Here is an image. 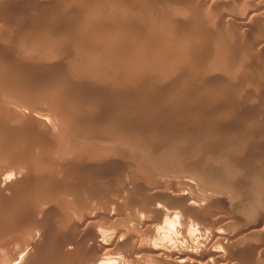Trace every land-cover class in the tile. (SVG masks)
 <instances>
[{"label": "rangeland", "instance_id": "obj_1", "mask_svg": "<svg viewBox=\"0 0 264 264\" xmlns=\"http://www.w3.org/2000/svg\"><path fill=\"white\" fill-rule=\"evenodd\" d=\"M45 1V2H44ZM66 0H63V2H65ZM71 1V2H70ZM102 0H95V2H94V0H67V3L65 2V3H61V1L60 0H48V3H47V0H0V34H3V36H1V39L2 40H0V42H2L3 44H2V48H3V45H4V47H5V45L6 44H8V46H6L5 48H0V52H1V54H3L2 55V57L4 56V55H7V56H4V58L6 59V60H4V58H3V60H0V61H9L7 58H9L10 59V61H12V60H14L13 61V63L11 62V64H12V68H14V69H16V68H18V69H20V67H21V71L20 70H18V69H16V71H14V69H9L10 71H7L8 69H6V70H4L3 72L4 73H6V72H9L8 74H7V76H5V75H3V74H1V78H0V80H3L2 78H3V76H5V77H7L6 79H8V76H13V77H9V79H13L14 78V75H15V77L17 78H14L13 80H17L18 82H16V81H14V82H16V83H19L20 84V82H21V80L22 79H24L25 81H22L23 83H21L22 85L24 84L25 86H23V89H24V87H26V85H27V87H26V89H24L25 91H21V90H23L22 89V86H21V84H20V86H19V84H14V83H12L13 82V80L11 81V82H7V83H10V84H7L6 83V79L4 80L5 82H4V84H5V86H12V84H13V88H14V86L16 87V88H18L19 87V90L24 94V92L25 93H27L28 92V90H27V88L28 87H30V86H33L34 84V90H36L37 88L36 87H38L39 86V88H38V90H41L42 91V89L41 88H45V90H46V88H48L49 89V87L51 86H53L52 88L50 87V90H48L47 89V91H45V90H43V91H45L46 93L48 92V94H49V96H51V99H53L52 101L55 103H53V102H51V101H49V100H51L50 99V97L49 96H47L46 98H45V96H46V94H44L45 96L44 97H40V94L42 95L44 92H42V93H40V92H38V93H40V94H38L39 96L37 97V98H35L34 96H35V94H32V92H34V90L33 89H31V88H29V90L31 89V90H33V91H30V93H31V95L29 96V95H27V97L25 96V95H22L21 97H22V99H24V98H28V100H30L29 98H31V97H33V99H31V101H36L37 99H39V100H41V98H45L44 100L45 101H47V103L48 104H53V105H51V107L53 108V110H52V108L49 106L48 107V104L45 102V101H43V100H41V101H43V102H45L46 104H47V106H46V104L45 103H43V102H41L42 103V105L41 106H39V107H37L38 105H39V103L37 104V106H35V105H33L34 107H32V109L33 110H36L35 109V107L36 108H39L38 110L40 111V109H41V113H43V115L42 114H40V112L39 113H37L36 114V111H38V110H36V111H33L29 106V108H30V110H32L33 112H31V111H29V108H26V110L25 111H27L26 113H27V115L26 114H23V113H25V112H22L24 109H25V107H23V109H19L18 111L19 112H21L23 115H25V116H28V115H30V118H32V113L33 114H35V115H38V114H40L39 116L40 117H36L35 115H33V117H35V118H37V119H40V118H44L43 116L44 115H48V114H45L46 112H48V111H46V109L47 110H49L50 111V113L49 114H51V115H48V116H46L45 118H47V122H46V119H42V120H45V123L47 124L46 126H48L47 128H44V122L43 121H41V124H42V126L40 125V123H39V121H33V120H27V118L26 117H24L23 119L22 118H20L19 117V119H22V120H16V119H13L12 121H10L12 124L9 126V117H11L10 119H12V117L14 116V115H16V114H14V115H12L11 116V114H13V112L14 111H16V109L14 108V104H13V106L11 105V103L13 102V100L14 101H16L17 99H16V96H18V94H16L15 96L13 95V99L11 100V96H12V92H10L9 91V89L11 88V87H9V89H8V87H6V89H7V92H10L9 93V95L11 94V96H8V94L6 95H4V94H2V90L3 89H5V87H3V85H2V83L1 82H3V81H1L0 82V85L2 86V88H1V86H0V89H2L0 92V95H2V96H5V98L7 97V101H8V103H9V101H10V103H9V105H8V103L6 104V102H4V103H2L3 101L2 100H4L3 99V97L1 98L0 97V101H2V102H0V104L3 106V107H5L6 106V108L7 109H9L10 108V106H11V108L13 107V109L14 110H9V111H13L11 114L10 113H8L9 111L6 109V108H3L2 106H0V108H1V110L0 111H2V112H0V117H2V118H0V122H3L2 120L3 119H6V117L5 116H8V114H9V117H8V119H7V121L5 120L3 123H0L1 125H0V129H1V131L2 132H5L4 134H1L0 133V139L1 138H4V140L3 139H1V141H0V143H3V142H5V143H3V144H5V145H3V144H0L1 146H0V150H1V152L0 153H4L3 154V156H0V158L2 157H4V155L5 154H8V152H10L9 151V149H11L12 151L11 152H14V150H18V151H16V152H14V153H11L12 154V156H14L15 155V153H17L18 155H20V152H22V150L24 151H29L30 153H31V155H30V153H27V151H26V155L24 154H22V153H24V152H22L21 153V155L23 156V159H24V162H27L28 161V163H25L26 164V166L22 163V162H19V161H17V160H13V161H15V163L14 164H18V165H20V166H22V167H26V168H20L21 170H23V171H21L18 175H20V176H18L17 175V177H19V179L18 178H16V180L14 181V182H16V183H14V182H12V183H14V184H10V186L12 185L14 188L16 187V189H14L12 186V188L11 187H9V188H6V189H4L5 190V192H3L4 190H3V188L1 189V186H0V197H1V199L0 200H3L4 202H7L6 204H4V202H2V201H0V207H1V209H0V218L1 219H6L7 218V221H9L10 219H11V217L13 218V216H17L19 219H24V218H27V217H29L30 218V216L31 217H34V216H36L37 214H39L41 211H43V210H46V207L48 208L47 210H48V212H50V211H52L51 213H47V214H51L52 215V217H51V215H47V216H49L50 218H48V220H50V221H48V220H46V222L48 221V223L49 224H52V225H55V226H53V227H57V225L56 224H54V223H58V224H60L59 222V220H62L63 221V219L64 218H68V214H69V212L70 213H74L73 211H76V210H78V209H81L82 210V207L81 208H78V206L76 205L77 203L76 202H78L79 201V203L78 204H80L81 202H83L85 205H87V206H85L84 204V209L85 208H88V207H90L91 208V206L92 207H94V205H99L100 203L103 205L102 207H101V204L99 205V208H98V210H100V211H102L101 213H100V215L101 214H104L106 217L108 216V215H106V213L105 212H107L108 210H110V207L109 208H107L106 209V204H108L109 205V200L111 199V198H113V200L114 201H117L116 203L118 204L119 202L118 201H120L121 199H123V200H121L120 201V203H119V207H121V208H124V205H125V203L127 202V201H129V199H130V197H131V195L133 194V193H136V192H132V188L133 187H131V189L129 188V191H131V194H128L127 192H125V191H127V190H124V191H122L121 190V188L122 187H120L119 185V183H123V180H130V179H127V178H131V179H135V180H137V178L139 177L141 180L144 178V180H142V182L143 183H148V184H146V185H153V184H155V183H157V181H158V185H161V186H165V183H167V185H168V187H167V185L165 186V190H169V191H171V190H173V189H176V190H179V191H176V192H179V193H182L183 191V193H185V192H187V193H185V194H187L191 199H194L193 200V202L194 203H199V204H201L200 202H202V204H201V206L202 205H207V207H205L204 208V206H203V208H202V212L200 213V216H199V213L197 212V211H200V209H196L197 211H192V210H195V209H191L190 210V208H188L189 206L188 205H186L185 207L183 206L182 208L180 207L181 205H182V200L181 201H179V202H181V204H180V206L177 208V205H179V203L177 202V204L175 203V201L176 200H174L173 198L171 199L170 198V196L168 197V196H162V197H160V198H164V200H162V205H164V201L167 199V202H165L166 204L167 203H170L171 202V205L170 204H167V205H165V207L168 209H165V212H167L168 214H167V216L169 217V218H171L172 219V221H173V226L170 228L168 225H167V223L164 221V217H163V215H159L158 213H156L155 214V212H154V214L152 213V212H150V213H152L151 215H153V218H152V216L151 215H149V217L151 218L150 220H148L147 218V220H148V222H153V223H151L152 225H154L155 224V226L156 227H159V230H160V232L161 233H166L169 237L167 238L166 237V239H164V240H160V242L161 243H169L170 245V247H173V248H175V249H177V248H179L178 250H180V248L182 247V248H184V249H182L181 248V250L180 251H182V250H184V251H186L187 249L186 248H189L187 251L189 252H192V251H197L198 250V252L200 251V249H203L204 248V246H205V244L204 243H206L208 240H207V238H210V237H208L209 235H211V232H212V230L213 229H221V230H223V231H225V233H229L228 235L231 237V239H230V242H232V245H233V243H234V246H232L231 245V243H230V247L232 246L233 248H236L235 250L234 249H230L231 251H236V250H238L237 252V254H240V253H244L243 255H244V258H243V255L242 254H240V256L239 255H237L236 254V252L234 253V252H231V251H229L230 252V254H229V252L227 253V255L229 254V256L227 257V259H226V261L224 262L225 264H264V208H262L261 206H263L264 207V203L262 202V201H258L259 202V204H258V202L256 201V197H257V200H263L264 201V186H263V183L264 182H261V181H264L263 179H264V155H259V154H264L263 153V151H264V132H262L263 130L262 129H264V128H261V127H257V128H255V132H257V133H253V132H251V133H243V131L241 130V128H239L238 126H240V124L242 125V123H243V121H245L246 119H252V117H255V119H256V121H257V119L258 120H261V116L260 117H257V116H254V115H258V114H262V112L264 111V110H262L263 108H262V106L264 107V98H262L263 96H264V90H262L261 91V89H264L263 87H264V0H235V2H234V0H219V3L217 2H213V3H211L212 2V0H210L211 2H209V0H184V2H185V4L184 3H182V1L183 0H171L172 1V4H171V1L169 0H159V2H158V0L157 1H155V0H140V2H138L137 0H130V1H128V0H125V1H128V2H123L124 0H121L120 2L121 3H123V4H121V3H117V2H119V0H115L113 3H111V1H113V0H110V3H108L109 2V0L107 1V0H104L103 1V3L101 2ZM105 1H107V2H105ZM142 1V2H141ZM144 1V2H143ZM151 2V4L149 3V2ZM156 2L155 4H157L158 3V5H155L154 4V2ZM161 1V2H160ZM195 1V2H194ZM202 2V4H203V1H204V3H205V5L203 4V7H201L200 5V3ZM214 1H218V0H214ZM238 1H240V2H238ZM44 4H43V3ZM78 2V3H77ZM134 2H136V3H134ZM170 2V3H169ZM175 2V3H174ZM179 2H181V3H179ZM200 2V3H199ZM37 3V4H36ZM40 3V4H39ZM46 3H47V5L49 6V7H47V5H46ZM75 3V4H74ZM81 3H82V5L83 6H85V7H83L82 5H81ZM96 3V4H95ZM106 3H108V5H111V6H109V8H112L113 10H110L107 6L108 5H103V4H106ZM117 5H116V4ZM133 3H134V5H133ZM140 3H142V4H140ZM144 3H145V5H144ZM148 5H147V4ZM153 3V4H152ZM160 3V4H159ZM187 3V4H186ZM60 4H62V6H60ZM67 4H69L68 6H67ZM71 4H74V5H72L71 6ZM79 4V5H78ZM91 4V5H90ZM95 6H97V7H94V5ZM139 4H140V6H139ZM176 4V5H175ZM181 4V5H180ZM183 4V5H182ZM189 4V5H188ZM193 4H194V6H193ZM197 4V5H196ZM207 4V5H206ZM210 4V5H209ZM215 4H217V5H215ZM36 5H38V6H36ZM78 5V6H77ZM90 5V6H89ZM93 5V6H92ZM102 5V7H100L99 8V6H101ZM123 5V6H122ZM132 5H133V7H132ZM146 8V11H144V7ZM154 5V6H153ZM168 5V6H167ZM171 7H170V6ZM181 7H180V6ZM185 5H187V6H185ZM214 5V6H213ZM40 6V7H39ZM59 6H60V10H62L61 8H63V10L62 11H60L59 10V12L58 13H60V14H57L56 15V13H57V11L56 10H58V8H59ZM80 6V7H79ZM128 6L129 7H131V8H129L128 9ZM136 6V7H135ZM137 6H138V8H137ZM142 6V7H141ZM146 6H150V7H152V8H149L148 9V7H146ZM156 6V7H155ZM162 6V7H161ZM175 6V7H174ZM177 6H179L181 9H183V13H186V11H189V12H187L186 14L188 15H186V14H182V12H179V11H182L179 7H177ZM184 6V7H183ZM199 6V7H198ZM210 6H213V7H210ZM217 6V7H216ZM27 9H26V8ZM34 7V8H33ZM39 7V8H38ZM43 7V8H42ZM47 7V8H46ZM67 7H68V9H67ZM73 9H72V8ZM87 7V8H86ZM94 7V9H92ZM117 7V8H116ZM120 7V8H119ZM126 7V9L127 10H125L124 8ZM189 7H191V8H189ZM198 9H202V10H198ZM208 7V8H207ZM2 8V9H1ZM38 8V9H37ZM41 8V9H40ZM45 8V9H44ZM49 8V9H48ZM76 8V9H75ZM79 8V9H78ZM81 8V9H80ZM84 8V9H83ZM98 8V9H97ZM133 8V9H132ZM144 8V9H143ZM153 8H156V10L154 11V10H152ZM158 8V9H157ZM176 8H177V10H176ZM188 8H189V10H188ZM213 8V9H212ZM219 8V9H218ZM29 9V10H28ZM43 9V10H42ZM65 9L66 10H69V11H65ZM97 9V10H96ZM106 9L108 10V11H106ZM116 11H115V10ZM132 11H134V13L132 12V13H130V11L131 10ZM139 9V10H138ZM140 9H142V10H140ZM175 9V10H174ZM180 9V10H179ZM217 9V10H216ZM8 10V11H7ZM35 12H33V11ZM38 10H40V11H42V12H39L38 11V13H37V11ZM47 10V12H45ZM50 10H52V11H50ZM72 10V11H71ZM85 12H84V11ZM87 10V11H86ZM95 10V11H94ZM121 10H125V13H126V15L124 16V12H122ZM130 10V11H129ZM139 11V13H135V11L136 12H138ZM149 10V11H148ZM152 10V11H151ZM172 10V11H171ZM208 10H211V11H208ZM4 11V13H2ZM56 11V12H55ZM65 11V12H64ZM72 12V13H74L73 11H75L76 13H74V14H72V15H75L76 14V16L74 17V16H72L71 15V13H69V12ZM88 11H89V13H88ZM91 11V12H90ZM121 11V12H120ZM129 11V12H128ZM154 11V12H153ZM157 11V12H156ZM164 11H165V13H164ZM169 11V12H168ZM175 11V12H174ZM176 11H178V12H176ZM191 11V12H190ZM205 11L207 12V13H205ZM28 12H33V13H31V14H34V16L33 15H31L30 13H28ZM44 12V13H43ZM53 12V13H52ZM63 12L65 13V14H63ZM94 12V13H93ZM97 12H98V14H97ZM141 12V13H140ZM168 12V13H167ZM209 12H211V16H210V13ZM215 12H217V13H215ZM218 12H220V13H218ZM238 12H239V14H238ZM37 13V14H36ZM45 13H46V15H47V17H46V15H45ZM50 13V14H49ZM55 13V14H54ZM121 13H123V16H122V14ZM143 13V14H142ZM149 13H151L150 15H149ZM153 13V14H152ZM171 13H173L172 15H170ZM175 13H178V14H180V15H184V16H186V17H184V18H181L178 14H175ZM237 15H236V14ZM38 14H41V16H39ZM43 14V15H42ZM61 14H63V16L61 15ZM67 14H70V18L68 17V15ZM77 14H79V15H77ZM102 14H104L105 16H106V18L104 17V15L102 16ZM132 14V15H131ZM136 14V15H135ZM145 14V15H144ZM154 14H157V15H159V16H161V14H162V18L161 17H159V16H155ZM195 14V16L197 17V18H189V17H195V16H193ZM200 15V17L199 16H197V15ZM204 14V15H203ZM208 14V15H207ZM214 14V15H213ZM218 15V16H216V15ZM234 14V15H233ZM241 14V16L239 17V15ZM244 14V15H243ZM30 15V16H29ZM65 15V16H64ZM108 15V16H107ZM114 15V17L117 15L119 18H121V19H124V20H121V19H116V18H118V17H116V18H114L113 17V19H116V20H119V21H121V22H119L118 21V23L117 22H115V24H113V22L115 21V20H113L112 18H110L111 16H113ZM147 15H149L150 16V18H148V17H145V19H144V16H147ZM153 17H152V16ZM163 15H166V16H164L163 17ZM178 15V17L176 18V16ZM213 15V16H212ZM223 15V16H222ZM233 15V17H231ZM25 16H27V17H25ZM29 16V17H28ZM51 16V17H50ZM56 16V17H55ZM62 16V17H61ZM88 17V19L86 18V17ZM98 17L99 18V16H101V17H103L102 19L100 18V20L98 19V18H96V17ZM121 16V17H120ZM129 16V17H128ZM130 16H132V17H130ZM136 17V16H139V17H136L135 19H134V17ZM201 16H203V17H201ZM216 16V17H215ZM239 17V18H241L242 16H244V22H243V24L245 25V26H242L243 27V31L242 30H240L239 29V31L240 32H238V30L236 31H234V33H233V29H234V25L232 26V24L234 23V21H232V19L234 18L235 19V17ZM246 16V17H245ZM33 17H35V18H33ZM36 17H37V19H36ZM38 17H42V18H38ZM43 17H44V19H43ZM46 17V18H45ZM52 17H54V18H52ZM58 17L60 18L59 20H58ZM78 17H82V19L81 18H78ZM84 17V18H83ZM109 17V18H108ZM140 17H142V18H140ZM156 17V18H155ZM158 17H159V20H161V21H159L158 20ZM169 17V18H168ZM218 17V18H217ZM231 17V18H230ZM6 18V19H5ZM26 18V19H25ZM32 18V19H31ZM50 18H52V19H50ZM67 18H69V19H67ZM71 18H73L75 21H77V19H80V20H78V22L80 21V22H82V23H77L76 22V24L77 25H75V23H74V20H71ZM76 18V19H75ZM127 18H129V21L127 22V21H125V19L126 20H128ZM147 18V19H146ZM170 18L172 19L173 18V20L174 21H172V20H170ZM179 18H181L180 20L182 21H180L179 20ZM188 18V19H187ZM199 18V19H198ZM210 18V19H209ZM213 18V19H212ZM222 18V19H221ZM226 18H228V19H226ZM249 20H248V19ZM5 19V20H4ZM7 19H8V21H7ZM50 19V20H49ZM91 19V20H90ZM93 19V20H92ZM97 19V20H96ZM105 19V20H104ZM107 19V20H106ZM112 19V20H111ZM134 19V20H133ZM138 19H142V21L141 22H139L140 20H138ZM144 19V20H143ZM152 19V22L151 21H149L148 22V20H151ZM154 19V20H153ZM164 19V20H163ZM186 19H187V21H186ZM204 19V20H203ZM218 19L220 20V21H218ZM229 19H231V20H229ZM233 19V20H234ZM15 20H17V22L19 23H17V22H15ZM23 20V21H22ZM26 20V21H25ZM29 20H33L32 22L31 21H29ZM41 20H43L44 22H46V23H44L43 21L41 22ZM54 20L56 21V23L54 22ZM87 20H88V22H87ZM103 20L107 23H103ZM131 20V21H130ZM132 20H133V22H132ZM136 20H138V21H136ZM157 22H156V21ZM168 22H167V21ZM178 22H177V21ZM194 20H196V22L194 21ZM200 20V22H198ZM212 20H214V21H212ZM216 20V21H215ZM223 20V21H222ZM247 20V21H246ZM3 21V22H2ZM19 21H21V22H19ZM29 21V22H28ZM53 21V22H52ZM57 21L59 22L58 24H57ZM69 21H70V23H69ZM86 21V22H85ZM93 21V22H92ZM96 23H95V22ZM97 21H98V23H97ZM100 21V22H99ZM112 21V22H111ZM143 21H145V24H141V23H144ZM155 21V22H154ZM164 21V22H163ZM184 21H185V26H184V24H182V23H184ZM205 23H204V22ZM207 21H209L208 22V24H207ZM210 21H211V24H210ZM7 22V23H6ZM14 22V24L13 25H11L12 23ZM24 22V23H23ZM26 22V23H25ZM31 22V23H30ZM66 22H67V24H66ZM89 22H91V23H93V24H90ZM129 22H132V23H130L129 24ZM137 22L139 23V24H137ZM147 22H148V24H147ZM151 22V23H150ZM153 22H154V24H153ZM170 22V23H169ZM189 22H191V23H189ZM219 22V23H218ZM221 22V23H220ZM232 22V23H231ZM4 23V24H3ZM21 23V24H20ZM33 23V24H32ZM48 23H50L49 25L51 26L52 24L54 25H56V27L55 26H53L52 25V27L49 29L48 27H50L49 25L47 26V24ZM68 23H69V25H68ZM86 23H88L87 25H86ZM102 23H103V25H105V26H102ZM113 24L112 26H110L111 24ZM120 23H121V25H120ZM175 23V24H174ZM178 23H180V24H178ZM227 23V24H226ZM247 23V24H246ZM25 24V25H24ZM28 24H32L30 27L31 28H29V26H28ZM34 24H35V26H34ZM40 24V25H39ZM46 24V25H45ZM83 24V25H82ZM84 24H85V26H84ZM89 24L90 25H94V26H97V25H99V26H102V29L99 27V26H97L96 27V30H95V27H93V28H91V26H89ZM95 24H97V25H95ZM109 24V25H108ZM116 24H118V26H116ZM123 24V25H122ZM134 24H135V26H134ZM146 24L148 25V26H150V27H146ZM156 24H159V25H157L156 26ZM163 24H165V25H162ZM166 24H167V26H166ZM171 24L173 25V26H171ZM187 24H189L190 25V28H189V25H187ZM197 24V25H196ZM203 24H205V25H208V26H205L204 25V27H208V28H204V27H201V25L203 26ZM210 24V25H209ZM213 24V26H211ZM214 24H216V25H214ZM220 24V25H219ZM223 24V25H222ZM6 25V26H5ZM17 25V26H16ZM19 25V26H18ZM37 25V26H36ZM43 25V26H42ZM46 27H45V26ZM58 25V26H57ZM63 25H65V26H63ZM80 25V26H79ZM106 25H108V28H110V29H108V28H104V27H106ZM116 27H115V26ZM130 25L132 26V27H130ZM136 25H138V27L136 26ZM154 25V26H153ZM174 25H176V26H178L177 27V29H176V26H174ZM181 25H183L184 27H183V30L182 29H180V28H182L181 27ZM193 25V26H192ZM222 25V26H221ZM225 25V26H224ZM13 26H14V28H13ZM18 28H16V27ZM25 26H27V28L25 27ZM43 28H42V27ZM70 26V27H69ZM72 26V27H71ZM74 26V27H73ZM82 26V27H81ZM87 27V28H84V27ZM120 26V27H119ZM123 27V30H120V29H122V27ZM142 26L143 27H146V29L144 30L143 28H142ZM153 28H152V27ZM161 26V27H160ZM170 27V29H169V27ZM216 26H218V27H220V28H215ZM231 26V28H229ZM2 27H3V29L4 30H6V31H4L3 29H2ZM7 29H6V28ZM33 27V28H32ZM39 28V30L38 29H36V28ZM67 27V28H66ZM69 27V28H68ZM77 27V28H76ZM79 27V28H78ZM80 27H81V29H80ZM112 27H113V29L114 28H117L116 30H113L112 29ZM133 27H136L135 29H137L138 31H142V34H140L137 30L136 31H134L135 29L133 28ZM139 27L141 28L140 30H139ZM160 29H159V28ZM163 27V28H162ZM164 27H166V29H169L168 31L165 29V30H163L164 29ZM194 27V28H193ZM201 27V28H200ZM9 28V29H8ZM35 28V29H34ZM42 28V29H41ZM47 28V29H46ZM53 28V29H52ZM56 28V29H55ZM64 29V31H62V32H60L58 29ZM75 28V29H74ZM90 28V29H89ZM97 28H100L101 29V31L102 32H104L105 30H107V31H105L106 33H99V32H101V31H99L100 29H97ZM120 28V29H119ZM125 28H129V30H128V32H129V35H128V32L127 31H125ZM132 28V29H131ZM152 28V29H151ZM173 28V29H172ZM174 28H175V30L176 31H174ZM185 28H187V29H185ZM193 28V29H192ZM200 28V29H199ZM205 30H204V29ZM224 28V29H223ZM11 29H13V30H11ZM29 29L32 31V29L34 30L33 32H31V31H29ZM49 29V30H48ZM52 29V30H51ZM55 29V30H54ZM80 29V30H79ZM85 29H88V31L87 30H85ZM105 29V30H104ZM119 29V30H118ZM134 29V30H133ZM150 29V30H149ZM192 29V30H191ZM207 29V30H206ZM211 31H210V30ZM215 29V31H217L216 32V34H214L215 33V31H213ZM221 29V30H220ZM10 30V31H9ZM22 30H25L24 32H25V34H20L21 32H22ZM36 30V31H35ZM40 30H42V31H40ZM46 30H48L49 32H47ZM69 30H74L73 32L74 33H71ZM76 30V31H75ZM83 30H85V32H83ZM91 30H93V31H91ZM98 30V31H97ZM112 31V33L113 32H115L114 34H112L111 33V31ZM133 30V31H132ZM146 30H148L147 32H144V31H146ZM153 30V31H152ZM177 30H181L180 32L182 33V34H177V33H180L179 31H177ZM197 30L198 31H200V33L198 34L197 33ZM224 30H226L225 32H224ZM232 30V31H231ZM14 31H17V32H14ZM20 31V32H19ZM38 31H40V32H43V33H40V32H38ZM65 31H68V32H65ZM83 32L82 34L83 35H81V32ZM91 31V32H90ZM110 31V32H109ZM120 32V34H118L119 32ZM140 31V32H141ZM157 31H160V32H157ZM163 31L165 32V33H163ZM173 32L172 34H169L170 32ZM191 31L192 32V34L191 33H189V32ZM194 31H196V32H194ZM205 31H207V32H205ZM221 31V32H220ZM9 32V33H8ZM10 32H12V33H10ZM24 32H22V33H24ZM28 32V33H27ZM38 32V33H37ZM57 32H59V34L57 33ZM87 32V33H86ZM89 32V33H88ZM96 34H95V33ZM124 32V33H123ZM149 32H151L152 34L151 35H154V37H150L151 35H149L150 33ZM177 32V33H176ZM204 32H205V34H204ZM211 32H213V33H211ZM220 32V33H219ZM236 32V33H235ZM19 33V34H18ZM29 33H31V34H29ZM40 33V34H39ZM49 34V36H48V34ZM52 33V34H51ZM55 33H57V36L58 37H60V38H55L56 37V34ZM60 33H62V34H64V33H66V37L64 38V36H62L63 38H64V40H61V39H63V38H61V35H60ZM80 33V34H79ZM85 33V34H84ZM109 33H111V36H109L110 34ZM137 33H139V34H137ZM148 34L147 36H149V37H146V35L144 36L143 34ZM159 34V36H157L158 34ZM184 33H189V34H191V35H187V36H189V37H186V34H184ZM196 33V34H195ZM220 34V36H219V34ZM221 33H223V34H221ZM238 33V34H237ZM7 34V35H6ZM35 34V35H34ZM41 34H43L44 36H46V37H44V36H42ZM51 34V35H50ZM67 34H69L70 36H68ZM77 34V35H76ZM98 34V35H97ZM104 34H108L107 35V37H106V35H104ZM116 34V35H115ZM122 34V35H121ZM156 34V35H155ZM163 34V35H162ZM165 34V35H164ZM168 34V35H167ZM174 34H176L175 36H176V38H174L173 36H174ZM193 34H195V35H193ZM200 34H202V35H200ZM209 34V35H208ZM214 36H213V35ZM218 34V35H217ZM227 34V35H226ZM5 35V36H4ZM24 35H25V37H24ZM28 35H33L34 36V40L32 39L33 37H31V36H28ZM37 35V36H36ZM41 36V39L44 41V43L47 45V43H50L49 41H51V44H48L47 46L46 45H43L44 47H42V45L40 46V45H38V42H40L41 41V39H40V36ZM53 35H55V36H53ZM60 35V36H59ZM97 35V36H96ZM100 35H102V36H100ZM113 35H115V39H114V36ZM123 35H125V36H123ZM127 35V36H126ZM137 37H139V35H140V37H139V39L137 38L136 39V36ZM169 36L168 38H170V40L168 39V38H166L167 36ZM173 35V36H172ZM204 35V36H203ZM211 35V36H210ZM223 35V36H222ZM13 36V37H15L14 39L16 40V38H20V39H26L27 41H29V39H30V41H29V43L31 42V40H33L32 41V43H30V44H28L27 43V41H25V43H24V41L23 40H20L21 42V44H23V45H21V44H19V42H12L11 41V37ZM22 36V37H21ZM75 36V37H74ZM78 36L80 37V39L78 38ZM90 36H94V38L97 40V39H101V40H99V41H102L101 43L97 40V41H95V39H93V37H90ZM106 37V38H98V37ZM110 38H109V37ZM117 36H118V38H117ZM122 36L124 37V38H122ZM144 36V37H143ZM171 36V37H170ZM184 36L186 37V40L187 41H184V42H182L183 40H185V38H184ZM190 36H192V37H190ZM202 36V37H201ZM208 36H209V38H208ZM219 36V37H218ZM6 37V38H5ZM54 37V38H53ZM74 37V38H73ZM83 37V38H82ZM120 37V38H119ZM130 39H129V38ZM156 37V38H155ZM161 37H163V38H166V39H163V38H161ZM172 37H173V39H180V40H173L172 39ZM215 37V38H214ZM226 38L227 40H223L222 41V39L223 38ZM44 38L45 39H47L48 40V42H46L47 40H44ZM71 38H73V39H71ZM78 38V39H77ZM122 38V39H121ZM128 38V39H127ZM143 38V39H142ZM146 38H147V41H146ZM159 38L161 39V40H159ZM181 38H183V40H181ZM191 38H193V39H191ZM196 38V39H195ZM224 38V39H225ZM60 39V40H59ZM67 39H69V40H67ZM106 39V40H105ZM114 40L115 41V43H114V41H111V40ZM117 39V40H116ZM150 39H151V42L153 41L152 39H154L155 41H153L152 43L153 44H151V43H149V41H150ZM158 39V40H157ZM171 39H172V41H171ZM198 39H199V43H197V41H198ZM209 39H211L209 42H208V40ZM212 39H217V40H212ZM37 40V41H36ZM40 40V41H39ZM54 40H59V41H61L60 42V44H62V46L60 45V47H64L66 44H68V45H66V47H64L65 48V51H64V53L62 52V53H59L60 51H63L62 50V48H61V50H59V45L58 46H56L57 44H56V42L57 41H54ZM67 41V43L66 44H63L64 42H66ZM82 41L83 43H84V41L86 42V43H84V44H82L81 42H78V43H81V44H77V41ZM105 40V41H104ZM118 40H120V43H119V41ZM122 40V41H121ZM125 40V42H123ZM127 40H129V41H127ZM130 40H132V41H130ZM145 40V41H144ZM162 40L164 41L163 43H164V46H161V45H163V43H161L162 42ZM165 40H166V42H165ZM169 40V41H168ZM189 40V41H188ZM207 40V41H206ZM222 42H221V41ZM6 41V42H5ZM19 41V40H18ZM35 41H36V44L38 45H36V44H33V42L35 43ZM59 41H58V43H59ZM88 41V42H87ZM91 41V42H90ZM106 41H108V42H106ZM118 43H117V42ZM134 41H136L135 43H136V47L135 46H133L135 43H134ZM142 42V44H140L141 42ZM157 41V42H156ZM179 41H181V44H178V43H180ZM192 41H193V43H192ZM195 41V42H194ZM200 41H201V43H200ZM214 41V42H213ZM215 41H217V42H215ZM221 43H220V42ZM227 41V42H226ZM8 42V43H7ZM11 42V43H10ZM53 42H55V45H54V43ZM63 42V43H62ZM73 42H75V44L73 43ZM90 42V43H89ZM104 42V43H103ZM114 43V45H110L109 43ZM127 42H129V43H133L132 44V46L129 44V43H127ZM139 42V43H138ZM145 42V43H144ZM148 42V43H147ZM174 42L176 43V44H178L177 46L174 44ZM189 42H191V44L193 45V46H191V44L189 43ZM206 42V43H205ZM211 42H213V43H211ZM252 42V43H251ZM6 43V44H5ZM19 44V46H17L16 44ZM42 43V42H41ZM41 43H39V44H41ZM44 43H42V44H44ZM72 43V44H71ZM93 43H94V45H93ZM95 43H96V45H95ZM97 43H99V44H101V45H98ZM125 43V44H124ZM127 43V44H126ZM143 43L145 44V45H143ZM156 43H157V45H156ZM161 43V44H160ZM165 43H167V48H166V44ZM175 45V47L173 46V44ZM189 44V45H186V44ZM202 43H204V45L202 44ZM215 43H217V45L215 44ZM223 43V45H225L226 43H227V45L225 46V48H226V50L224 49V46H222V45H220V44H222ZM251 43V44H250ZM12 44V45H11ZM26 44V45H25ZM33 44V50H32V53L30 52H28L27 50V53L28 54H26V51H25V48L26 49H31V47H30V45H32ZM85 44H88L90 47H92V48H90L89 46H85ZM102 44H105V45H102ZM107 44V45H106ZM108 44H109V47L111 48L112 46H114V48H113V50H116V51H112V52H110V50H112V49H110L109 47L107 48V51L105 50L106 48H105V46H108ZM115 44H119V45H115ZM124 44V45H123ZM129 44V45H128ZM138 44H140V45H143V46H141V47H139V45ZM150 44H151V46H150ZM170 44V45H169ZM206 44L211 48H207V46H206ZM212 44V45H211ZM215 46H214V45ZM218 44H219V46H222V47H219L218 46ZM250 44V45H249ZM255 44V45H254ZM257 44V45H256ZM1 45V44H0ZM27 45H29V46H27ZM51 45H53L52 46V48H55V47H58V48H56V49H58L57 51H59V52H56V51H52V52H54V54L52 53H50V46ZM70 45V46H69ZM78 45H80V47H78ZM93 45V46H92ZM126 45H128V46H126ZM180 45V46H179ZM201 45V46H200ZM252 45H253V47H252ZM15 46V47H14ZM25 46H27V47H29V48H27V47H25ZM36 48H35V47ZM49 46V47H48ZM67 46H69L70 47V50H69V47H67ZM72 46V47H71ZM95 46V47H94ZM96 46H98V49H100V50H98L97 49V47ZM99 46H101V47H103V48H99ZM119 47V46H121V48L119 47V49H115L116 47ZM123 46H126V47H124L123 48ZM146 46H150L151 47V50L153 51H151V53H149L150 51V49H149V47H148V49H146L145 47ZM154 46H156V48H152V47H154ZM159 46V47H158ZM170 46V48H169V50H171L172 49V51H174V52H171V53H169L168 51H165V49H168V47ZM173 46V47H172ZM199 46V47H198ZM204 46V47H203ZM212 46V47H211ZM248 46H251V47H248ZM1 47V46H0ZM10 47V48H9ZM20 47V48H19ZM45 47H47V48H45ZM128 47V48H127ZM134 47V48H133ZM139 47V49L138 50H134V52H139V50L142 52V53H144L146 56H142V55H144V54H142L141 52L140 53H134L133 52V49H136V48H138ZM161 47V48H160ZM189 47V49L188 50H186L185 48H188ZM191 47V48H190ZM203 47V48H202ZM206 47V48H205ZM219 47V48H223L225 51H222L221 49V51H220V53H218L219 52V49H217V48ZM230 47V48H229ZM8 49V51H7V49ZM13 49V51H12V49ZM18 48V49H17ZM22 48H24V49H22ZM42 48V49H41ZM73 48V49H72ZM77 48V49H76ZM79 48H81V49H79ZM88 49V51H90V53L88 52V51H86V49ZM127 48V49H126ZM132 50H131V49ZM141 48H144V49H141ZM179 48V49H178ZM194 48V49H193ZM197 48V49H196ZM233 48V49H232ZM250 48H253L252 49V51L254 52H252V51H250L249 49ZM2 49V50H1ZM37 49V50H36ZM38 49H39V52H41L40 54H45L46 52H47V50L45 51V49H49V54H48V52L46 53V55L48 56H50V58H49V56L47 57L46 55H41V57H39L40 55L38 54L37 55V53H39V52H37L38 51ZM41 49V50H40ZM89 49H91V50H89ZM97 51H95V50ZM101 49H103V50H101ZM122 49V50H121ZM123 49H125V50H123ZM153 49H155V51L153 50ZM161 49V50H160ZM162 49H163V52H165V53H163V52H161L162 51ZM177 50L178 49V51H179V53H183L182 55H180V57H179V55H178V51H175V50ZM191 49V50H190ZM193 49V50H192ZM203 49H205V50H203ZM228 49H229V51H228ZM234 49H236V50H234ZM3 50L5 51L4 53H3ZM34 50H36V55L35 54H33L34 52ZM43 50H44V52L45 53H43ZM55 50V49H54ZM80 50V51H79ZM83 50L85 51V52H83ZM126 50H127V52H126ZM147 50H148V52H147ZM195 50H198V51H195ZM202 50V51H201ZM207 50H209V51H207ZM214 50V51H213ZM218 50V52L217 53H215V51H217ZM233 50V52H231V51ZM248 50L250 51V52H252V53H250V55H249V53H248ZM16 51V52H15ZM81 51H82V53H81ZM92 51V52H91ZM93 51H95V52H93ZM101 51V52H100ZM107 52V53H103V52ZM109 51V52H108ZM121 51L123 52V53H121ZM128 51L130 52V53H134V54H136L135 56H137V58L135 57V56H132V57H134L133 59L132 58H129L128 56H130L131 57V55H129L128 54ZM144 51V52H143ZM156 51H158L159 53H160V57H161V55H165V56H162L161 58H163V59H161V58H159L158 56V52H156ZM189 53V54H187V52ZM192 51V52H191ZM12 52H14L15 54H13ZM101 54H100V53ZM113 52H116V53H118V52H120V53H118V54H116V56H115V53H113ZM147 52V53H146ZM200 52V53H199ZM215 53V55H214V53ZM221 52L223 53V56H221V57H219L220 55H222L221 54ZM231 52V53H230ZM12 53V54H11ZM18 53L19 54H21V55H18ZM89 53V54H88ZM92 53H94V55L95 56H98V54H99V57H100V59L102 60V63H101V61H99V60H97V59H99V58H96V59H93L94 57H93V54ZM108 54L109 55V53H112L111 55H109V57L111 56V58H109L108 57V55H105L106 57H103L104 55L103 54ZM132 53V54H133ZM153 53V55H155V54H157V55H155V56H153V55H149V54H152ZM176 53V54H175ZM187 55H186V54ZM196 54V55H194V54ZM208 53V54H207ZM210 53V54H209ZM235 55H234V54ZM30 54V55H29ZM32 54V55H31ZM58 54V55H57ZM59 54L63 57H59ZM65 54H66V56H65ZM68 54V55H67ZM72 54V56H70ZM79 54H81V55H79ZM128 55L127 56V61H125V58H126V56L125 55ZM142 54V55H141ZM175 54V55H174ZM197 54H199V57H196V58H194L195 56H198ZM213 54V55H212ZM229 54V55H228ZM231 54V55H230ZM255 54V55H254ZM13 57H12V56ZM29 55V56H28ZM34 55V56H33ZM53 55H55V56H53ZM88 55V56H87ZM91 55V56H90ZM103 55V56H102ZM147 55H149V56H147ZM178 55V56H177ZM189 55H191V57L189 56ZM201 55H203V56H201ZM233 55V56H232ZM254 55V56H253ZM19 58H18V57ZM52 56V57H51ZM67 56H69V57H67ZM86 56V57H85ZM89 56H90V60L91 61H89ZM102 56V57H101ZM115 56V57H114ZM119 56V57H118ZM125 57L124 59H123V57ZM138 56H141L142 58H144V59H146V57L148 58V61L145 63V64H143L144 63V61H142ZM169 56V57H168ZM175 56V57H174ZM176 56H177V58H178V61L177 60H175V59H173V57L174 58H176ZM189 56V57H188ZM193 56V57H192ZM211 56H213V57H211ZM20 57H21V59L23 58V57H25V58H23L22 59V61H21V59H20ZM36 57V58H35ZM39 57V58H38ZM47 57V58H46ZM54 57V58H53ZM55 57L57 58V60H55ZM71 57V58H70ZM73 57H74V59H73ZM92 57V58H91ZM112 57L113 58H115V60L113 61V60H111L112 59ZM119 59H118V58ZM151 57H153V58H151ZM164 57H165V60L167 59V58H171V59H169V60H172V61H170V62H174V66L169 62V61H164ZM181 57H183L184 59H186V60H184L183 58H181ZM206 59H205V58ZM210 59V61H212V60H214L215 59V57H216V59H218V60H216L217 61V63H219L218 61H220V62H223V65H225L224 67H223V65H221V64H216V61H212V63H209L210 61H209V59ZM223 57V58H222ZM231 57V58H230ZM233 57V58H232ZM0 58H1V56H0ZM16 60H15V59ZM35 58V59H34ZM45 58V60L46 61H48V62H46L47 64H48V66L46 67L45 65H47L46 63L44 64V61L45 60H43ZM59 58V59H58ZM68 59V60H70V62H67L68 60H66V59ZM81 58V59H80ZM108 58L110 59V60H108ZM155 58H156V60H155ZM159 58V59H158ZM188 58V59H187ZM189 58H190V60L191 59H193V60H191V61H195V62H197V64L195 63V62H191L190 60H189ZM199 58V59H198ZM221 58L223 59V60H221ZM227 58V59H226ZM230 58V59H229ZM246 58V59H245ZM2 59V58H1ZM12 59V60H11ZM26 59H28L27 61H28V63L29 64H27L26 62ZM39 60V62H36V60ZM42 59V60H41ZM51 59H52V61H51ZM65 59V60H64ZM94 61H96V62H94ZM116 59H118V60H116ZM130 59H132V60H134V61H136L137 59H140V61H136V62H134L133 61V63L132 62H129L130 61ZM154 59L155 60V62L154 61H152V60ZM202 59H203V63H202ZM212 59V60H211ZM232 59V60H231ZM239 59H240V61H243V60H245L246 62H248L249 64H247V63H245V61H243L244 63H242V62H239ZM57 61V62H54V61ZM82 60V61H81ZM107 60H108V62L109 61H111V63L109 62V64L107 63ZM125 61V62H121L120 63V61ZM129 60V61H128ZM147 60V59H146ZM158 60H162L163 62H166V64L165 63H163L162 61L159 63V62H157ZM180 60H182V61H180ZM189 60V61H188ZM198 60H201V61H198ZM207 60V61H206ZM9 61V62H10ZM17 62V61H19V62H17L18 64V66L19 67H13V65L15 66L16 64L14 63V62ZM34 61L35 63H38V64H34V63H32V62ZM72 61V62H71ZM77 61V62H76ZM104 61H106L105 63H103ZM114 63H113V62ZM151 63H150V62ZM180 61V62H179ZM224 61H226V62H224ZM21 62H23L24 63V65L26 64V67L24 68V65H23V63L22 64H20ZM62 62H65V63H62ZM85 62H88L89 63V65L92 67V68H90V67H87V66H89L88 65V63H86L87 64V66L85 67ZM120 63V64H124V66H126V67H122L123 65H121V66H115L116 67V69L114 70V72H115V74H114V76H112L113 74L111 73V72H113V69H114V65L113 64H115V63ZM137 62L139 63V65H137L138 67H135V65H133L132 66V64H137ZM152 62H154V63H152ZM178 62L180 63L179 64V66L177 65L178 64ZM187 62V63H186ZM191 62V63H190ZM213 62L215 63V64H213ZM40 63H42V66H41V64ZM54 63L57 65V69H56V65H54ZM72 64L73 66H71L73 69H71V67H68L69 65H66V64ZM75 63V64H74ZM84 63V64H83ZM98 64V65H96V64ZM117 63H116V65H117ZM126 63H128L127 65H125ZM140 63H141V65H140ZM163 63V64H162ZM181 63H182V65H181ZM190 65H189V64ZM193 63H194V65H193ZM227 63V64H226ZM237 63V64H236ZM238 63H239V65H238ZM10 64V63H9ZM11 64H10V66L9 67H11ZM31 64V65H30ZM33 64V65H32ZM44 64V65H43ZM77 64V65H76ZM81 64L83 65L82 67H81ZM96 66H95V65ZM99 64H101L100 66H99ZM102 64H106V66H108V68H106V69H108V73H104V75L103 74H101V73H103L102 71H104L105 72V70H103L106 66L105 65H103V66H105V67H101L102 66ZM119 64V65H120ZM130 64V65H129ZM158 64H161V65H159L158 66ZM167 64H170L169 66L170 67H168V66H164V65H167ZM199 64H200V68L201 69H199L198 70V66H199ZM201 64H203V65H201ZM206 64V66H204ZM211 64V65H210ZM234 64V65H233ZM244 64V66H240V65H243ZM245 64H247L248 66V69H246L247 67H246V65ZM21 65V66H20ZM23 65V66H22ZM28 65H30V66H28ZM49 65H51V66H49ZM62 65V67H60V69H59V66H61ZM111 65H113V66H111ZM142 65H144V66H142ZM146 65H148V67L146 66ZM155 65H157L158 66V68H157V66H155ZM181 65V66H180ZM198 65V66H197ZM222 67H221V66ZM237 65V66H236ZM34 66V67H33ZM39 66H40V68H42L41 70H40V68H39ZM63 66H65V67H63ZM75 66V67H74ZM76 66H79L80 68H78V67H76ZM112 68V70L110 69V67ZM130 66V67H129ZM149 66H151V68L149 67ZM155 66V67H154ZM177 67V70L178 71H180V73H178L177 72V74L175 73L177 70H176V67ZM186 66H188V67H186ZM194 66V67H193ZM208 66H209V68H208ZM211 66V67H210ZM219 66V67H218ZM28 67H29V69H28ZM51 67V68H50ZM67 67H68V69H67ZM85 67V68H84ZM98 67H101V68H98ZM120 67V68H119ZM128 67H129V69H128ZM147 70L148 68H149V73H147L148 71H146L144 68ZM147 67V68H146ZM162 67H164L163 69H162ZM170 69L171 67H172V69L171 70H169L168 68ZM181 67V69L183 68L184 70L185 69H187V70H181V69H179ZM226 67V68H225ZM232 67V68H231ZM241 67V68H240ZM242 67H244L243 68V70H242ZM34 68V69H33ZM50 68V69H49ZM52 68H54V69H52ZM62 68H63V70H62ZM80 69V70H76V69ZM88 68H90V69H88ZM93 68H95V69H93ZM96 68H98V69H96ZM124 68V70H126V69H128V70H126L125 72L122 70ZM130 68H132V69H130ZM137 68V71H135V69ZM139 68H141V69H144V71L147 73L146 75L144 74L145 72H139V70H141V69H139ZM156 68V69H155ZM189 68H195V69H190L189 70ZM196 68H197V70H198V72H197V70H196ZM204 68H206V69H204ZM211 68V69H210ZM214 68V69H213ZM219 68H222V69H219ZM228 68H229V70L231 71H229L228 70ZM235 68V69H234ZM82 69H87L86 71H88L87 73L86 72H83V74H84V77H85V79H84V77H83V74H82V72H78V71H81ZM99 69H102L101 70V72H98V70ZM134 69V70H133ZM152 69H155L154 71L152 70ZM157 69H159V70H157ZM160 69H161V71H160ZM166 69H168V70H166ZM202 69H204V71L202 70ZM210 69V70H209ZM224 69H225V71H224ZM233 69V70H232ZM11 70L12 71H14V75H12V72H11ZM20 71V73L21 74H17L16 75V73L18 72V71ZM29 70V71H28ZM40 70V71H39ZM50 71V73H48V72H46V71ZM52 70H53V72H54V74H52L53 72H52ZM55 70V71H54ZM65 70H69L68 72L69 73H71V74H68V72L66 73V71ZM71 70H73V71H71ZM91 70H93V71H91ZM95 70H97L96 72H98V74L97 73H95ZM119 70L121 71V73L122 74H124L123 76H122V74L120 75V72H119ZM153 72H152V71ZM165 71V72H162V71ZM205 70H208L207 72H211V73H208V76H209V79L207 78L208 76H207V72L205 71ZM222 70V71H221ZM6 71V72H5ZM28 72V73H25V74H23V77H22V73L23 72ZM57 71H59V72H57ZM92 73H91V72ZM100 71V70H99ZM118 73H117V72ZM133 71V73L135 74L134 76L133 75H131V73L130 74H128L127 75V72L129 73V72H132ZM155 71H158L159 73H155ZM170 71H173L172 73H175V77H174V75H172L171 74V72ZM192 71V72H191ZM195 71V72H194ZM237 71V72H236ZM10 72H11V74H10ZM41 72H45V73H42V74H44L43 76L40 74ZM52 72V73H51ZM61 72H63V73H61ZM66 73V75H65V73ZM74 72V73H73ZM124 72V73H123ZM136 72H138V73H140V76L141 77H137L136 75H138V73H136ZM169 72V73H168ZM188 72L190 73L191 72V74H188ZM214 72V73H213ZM217 74H216V73ZM236 72V73H235ZM19 73V72H18ZM34 73H35V75H34ZM37 73V74H36ZM57 73H59V74H57ZM79 73H81V74H79ZM85 73H86V75H85ZM112 74V75H110V74ZM142 73H143V75H142ZM153 73V74H152ZM155 73V74H154ZM164 73H166V75H164ZM183 73V74H182ZM195 73V74H194ZM199 73V74H198ZM204 73V74H203ZM215 74V75H213V74ZM237 73H239V74H241V75H239V76H237L238 74ZM40 75V76H42V77H39V76H36V75ZM48 74H50V76L52 77H50ZM61 74V75H60ZM63 74V75H62ZM73 74H75V76H78V77H74V75ZM90 74V75H89ZM96 74V75H95ZM107 74H109L108 76H107ZM149 74V75H148ZM158 74V75H157ZM162 74L164 75V76H162ZM181 74L183 75V76H181ZM222 74H225V75H222ZM235 75V77H234V75ZM20 75H21V79L20 80H18L19 78H20ZM24 75L26 76V77H24ZM54 75V76H53ZM56 75V76H55ZM62 76L61 78H60V76ZM67 75H68V77H67ZM71 75V76H70ZM81 75V76H80ZM88 75V76H87ZM100 75H101V77H100ZM120 76V77H122V80L120 79V77H118V76ZM126 75H127V78H126ZM151 75V76H150ZM152 75H156L157 77H154V76H152ZM168 75H171L170 76V79H169V76ZM180 75V76H179ZM189 75H191V76H193L192 78H191V76H189ZM195 75H197V76H195ZM202 75V76H201ZM203 75H206V77H204ZM213 75V76H212ZM231 75H233L232 77H231ZM243 75H244V77H243ZM33 78H32V77ZM45 76L47 77V76H49V80L47 79V78H45ZM64 76V77H63ZM73 76V77H72ZM112 76V78H115L116 79V81H115V79H112V78H110ZM136 76V78L137 79H135L134 77ZM143 76V77H142ZM147 76L152 80H150V79H148L147 78ZM160 76V77H159ZM166 76V77H165ZM172 76H173V78H172ZM177 76V77H176ZM179 76V77H178ZM212 76V77H211ZM217 76V78H215ZM223 76V79L221 78ZM225 76V77H224ZM28 77V78H27ZM30 77V78H29ZM58 77V78H57ZM67 77V78H66ZM80 77V78H79ZM95 77V78H94ZM98 77H100V78H98ZM116 77H118V78H116ZM146 77V81L147 80H149L148 82H146V84L147 83H149V84H145L144 85V83H145V78ZM162 77H164V78H162ZM167 77H168V79H167ZM195 77V78H194ZM197 77H199V78H197ZM218 77L220 78V80L218 79ZM230 77V78H229ZM234 77V78H233ZM239 77L240 79H242L241 81H240V79L237 78ZM42 78H44V79H42ZM54 78H56V79H54ZM65 79V81L63 80V79ZM68 78H70V79H68ZM72 78V79H71ZM93 78H94V81H93ZM98 78V79H97ZM104 78V79H103ZM110 78V79H109ZM124 78H126V79H124ZM138 78H140V79H138ZM177 78V79H176ZM197 78V79H196ZM213 78V79H212ZM215 78V79H214ZM235 80V78H236V80H235V83H234V80ZM27 79V80H26ZM29 79H34L33 81L34 82H32V83H34V84H32L31 82H29L30 80ZM76 79V80H75ZM79 79V80H78ZM81 79H83V80H81ZM88 79V80H87ZM103 79V80H102ZM118 79H119V81H118ZM129 79H131V80H129ZM192 79V80H191ZM193 79H196V80H194L193 81ZM201 79V81L202 80H205L206 82H202V84H204V85H202L199 81H197V80H200ZM218 79V81H217V84H215L216 82V80ZM227 79H229V81H227ZM231 79V80H230ZM245 79V80H244ZM47 80V81H46ZM52 80H54L55 82H57V83H55L54 81H52ZM58 80V81H57ZM67 80H69L68 82H66ZM90 80V81H89ZM97 80V81H96ZM101 80V81H100ZM105 80V81H104ZM108 80L111 82V83H108ZM121 80V81H120ZM137 80H139L138 82H137ZM170 80V81H169ZM189 80V81H188ZM215 80V81H214ZM222 80V81H221ZM226 80V81H225ZM8 81H10V80H8ZM20 81V82H19ZM37 81V82H36ZM51 81V82H50ZM60 81V82H59ZM64 81V82H63ZM87 81V83H85ZM113 81V82H112ZM115 81V82H114ZM127 81V82H126ZM142 81V82H141ZM153 81H155V82H153ZM160 81H162L161 83H160ZM180 81H181V83H180ZM193 81V82H192ZM196 81V82H195ZM232 81V82H231ZM43 82H45V84L43 83ZM48 82H50V83H48ZM71 82V83H70ZM92 82H94V83H92ZM102 82H104V83H102ZM107 82V83H106ZM122 82H123V85L124 86H122ZM126 82V83H125ZM178 82V83H177ZM186 82L188 83V84H186ZM189 82H190V85H193V88H192V86H189ZM224 82H226V84L224 83ZM232 84H231V83ZM28 83H30L29 85L30 86H28ZM37 83V84H36ZM40 83H42V84H40ZM66 83L67 84H70V85H72L73 84V87H71L70 85H66ZM88 83H90L91 84V86L93 85L94 87L92 88V87H89L90 85H88V86H86ZM97 83H99V84H97ZM102 83V84H101ZM106 83V84H105ZM114 83H115V85H114ZM120 83V84H119ZM125 83V84H124ZM152 83H154L153 85H157V86H160V87H157L159 90H157V88L154 86H152ZM155 83H157V84H155ZM165 83H166V85H165ZM168 83H171V85H168ZM175 83H177V84H175ZM198 83V84H197ZM221 83V84H220ZM237 83H239V84H237ZM248 85H247V84ZM43 84H44V86H43ZM50 84V85H49ZM54 84H57V85H54ZM59 84H61V85H59ZM126 84H127V86H126ZM131 84V86H128V85H130ZM173 84H175V85H173ZM182 84V85H181ZM199 84H201V85H199ZM206 84V85H205ZM212 86H211V85ZM215 86H217L216 88L217 89H214V85ZM218 84H219V86H218ZM225 84V85H224ZM234 84H236V85H234ZM241 84V85H240ZM242 84H243V86H242ZM247 86H246V85ZM258 84V85H257ZM262 84V85H261ZM17 85V86H16ZM76 85H78V87L76 86ZM95 85H96V87H95ZM100 85V86H99ZM102 85H104V86H102ZM107 85V88H105V86ZM189 86V87H191V89L188 87V88H186V86ZM209 85V86H208ZM228 85V86H227ZM230 85V86H229ZM259 85H261V86H259ZM41 86H43V87H41ZM49 86V87H48ZM56 86V87H55ZM58 86H61L60 88L58 87ZM83 86V87H82ZM110 86V87H109ZM119 86H121L122 88H120ZM136 88H135V87ZM141 86V87H140ZM150 86V87H149ZM181 86V87H180ZM204 88H203V87ZM214 86V87H213ZM240 86H242V87H240ZM21 87V88H20ZM41 87V88H40ZM66 87H67V89H66ZM75 87V89L77 90H74L73 88ZM88 89H87V88ZM105 89H104V88ZM109 87V88H108ZM125 89H124V88ZM128 87H130V89H128ZM132 87V88H131ZM137 87H138V89H137ZM152 87V88H151ZM161 87H167L166 89L165 88H162L161 89ZM171 87V88H170ZM194 87H200V89L199 88H195L194 89ZM201 87L203 88V89H201ZM209 87H211V88H213V89H211V88H209ZM219 87H224L223 89L224 90H226L225 91V94H227V96H223V95H225L224 94V91H223V89L222 88H219ZM230 87V90L228 89ZM237 87V88H236ZM240 87V88H239ZM245 87V88H244ZM248 87V88H247ZM250 87V88H249ZM13 88H11L10 90L11 91H13L14 92V90H13ZM16 88H14L15 90H16V92L17 91H19V90H17ZM62 88V89H61ZM83 88H84V90H83ZM95 88L97 89V88H100V89H98V91H96L95 90ZM103 88V89H102ZM117 88V89H116ZM127 88V89H126ZM134 88V89H133ZM174 88H175V90L176 91H174ZM183 88V89H182ZM208 88V89H207ZM243 90H242V89ZM5 89V90H6ZM52 89V90H51ZM56 89H57V91L58 92H56ZM60 89L61 90H63V91H61L60 92ZM73 89V90H72ZM80 89V90H79ZM89 91H87V90ZM92 89V90H91ZM106 89H108V90H106ZM114 89H116V91L114 90ZM124 89V91H121V90H123ZM133 89V90H132ZM137 89V91H135ZM147 89H149V90H147ZM157 90V92L155 91V90ZM168 89V90H167ZM169 89H170V92H169ZM187 89V90H186ZM196 89H198V90H196ZM219 89H221L220 90V92H218L219 91ZM237 89V90H236ZM254 89H257V91H255ZM258 89H260L259 91H258ZM66 90V91H65ZM70 90V91H69ZM79 90V91H78ZM81 90H82V97H81ZM90 90H91V92H90ZM94 90H95V92L97 93H95L94 92ZM110 90H113L112 91V93H115V95L114 94H112L111 92H110ZM150 90H151V92H150ZM161 90V91H160ZM164 90H166V91H164ZM184 90V91H183ZM191 90V91H190ZM204 90H205V92H204ZM206 90H209V92L208 91H206ZM242 90V91H241ZM256 92H254V91ZM17 92V93H21V92ZM37 91V90H36ZM51 91V92H50ZM53 91V92H52ZM54 91H55V93L57 94V93H59L60 94V96L59 97H57L56 96V94L54 93ZM108 91V92H107ZM128 93H126V92ZM130 91V92H129ZM132 91V92H131ZM134 91V92H133ZM155 92V93H153V92ZM160 91V95L162 94V95H166V96H164V98H162L163 96L161 95V97H159L160 95L159 94H157L158 92ZM163 91V92H162ZM181 91V93H183V94H180L179 92ZM199 93H198V92ZM201 91H203V92H201ZM214 91V92H213ZM221 91H223V93L221 92ZM241 91V92H240ZM261 91V92H260ZM16 92H14L13 94H15ZM63 92H65L66 94H61V93H63ZM68 92V93H67ZM76 94H75V93ZM90 93L89 95H87L86 93ZM92 92H93V94L95 93L96 95H93L92 94ZM99 92H101V94L99 93ZM103 92H105V93H103ZM118 92V93H117ZM189 92V93H188ZM210 92H213V93H210ZM227 92V93H226ZM260 92V93H259ZM263 92V93H262ZM3 93H6L5 91L3 92ZM21 93V94H22ZM35 93V92H34ZM51 93V94H50ZM106 93H107V95H106ZM117 93V94H116ZM121 93H123L122 95L123 96H120L119 94H121ZM137 93V94H136ZM163 93H165V94H163ZM168 93L170 94L169 96H168ZM172 93V94H171ZM174 93V94H173ZM203 93V94H202ZM53 94V95H52ZM69 94H73L72 95V97H70V95ZM98 94H100V95H103V96H100V95H98ZM109 94V95H108ZM130 94V95H129ZM132 94H133V96H132ZM136 94V95H135ZM144 94H146V95H144ZM147 94H149V95H147ZM155 94H157V96L155 95ZM178 96H177V95ZM221 94V95H220ZM250 94V95H249ZM260 94H262V95H260ZM20 95V94H19ZM62 95H67V96H62ZM85 95V96H84ZM95 96V97H89V96ZM98 95V96H97ZM111 95H112V98H111ZM114 95V96H113ZM183 95H185V96H183ZM190 95V96H189ZM193 95V96H192ZM195 95V96H194ZM198 95H200V96H198ZM25 96V97H24ZM43 96V95H42ZM64 97V99L62 100L61 98L62 97ZM70 98H69V97ZM76 96V97H75ZM87 96H88V98H87ZM104 96L106 97L105 99H103L104 98ZM139 96V97H138ZM148 96H150V97H148ZM168 96V97H167ZM172 96H175L174 98H175V100L178 98L179 100H181L182 102H180L178 99H177V101H175L174 100V98H173V100H171L170 98H172ZM180 96V97H179ZM190 98H189V97ZM196 96H198V97H196ZM209 97V100H208V97ZM20 96H18V98H19ZM56 97V98H55ZM65 97H67V98H65ZM73 97H75V98H73ZM85 97H86V99H85ZM108 97H110V100H108ZM130 97V101L131 102H129V100H128V98ZM132 97H133V99H132ZM142 97H144V99H142ZM155 99H154V98ZM182 97V98H181ZM184 97V98H183ZM192 97H195V98H192ZM207 97V99H205ZM229 97V98H228ZM9 98V99H8ZM69 98V99H68ZM95 98V99H94ZM101 98H102V100H101ZM116 100H115V99ZM140 98V99H139ZM146 98H148L147 100H146ZM157 98V99H156ZM187 98H188V101H186L187 100ZM191 98H192V101H191ZM223 98V99H222ZM16 99V100H15ZM21 99V98H20ZM20 99H18V101H17V103H24V105L26 104V103H28V104H30V102L29 101H27L26 102V99H24L23 101H19ZM21 99V100H22ZM60 99V101H58ZM67 99V100H66ZM76 99V100H75ZM89 99H90V104L88 105V101H89ZM94 99V100H93ZM99 99V101H95V100H98ZM138 100L139 99V101H136V100ZM154 99V100H153ZM161 99H162V101H161ZM170 99V100H169ZM186 99V100H185ZM228 100V101H226V100ZM55 100V101H54ZM65 100V101H64ZM70 100H72V101H70ZM85 101L84 103H83V101ZM108 100V101H107ZM147 101L148 103H149V105H148V103H146V102H144L143 103V101ZM158 100V101H157ZM165 100V102H163ZM166 100H167V102H166ZM169 100V101H168ZM211 100H212V102L213 101H215V102H213L212 103V106H214L213 107V109L211 110V108H212V106L210 107V103H211ZM223 100V101H222ZM38 101V100H37ZM63 101V102H62ZM76 101H78V102H80V103H76ZM93 103H95V104H93ZM110 101V102H109ZM116 102L117 104L115 105V103H112V102ZM119 101H121L120 103H119ZM125 101V102H124ZM137 103H140V104H137ZM149 101H152L151 103L149 102ZM154 101V102H153ZM174 101V102H173ZM210 101V102H209ZM238 101H239V105L240 106H242V107H239V105H237L238 104ZM62 102V104H60ZM87 102V103H86ZM106 102V103H105ZM109 102V103H108ZM124 104H123V103ZM129 102V103H128ZM134 102V103H133ZM173 102V103H172ZM176 102V103H175ZM185 102H187V103H185ZM205 102H207V103H205ZM226 102H228V103H226ZM235 102H237L236 104H234ZM68 105H67V104ZM75 105V104H78V106L77 105H75V106H72L73 104ZM81 103H82V106H84V104H85V106L87 105V106H89V108L87 107L86 109L84 108V107H82L81 106ZM98 103H100V104H102V106H104V107H107L108 109H105L104 107H102L100 104H98ZM105 103V104H104ZM108 103V104H107ZM110 103L111 104H113V105H110ZM130 103H132V104H130ZM136 103V104H135ZM156 103H158V104H160V105H158V104H156ZM181 103V104H180ZM202 103H203V105H202ZM215 103V104H214ZM230 103V104H229ZM5 104V105H4ZM28 104H26V105H28ZM31 104H34L33 102H31ZM45 104V107L43 108V105ZM56 104H58V105H62L61 106V110H60V106L59 107H57L56 106ZM123 104V105H122ZM126 104H127V106H126ZM133 104H135V107H133L134 105ZM144 104H146V105H148V106H143ZM156 104V105H155ZM168 104V105H167ZM172 104H174L175 106L174 107H176V108H172ZM180 104V105H179ZM185 104V105H184ZM210 104V105H209ZM224 104V105H223ZM227 104L229 105V106H227ZM243 104V105H242ZM250 104L252 105V106H250ZM63 105H66V107L65 106H63ZM92 105H94V106H92ZM98 105V109L96 108V106ZM117 105H119V107L117 106ZM131 105V106H130ZM169 107V108H172L171 109V112L170 113H167V111H170V110H167V106ZM170 105V106H169ZM187 105V106H186ZM189 105V106H188ZM218 105H220V106H218ZM222 105V106H221ZM234 105V106H233ZM260 105H261V107H260ZM8 106H9V108H8ZM79 106H81V107H79ZM94 107V109L93 108H91V107ZM109 106V107H108ZM129 106V107H128ZM141 107V106H143V107H141V108H136V107ZM177 106L179 107V108H177ZM201 106V107H200ZM238 106V107H237ZM40 107H42L44 110H42V108H40ZM47 107V108H46ZM73 107V108H72ZM104 108L106 111H109V112H105V110H103L102 108ZM117 107V108H116ZM120 107H122L121 109H124V111L125 112H127V114H126V116H125V112L123 111V110H121L120 109ZM126 107V108H125ZM130 107H132L131 109H129ZM249 107H251V108H249ZM4 110H3V109ZM56 108H59V110L62 112V110H63V112L66 114V113H68L67 115H66V117L63 115V112L61 113V115H58V114H60V113H56V111L58 112V109L56 110ZM62 108H64V109H62ZM79 110H78V109ZM99 108H101V109H99ZM109 108H111L112 110H109ZM116 108V109H115ZM127 108H128V110H127ZM224 108V109H223ZM236 108V109H235ZM262 108V109H261ZM28 109V110H27ZM71 109V110H70ZM74 109H77L78 111H76V110H74ZM93 111H92V110ZM116 110V112H115V110ZM118 109V110H117ZM141 110V113L142 112H145V113H143V114H141L140 113V110ZM159 109V111H156V110H158ZM162 109V110H161ZM188 109V110H187ZM204 109H206V110H204ZM226 109V110H225ZM235 109V110H234ZM239 109V110H238ZM22 110V111H21ZM56 110V111H55ZM67 110H69L68 112H67ZM72 110H74V112L72 111ZM96 110V111H95ZM98 110H103V111H98ZM133 110H135V112H137L138 114H135V113H132V112H134ZM138 110V111H137ZM148 110H150V112H147ZM155 110V111H154ZM167 110V111H166ZM175 110V111H174ZM178 112H177V111ZM181 110V111H180ZM209 110V111H208ZM225 110V111H224ZM230 112H229V111ZM238 110V111H237ZM7 112L6 114L4 113V112ZM44 111H46V112H44ZM54 111V112H53ZM59 111V112H60ZM84 111V112H83ZM85 111H86V113H85ZM87 111H89V112H87ZM94 111H95V113H94ZM114 111V112H113ZM154 112V114H153V112ZM166 111V112H165ZM174 111V112H173ZM185 111V112H184ZM211 111V112H210ZM213 111V112H212ZM233 111H234V113H233ZM249 111H251L250 113H248ZM254 111V112H253ZM257 111V112H256ZM17 112V111H16ZM17 113V116H14V117H16L17 119H18V116H20V115H22V114H20V113ZM28 112H31V113H28ZM78 112H79V115H78ZM103 112H105L107 115H109V116H107V119H106V114L105 113H103ZM122 112H124V113H122ZM128 112H129V114L132 116V117H130V116H128ZM162 112H164V113H162ZM184 114H186V115H184ZM187 112L189 113V114H187ZM210 112V113H209ZM238 112H240L239 114H238ZM253 112V114L251 115V113ZM258 112H260V113H258ZM54 113V115H58V118H54L53 119V117H57V116H53L52 114ZM76 113H77V115H76ZM114 113H117L116 114V116H120V115H123L124 114V116H120V117H115L114 115ZM119 113H121V114H119ZM151 113V114H150ZM180 113H182V114H180ZM191 113V114H190ZM197 113V114H196ZM201 113V114H200ZM228 113V114H227ZM230 113V114H229ZM235 113H237V114H235ZM245 113H246V115H245ZM18 114H20V115H18ZM71 114V115H70ZM74 114V115H73ZM111 114H113V116L111 115ZM145 114H147V115H145ZM152 114H153V116H152ZM158 114V115H157ZM160 114V115H159ZM166 116H165V115ZM167 114H169L168 116H167ZM178 114H179V116H178ZM200 114V115H199ZM214 114V115H213ZM225 114V115H224ZM229 115V116H227V115ZM232 114V115H231ZM235 114V116L233 117V115ZM63 115V116H62ZM89 115V116H88ZM99 117H101V118H99ZM112 117H111V116ZM134 115V116H133ZM135 115H138V118H137V116H135ZM140 115V116H139ZM145 115V116H144ZM148 115H151V116H148ZM161 115H163V116H161ZM172 115V116H171ZM174 115H177L176 117H174ZM182 115V116H181ZM242 117H241V116ZM243 115H245V116H243ZM53 116V117H52ZM59 116H61V118L59 117ZM75 116V119H73L72 117H74ZM91 116V117H90ZM105 116V117H104ZM128 116V117H127ZM186 116V117H185ZM197 116V117H196ZM199 116L201 117L200 119H199ZM225 116V117H224ZM250 117V118H246V117ZM252 116V117H251ZM13 117V118H14ZM66 118V120H65V118ZM81 117V119L79 120V118ZM87 117H89L88 119H87ZM114 117V118H113ZM141 117V118H140ZM145 117V118H144ZM148 117V118H147ZM152 119H151V118ZM159 117V118H158ZM177 117L179 118L178 120H177ZM188 117V118H187ZM190 117V118H189ZM206 117H209L208 119H211V118H213V119H211V120H208ZM237 117H239L240 118V120L237 118ZM78 118V119H77ZM98 118L99 119H102L103 121H105L104 122V124H106V123H108V125L107 126H110V124L112 125V123H110V119L109 118H112V119H114V121H111V122H113V123H115V125H113V127H114V129H111L110 127H112V126H110L108 129H111V130H113L114 132H116V133H113V131H111V132H109V130H107L106 129V131H108V132H105L104 130V128H102V127H99V126H97L98 124H101V125H103L105 128H106V125H104L103 124V121H96V120H98ZM117 118H119V119H117ZM127 118H129L128 120L130 121H128L127 120ZM136 118V119H135ZM140 118V119H139ZM150 118V119H149ZM155 118V119H154ZM163 118V121H161L160 119H162ZM168 118V119H167ZM174 118H176V119H174ZM185 118H186V120H185ZM217 118V119H216ZM219 118V119H218ZM226 118H229V120L228 119H226ZM238 119V121H234V119ZM245 118V119H244ZM34 119V118H33ZM67 119H68V121H67ZM69 119H72L71 121L72 122H70V120ZM77 119V120H76ZM96 119V120H95ZM109 119V120H108ZM115 119H117V120H121V121H119L120 122V124L118 125V124H116L117 122V120H115ZM126 119V120H125ZM133 119V120H132ZM157 119V120H156ZM202 119H205V120H203V121H205V122H201L202 121ZM207 119V120H206ZM222 119H224V120H222ZM241 119H244L241 123H239V121H241ZM23 120H24V122H23ZM35 120V119H34ZM52 120H53V122H52ZM54 120L55 121H57V122H54ZM59 120V121H58ZM65 120V121H64ZM74 120H76L75 122H74ZM87 120L90 122H87ZM92 120V121H91ZM94 120L98 123H96V122H94ZM124 121V123L125 124H127V126L125 125V124H123L122 125V123H123V121ZM145 120H148V121H146L145 122ZM152 120V121H151ZM164 120H166V121H164ZM172 120V121H171ZM174 120H176V121H174ZM184 120V121H183ZM188 120H189V122H188ZM192 120V121H191ZM212 120H214V121H212ZM226 120V121H225ZM252 120H254V119H252ZM22 121V122H21ZM29 121H33L32 122V124L34 123V126L33 125H29L31 122H29ZM48 121L51 123H49V125H48ZM61 121V122H60ZM65 122V123H63V122ZM67 121V122H66ZM79 121V122H78ZM128 121V122H127ZM132 121V122H131ZM136 121H138V122H136ZM155 121H157L156 123H153V122H155ZM161 121V122H160ZM169 121H171V123H172V125L171 124H168V123H170ZM181 121H183V122H181ZM210 121V122H209ZM213 123H212V122ZM225 121V122H224ZM230 122V123H228V122ZM234 123H233V122ZM7 122V123H6ZM28 122V123H27ZM44 124H43V123ZM60 122V123H59ZM81 122V123H80ZM86 122V123H85ZM92 122L94 123V124H92ZM136 122V123H135ZM140 122H142V123H140ZM151 122L153 123V124H151ZM194 122V123H193ZM197 122V123H196ZM258 122H260V121H258ZM4 123H5V126H6V128L8 127V129H6V128H4L5 129V131L3 130V127H5V126H3L4 125ZM21 125H20V124ZM37 123V124H36ZM54 125H53V124ZM59 123V124H58ZM62 123V124H61ZM68 123L71 125V127H69L68 126ZM74 124V126H72L73 124ZM77 123V124H76ZM80 125H79V124ZM136 124V125H129V124ZM138 123H140V124H138ZM146 123V124H145ZM150 123V124H149ZM157 123H158V126H157ZM165 124V126H163L164 124ZM168 125H167V124ZM175 123H178V124H175ZM180 123H181V126H177V125H180ZM182 123H184V124H182ZM18 124V125H17ZM36 124V125H35ZM91 124V125H90ZM144 126H143V125ZM156 124V126L157 127H155L154 125ZM159 124H161V126L159 125ZM187 124V125H186ZM196 124V125H195ZM223 124V125H222ZM232 124H234V125H236V126H232ZM16 125L18 126L17 128H16ZM28 125V126H27ZM38 125V126H37ZM116 125H118V126H116ZM129 125V126H128ZM153 125V126H152ZM166 125H167V127H166ZM182 125H186V127L185 126H182ZM195 125V127H193L192 128V126H194ZM218 127V125L220 126V127H218V129H217V127H216V131H214L215 130V127ZM222 125V126H221ZM225 125V126H224ZM32 126V128L34 129H27L28 127H31ZM62 128V130L60 129V127ZM77 126H79L80 127V129H79V127L77 128L78 130H77V132L78 133H76V128L75 127H77ZM86 126H87V128H86ZM92 126H94L93 128H92ZM115 126H116V128H117V130L115 129ZM121 126H125V127H123V128H121ZM137 126V127H136ZM138 126H140V127H138ZM148 128H147V127ZM152 126V127H151ZM200 126V127H199ZM204 126V127H203ZM206 126V127H205ZM207 126H210V128L209 127H207ZM229 126V127H228ZM22 127L23 128H25L26 130H28L27 131V133L26 132H24L25 130L24 129H22ZM63 127H65V129L63 128ZM72 127H74V128H72ZM89 127V128H88ZM112 127V128H113ZM118 127H120L121 129H119ZM131 127H133L132 129H131ZM146 127V128H145ZM161 127V128H160ZM163 127V128H162ZM168 127H170V129L168 128ZM173 129H172V128ZM176 127V128H175ZM179 127H181V128H179ZM225 129H224V128ZM226 127H227V129H229V131H227V129H226ZM230 127H232V128H236L235 129V131H238L237 133L234 131V129L232 130V128H230ZM10 128H12L11 130H10ZM20 128V129H19ZM41 128H43V129H45L46 131L44 132V130L43 131H41L40 129ZM95 128V129H94ZM98 128V129H97ZM101 128V129H100ZM135 128H136V130H135ZM141 128H143V129H141ZM158 128H160V129H158ZM191 128L193 129V130H191ZM200 128H204V129H201L200 130ZM212 128H213V131H211L212 130ZM258 128H260V130L258 129ZM14 129H15V131H14ZM52 129H54V130H52ZM64 129V130H63ZM66 129H67V131H66ZM69 129H71L69 132H72V133H74L75 132V134H72V133H67L68 132V130ZM84 129V130H83ZM89 129V130H88ZM91 129V130H90ZM103 129V130H102ZM128 129V130H127ZM146 129H147V132H145L146 131ZM158 129V130H157ZM161 129H163L162 131H161ZM176 129V130H175ZM178 129V130H177ZM210 129V130H209ZM8 130V131H7ZM13 130V131H12ZM19 130V131H18ZM24 133V134H22L21 133V131ZM53 131V132H51V131ZM98 130H100V131H98ZM124 130V131H123ZM133 132H132V131ZM135 130V131H134ZM140 130H142L141 132H140ZM190 130V131H189ZM196 130H198V131H196ZM203 130V131H202ZM207 130V133H205L204 131H206ZM208 130L209 131H211V134H208L209 132H208ZM222 130H224L225 132H223ZM232 130V133L230 132ZM258 130H259V132H258ZM0 131V132H1ZM7 131V132H6ZM10 131H12L11 133L12 134H14L13 136H12V134L10 133ZM32 131V132H31ZM34 131H36V133H38L39 135L37 136L36 135V133H34ZM38 131V132H37ZM54 131H55V135L53 134L54 133ZM66 131V132H65ZM81 131H83V133L84 134H81L82 132ZM102 131H103V133H102ZM117 131H120V132H118V135H117ZM123 131V132H122ZM128 131H130V132H128ZM137 131H139V133L137 132ZM149 131H152V132H155V131H157V132H155L156 134H154V133H152V132H149ZM177 131V132H176ZM199 131H200V133H199ZM233 131L236 133L234 136L232 135L233 134ZM242 131V132H241ZM17 132V133H16ZM40 132V133H39ZM90 132V133H89ZM99 132H101L100 134H103V138H107L106 140H108V139H110V137H107V136H105L104 137V135L106 134V135H108V134H111V135H108V136H113L112 135V133L115 135L116 134V138H113V137H111L112 138V141L114 140V142H112V144H109L111 147H113L112 145H117V149H115V148H112V149H114V150H117V151H119L122 147L124 148V147H126L128 150H130L131 151V149H132V151L134 150V152H132L131 154H129L130 153V151H126V149L125 150H122L121 152L119 151V152H114L115 154L117 153V157H113L114 158V160H116V161H114V163L112 164L113 166V168L112 169H114L115 167H118L116 170H117V172L119 171L120 172V174H116V172L114 173V174H112L113 172H114V170H113V172L111 171H109V170H112V169H105L106 171H105V174L107 173L108 175H110V176H108L107 174L105 175V176H107V177H103L104 176V174H103V176H100V177H96V178H94V176H93V178H91L92 176H90L88 179H90V180H88L87 178H85V176L86 177H88L89 175L87 174V173H84L85 174V176H83V177H81L82 175H80V178H82V182L84 183H86V182H88V181H90L91 183H93V180L95 179L96 180V182L98 183V185H97V183L95 182V183H93V184H90V183H87V184H83L82 182H81V184H82V187H76V188H72L73 190V192H76V189L77 188H79L78 190H80L81 188V192H77L76 193V195L78 196V197H80L79 198V200L78 201H75V198H77V196H75L74 194L75 193H73V192H71V190L69 191V189L70 188H68V187H66V186H69L68 184H69V182H73L72 184H74V183H76L78 180H76V179H78V176H75L74 177V179L73 178H71V177H69V176H67L68 177V179H67V177L65 178V174H64V171L65 170H67L66 168H68V167H70V166H72L73 165V163H72V165H70V163H66V162H70L72 159H75V160H77L76 158H74L75 156H68L69 157V160L67 159L68 157H66L65 158V156H64V158L62 159V157L63 156H61L62 154H60V153H62V151H59L60 153H58V157H59V159H61V160H63V162L65 163V164H69V166L67 167L64 163L62 164V162H61V160H59V159H57V158H55V156H57V154H56V152H58V151H56L55 150V148H59L60 150H61V145H67V146H69V147H71V146H73V147H76V145L78 146V147H80L81 148V146L82 147H84V146H87L88 144H90V148H94L93 150H95L96 148H97V151L99 150V145L102 143V145L104 144V142H105V144L104 145H107L108 146V143H107V141H103V140H105V139H103L102 138V136L99 134V136H98V133ZM122 132V133H121ZM124 132H126V133H124ZM142 132L143 133H145V134H142ZM161 132V134L159 135V133ZM165 132L167 133V134H165ZM192 132V133H191ZM195 132V133H194ZM198 132V133H197ZM213 132V133H212ZM214 132H217L216 134L214 133ZM219 132H221V133H219ZM226 132H227V134H226ZM10 133V134H9ZM19 133V134H18ZM85 133H87L88 135V137L86 136V134ZM93 135H92V134ZM94 133H96V134H94ZM108 133V134H107ZM131 133H133V135L134 136H132L131 135ZM149 133V134H148ZM152 133V134H151ZM170 133V134H169ZM172 133H173V135H172ZM186 133V134H185ZM222 133H225V134H222ZM238 133H239V135H238ZM241 133V134H240ZM15 134H18L17 136H15ZM43 134V135H42ZM53 136V137H50L49 138V136H51V135ZM57 134H59L60 136H58ZM63 134H65V137H63V138H61V136L63 135ZM120 134V135H119ZM125 135V134H127V137H122L121 135ZM140 136H139V135ZM148 134V135H147ZM158 134V135H157ZM164 136H163V135ZM179 134V135H178ZM188 134V135H187ZM207 134V136L209 137V136H211V138L209 137H207V136H205ZM218 134H220V135H222L223 137H224V139H222ZM229 134L230 135H232V136H230L229 137ZM246 135V137H245V135ZM251 135V134H253V136L251 135L250 137H252V138H249V137H247L248 135ZM5 135H7L9 138H11V139H9L7 136H5ZM26 135H27V137H26ZM28 135H29V138H28ZM47 135H48V137H47ZM69 135H71V137L72 138H74V139H72L71 140V137L69 136ZM75 137H74V136ZM80 137H79V136ZM82 135H84V139L82 138ZM90 135V136H89ZM129 135V136H128ZM132 137H131V136ZM138 136V138L136 139V137ZM143 135V136H142ZM145 135V136H144ZM150 135H154L155 136V138H153V137H151V138H149V136ZM168 135V136H167ZM173 136V140L175 139V141H173L172 139H168L167 140V138H171L172 136ZM183 135V136H182ZM212 135H216V136H212ZM225 135H228L227 137L225 136ZM241 135V136H240ZM242 135H244V138L242 137ZM2 136H5V137H2ZM23 136H25V139H23L24 137ZM33 136L34 137H37L36 138V140H34L33 139ZM85 136H86V138H88V140H86L85 139ZM92 136V138L90 139V137ZM93 136H94V138H93ZM118 136V137H117ZM142 136V137H141ZM201 136V137H200ZM219 136V137H218ZM237 136V137H236ZM17 137H20V138H18L17 139ZM55 137H58V139L59 138H61V139H57V138H55ZM131 138L132 140L130 141V139L129 138ZM141 137V138H140ZM144 137L146 138V137H148V139L146 138V141H145V139H144ZM181 137V138H180ZM195 137V138H194ZM205 137H207V138H205ZM231 138L232 137V139L234 140V141H232V139H229V138ZM234 137H236V138H238V140H240V141H242V140H246L247 138H248V141H249V143H248V141L246 140L245 142L244 141H242L241 143H239L240 145H237L238 143V140H235L236 138H234ZM240 137H242V138H240ZM39 138H40V140H39ZM44 138V139H43ZM47 138H49L48 140H47ZM96 138H98V140L100 139V144H95V143H98L97 141V139ZM118 138V140H116ZM119 138H122V139H119ZM128 138V139H127ZM158 138V139H157ZM162 138H163V140H162ZM166 140H165V139ZM198 138H200L201 140H199ZM203 138V139H202ZM213 138V139H212ZM218 139V141H216L215 139ZM221 138V139H220ZM225 138H227L226 140H225ZM246 138V139H245ZM8 139V140H7ZM14 139V140H13ZM19 139H21V140H19ZM28 139H30V140H28ZM78 139V140H77ZM82 139H83V141H82ZM103 139V140H102ZM126 139V140H125ZM134 139V140H133ZM140 139V140H139ZM142 139V140H141ZM151 139V140H150ZM155 139H157V140H155ZM181 139V140H180ZM198 139V140H197ZM210 139H212V141H210V142H213V141H216V142H214V143H210L209 141H207V140H210ZM249 139H251V140H249ZM7 140V141H6ZM11 140H13V141H11ZM18 142H17V141ZM35 141L34 143L32 142V145H31V142L30 141ZM38 140V141H37ZM54 140V141H53ZM55 140H56V142H58L57 144L59 145H54V147H51V146H53V144H56V142H55ZM60 140L61 141H64L65 143H63V142H61L60 143ZM69 140H71V141H69ZM84 140H85V142L87 141V142H89V143H84ZM90 140V141H89ZM92 140V141H91ZM96 140V141H95ZM101 140H102V142H101ZM123 140V141H122ZM137 140H139V142L140 141H142L141 143H143V144H139V143H137L138 141ZM144 140V141H143ZM149 140V141H148ZM155 141V143H154V141ZM160 140V141H159ZM188 140V141H187ZM191 140H195V141H191ZM207 142H206V141ZM224 140V141H223ZM24 141H26V144L27 145H24L23 146V143H24ZM41 141V142H40ZM46 142V143H43V142ZM49 141V143H47ZM67 141V142H66ZM73 141H74V143H73ZM75 141H77V143L75 142ZM79 141V142H78ZM119 141V142H118ZM125 141H130L131 143H129L128 142V144H126L127 142H125ZM162 141H164V142H162ZM165 141H166V143H165ZM170 141H172V142H170ZM183 142V143H181V142ZM185 141H186V143H185ZM199 141H201V142H199ZM221 141H223V142H221ZM226 141V142H225ZM229 141V142H228ZM17 142V143H16ZM28 142H30V143H28ZM41 144H43V146L42 145H40V143ZM51 142H53V144H51V146L49 145ZM90 142H92V143H90ZM118 142V143H117ZM125 142V143H124ZM133 142V143H132ZM144 142H145V144H144ZM159 142V143H158ZM171 143V144H173L172 146H171V144H169V143ZM178 144H177V143ZM205 142V143H204ZM217 142H220V143H218V144H221L220 146H223V148L222 147H220L219 145L217 146L216 145V143ZM225 142V143H224ZM232 142H234V143H232ZM9 143V144H8ZM13 143V144H12ZM19 143V144H18ZM39 143V144H38ZM107 143V144H106ZM117 143V144H116ZM121 143V144H120ZM122 143H123V145H122ZM162 143H164V144H162ZM181 143V144H180ZM196 143V145H194ZM199 144V146L201 147L202 145V147L200 148L199 146H198V144ZM206 143H207V145H210V144H214V147H216V148H214L213 146L211 147V146H209V147H211V148H208V146L206 145ZM226 143H228V144H226ZM230 143H232V144H230ZM242 143H245V145H243ZM254 144V145H251V144ZM15 144V145H14ZM40 146V148H42V149H39L37 146L38 145ZM47 144V145H46ZM85 144H87V145H85ZM129 144H133L132 146L130 145L129 146ZM139 144V145H138ZM152 144V145H151ZM167 144H169L170 146H168ZM178 146H177V145ZM185 144V145H184ZM188 144V145H187ZM193 144V145H192ZM201 144V145H200ZM230 144V145H229ZM241 144H242V146H241ZM249 146H248V145ZM4 147H3V146ZM6 145H8V146H11L12 145V147L14 148V150H13V148L12 147H8V146H6ZM17 145H18V147H20L21 146V148H19V149H16L15 147H17ZM20 145V146H19ZM30 145V146H29ZM46 145V146H45ZM80 145V146H79ZM84 145V146H83ZM93 145H97V147L96 146H93ZM103 145V146H104ZM119 145L121 146V147H119ZM144 145V146H143ZM145 145H148V146H145ZM149 145H151V147L149 146ZM154 145V146H153ZM190 145L192 146L190 149L189 148H187V149H189V150H192V151H190V153L189 152H183L182 150L183 149H185L184 151H188V150H186V148H183V147H186V146H189L190 147ZM238 146V149H237V146ZM33 148H35V150L34 149H32V147ZM102 146V147H103ZM140 147V150H143V148H144V151H146V152H149L148 151V149L151 151V153H146V152H142L141 151V153H144V154H147V155H142L141 153H139L140 152V150H137V148L138 147ZM143 146V147H142ZM166 146V147H165ZM194 146L195 147H197L198 146V148L199 149H204L205 147L204 146H206L207 148L206 149H204L203 151H202V153H200L201 151H199V149L198 150H195V148H194ZM226 146V147H225ZM230 146H231V148L232 149H234V151L232 150V149H230ZM233 146H235V148H233ZM241 146V147H240ZM252 146V147H251ZM2 147H3V149H2ZM6 147V148H5ZM8 147V148H7ZM46 147H48V148H46ZM64 146H62V149H64L63 148ZM77 147V148H78ZM96 147V148H95ZM134 147H136V149H133ZM148 147V148H147ZM150 147V148H149ZM152 147H154V148H152ZM170 147V148H169ZM174 147H177V149L176 148H174ZM178 147H180L181 149L179 150L178 149ZM219 147H220V149H219ZM229 147V148H228ZM251 147V148H250ZM24 148V149H23ZM54 148V149H53ZM84 148H86V147H84ZM90 148L88 149V148H86V150L88 149V151L90 150ZM103 148H106V150H108V149H111V148H109V147H103ZM108 148V149H107ZM120 148V149H119ZM161 148V149H160ZM165 148H168V150H170L171 149V151L169 152V151H167V153L165 154V152H166V150L167 149H165ZM173 148V149H172ZM241 148H243V149H241ZM249 148V149H248ZM4 149H6V151H3ZM38 149V150H37ZM49 149V150H48ZM79 149V148H78ZM100 149H101V146H100ZM193 149H194V152H193ZM208 149H210V150H208ZM217 151V149L218 150H220L221 151V153H220V151L218 152H215V153H218L217 155H216V157H217V159L216 160H212L213 159V157L215 156V153H214V151ZM226 151H228V152H226ZM228 149H230V150H228ZM241 149V150H240ZM244 149H245V151H247V152H249V153H246V152H244ZM263 150V151H261V150ZM31 150V151H30ZM47 150H48V153H50V154H47ZM53 150V151H52ZM54 150H55V156H53L52 155V153L54 154ZM105 150V151H106ZM135 150H136V152L137 151H139V152H135ZM152 150H153V152H152ZM156 150V151H155ZM157 150H159V151H157ZM174 150V151H173ZM175 150H177L176 151V153H175ZM206 150L208 151V152H206ZM223 150V151H222ZM255 150V151H254ZM256 150H257V152H256ZM83 151V150H82ZM110 151H112L113 152V150H110ZM127 152L125 155L127 156H123V155H120V153H123V152ZM161 151V152H160ZM163 151V152H162ZM182 151V152H181ZM244 152V153H239V152ZM251 151H252V153H254V155L253 156H250L251 155ZM7 152V153H6ZM33 152H35V153H33ZM40 152V153H39ZM46 152V153H45ZM155 152V153H154ZM171 152H172V154H171ZM193 152V153H192ZM204 152H206L205 154H204ZM212 153V154H210V153ZM234 152V153H233ZM239 153V155L237 154V153ZM260 152V153H259ZM135 153V154H134ZM160 153H164V154H161L160 155ZM177 153H179V154H177ZM197 155H196V154ZM200 153V154H199ZM230 153V154H229ZM233 153V154H232ZM27 154H28V156H32L31 158H29L28 156H27ZM152 154V155H151ZM155 154V155H154ZM160 155V158H159V156L158 155ZM168 154H170V155H168ZM175 154V155H174ZM182 154H186V156L185 155H183L182 156ZM208 154H210V155H212V157H210V155H208ZM219 154H223V157H221L220 158V156L221 155H219ZM225 154H226V156H225ZM235 154H236V156H235ZM257 154L259 155V157H262L263 156V158H259L258 156H257ZM18 155H16L17 157H18ZM34 155V156H33ZM35 155H38V157H39V160H40V158H42V159H44V160H47V162H45L44 160H40V163L42 164V165H40L39 163H37L39 160H38V158H36V160H38L37 162L34 160L35 159ZM46 155H49V156H46ZM121 157H123V158H121L120 160H123V161H118V163L119 164H115V163H117V160H118V157L119 156ZM129 155V156H128ZM132 155V156H131ZM136 156V158H134L135 156ZM140 155V156H139ZM164 155V156H163ZM166 155H168L169 157H171V158H169L168 156H166ZM203 155H205V156H203ZM228 155V156H227ZM6 156H9V155H5V157ZM11 155H10V157H12ZM25 156V157H24ZM51 156V158H49ZM115 156V155H114ZM141 156H144L145 158H142ZM150 157V159L152 158L153 160H150L149 159V157ZM161 156H163V158L161 157ZM173 156V157H172ZM181 156V157H180ZM219 156V157H218ZM17 157H14V158H17ZM28 157V158H27ZM45 157V158H44ZM55 158V159H53V158ZM119 157V158H120ZM139 159H138V158ZM148 157V158H147ZM166 157V158H165ZM174 157H178V158H174ZM186 157V158H185ZM207 158V157H209L210 159H209V161H208V158L207 159H205V158ZM257 159H256V158ZM20 157H18V159H19ZM47 158V159H46ZM72 158V159H71ZM117 158V159H116ZM128 158V159H127ZM135 159V160H138L137 162L136 161H134V160H131V159ZM180 158H182V159H187L188 161L190 160L191 162H190V164H189V162L187 161V160H184V161H182V159H180ZM223 160L222 162H221V160ZM251 158V159H250ZM4 159H6V158H4ZM4 159H2V160H4ZM8 159V158H7ZM6 159V160H7ZM12 159V158H11ZM10 159V160H11ZM21 159V158H20ZM23 159H21L22 161H23ZM26 159V160H25ZM28 159V160H27ZM48 159H52V161H54V160H56L55 162H49V160ZM140 159H142L143 160V165H142V162H140L141 160ZM167 159H171L170 161L171 162H174L175 161V164L173 165V164H170V163H168V165L170 164L171 166H174V168L175 167H177V165L179 164H181L180 166H183V167H180L181 169H179L178 167V169L177 168H175V170H173L174 172H173V174H175V172L177 171V170H180L181 171V173H183V170H185V171H188L189 173L190 172H192V171H195L194 169L195 168H204L203 170H201L200 169V171H198L199 173L201 172V171H203V172H205V173H202V174H198L197 173V170H196V176H193V175H195V172H192V176H186V175H188L187 173L188 172H184V173H186L185 175L183 174H180V172H179V174H177L178 176H173V174L171 173V172H168V171H172V169H173V167L172 168H170V170L168 169L169 167H171L170 165L168 166V170L165 168V167H163L164 169H166L165 171H161V174H163L162 172H165L163 175H165V176H160L161 174H157V172L159 173L160 172V170H158V165H159V167H161L162 165L160 164V163H165L166 161H164V160H167ZM173 159H177V161L176 160H174L173 161ZM178 159H180V163H178ZM228 160V161H230V162H227L226 160ZM231 159H232V161H231ZM254 159H256V160H254ZM261 159H262V161H263V163H262V161H261ZM2 160H0L1 162H5V161H2ZM9 160V161H10ZM29 160H31L34 164H32V162L30 161L29 162ZM66 160V161H65ZM78 160H80V159H78ZM127 162H126V161ZM130 160V161H129ZM145 160H148V161H145ZM157 160V161H156ZM161 160L163 161V162H161ZM204 160H205V162H204ZM219 160V161H218ZM259 160V161H258ZM12 161V162H13ZM17 161V162H16ZM132 161V162H131ZM149 161H151V163L149 162ZM158 161H160V162H158ZM193 161V162H192ZM207 161V162H206ZM212 161H214V162H212ZM217 161V162H216ZM261 161V162H260ZM0 162V163H1ZM20 164H19V163ZM49 162V164H51L52 165V163H53V165H55V166H51V165H48L47 163ZM59 162H61V163H59ZM73 162H79V161H73ZM140 162V163H139ZM144 162H147V163H144ZM182 162L184 163V164H182ZM194 162H196V163H194ZM220 162V163H219ZM234 163V164H232V163ZM238 164H237V163ZM258 162V163H257ZM7 163V165L9 166V171H11L12 172V174L10 175V172H8L7 170L5 171V172H3V175H4V173H9L8 175H10V176H12L13 177V180L15 179L14 177L15 176H13V175H15L14 173H13V171H12V167L11 166H14L13 164H8V163H11V161L10 162H6ZM22 163V164H21ZM30 163V164H29ZM45 163V164H44ZM75 163V164H76ZM131 164V166H130V164ZM134 163V164H133ZM135 163L137 164V165H135ZM150 163V164H149ZM177 163V164H176ZM185 163L187 164V165H185ZM229 163V164H228ZM240 163V164H239ZM28 164L30 165V166H28ZM36 164V165H35ZM128 164H129V166H128ZM138 164H141V165H138ZM145 164H147V166L145 165ZM189 164V165H188ZM202 164V165H201ZM224 166V167H222V165ZM225 164H226V166H225ZM262 165V166H260V165ZM1 165V164H0ZM15 165V166H16ZM24 165V166H23ZM32 165H33V167H32ZM34 165H35V167L37 166V168H36V170H35V168H34ZM45 165V166H44ZM59 165V166H58ZM62 167H61V166ZM120 165V166H119ZM123 167H122V166ZM155 167H154V166ZM164 165H166V164H164ZM196 165H198V167L196 166ZM204 166V165H206L207 167H200V166ZM216 165V166H215ZM232 165H234V166H232ZM237 165H238V168L237 169H239L240 167V170H237L236 168H233V167H237ZM51 166V167H50ZM66 166V167H65ZM133 166V167H132ZM140 166V168H138ZM232 166V167H231ZM1 167H2V165H1ZM11 167V168H10ZM32 167V168H31ZM53 167V168H52ZM63 168V169H60L61 171H59L57 174L56 173H53L54 171H56L57 172V170H56V168L57 169H59V168ZM125 167V168H124ZM128 167H129V169H128ZM137 167V168H136ZM147 167V168H146ZM192 167L194 168V169H192ZM211 167V168H210ZM227 167H231V169H229V168H227ZM258 167H259V169H258ZM7 169V166L5 165V167L3 166L2 167V169ZM30 168V169H29ZM45 168H48L47 169V171H51V172H48V173H51V174H49V178H48V176H46L47 177V179H46V177L45 176H42V175H45L46 174V172H43V171H46V169ZM49 168H52V170L51 169H49ZM109 168H111V166L109 167ZM132 168H133V170H132ZM143 168H145V169H143ZM151 168H154L153 170H150ZM162 168V167H161ZM162 168V169H163ZM186 168V169H185ZM190 168H191V170H190ZM206 168V169H205ZM215 168H216V170H215ZM218 168H220L219 170H218ZM224 168H225V170H224ZM4 169L3 170H1L0 172V177L2 176V171H4ZM32 169H33V171H32ZM44 169V170H43ZM122 169V170H121ZM134 169H136V171H138L139 173H141V175L140 174H136V171L134 170ZM187 169H189V170H187ZM215 171H214V170ZM221 169H223V171H225V172H222V170ZM231 170L232 172H234L232 175H229V174H226V173H229L230 171H228V170ZM235 169V170H234ZM242 169H245V170H242ZM257 169V170H256ZM30 170V171H29ZM40 170V171H39ZM128 170V172H126ZM149 170H150V173H152L151 175H150V173H149ZM206 170V171H205ZM210 170V171H209ZM221 170V171H220ZM237 170V171H236ZM242 170V171H241ZM253 170H254V172H253ZM20 171V170H19ZM53 171V172H52ZM63 171V172H62ZM112 174V175H114V176H111V174H109V172ZM208 171V172H207ZM211 171H212V174H213V176H215V177H213L212 176V174L210 175V174H208V173H211ZM236 171V172H235ZM240 171V172H239ZM24 172V174L25 175H27V177H32V179L31 178H29L30 180H28V178L24 175V174H22ZM29 172H32L33 174H31V173H29ZM35 172V173H34ZM43 172V173H42ZM104 172V171H103ZM122 172H125V175H124V173H122ZM133 172H135V173H133ZM156 174H155V173ZM169 173V175L168 174H166V173ZM220 172V173H219ZM231 172V173H232ZM252 172V173H251ZM30 175H29V174ZM36 173H39V174H36ZM42 175H41V174ZM126 173H128L129 174V176L126 174ZM149 173V174H148ZM223 173H224V175H223ZM230 173V174H231ZM261 173V174H260ZM38 175V177L41 175V177H39V181H38V177L37 176H34V175ZM61 174H62V176H61ZM83 174V175H84ZM118 175V177L119 176H121L122 178H118L116 175ZM135 174V175H134ZM143 174H146V175H144V176H146V177H143L142 175ZM153 174H155V175H153ZM219 174V175H218ZM220 174H221V176H220ZM257 174H258V176H257ZM263 174V175H262ZM6 175V174H5ZM24 175V176H23ZM29 175V176H28ZM47 175V174H46ZM53 175H57L56 177V180L57 179H59V181L60 182H62V181H64V182H62V183H60L58 180L56 181L55 179H54V177H53ZM59 175L61 176L60 178H59ZM124 175V176H123ZM131 175V176H130ZM159 175V176H158ZM167 175V176H166ZM180 175V176H179ZM190 175H191V173H190ZM200 175H202V177L200 176ZM225 175H229V176H226L225 177ZM235 175H237V176H235ZM250 175H252L253 177L252 178H250L251 176ZM262 175V176H261ZM127 176V177H126ZM136 176V177H135ZM138 176V177H137ZM154 176V177H153ZM156 176H157V178H156ZM182 176H185V177H182ZM199 178H198V177ZM211 176V177H210ZM220 176V177H219ZM232 176V177H231ZM22 177H24V178H22ZM27 179H26V178ZM53 177V178H52ZM77 177V178H76ZM109 177H111L112 179V181L109 183V185L111 186L113 183L112 182H118V184L117 183H114V184H116V188H117V185L120 187V188H118V189H116L115 190V188H113V187H110L109 185H108V183L107 182H109L110 180L109 179H100V178H109ZM142 177V178H141ZM151 177V178H150ZM170 177V179H168ZM174 177V178H173ZM193 177H196L195 179L193 178ZM209 177H210V181H209ZM216 177H217V180L218 179H220L219 181H217L216 180ZM219 177V178H218ZM221 177H223V178H227V183L225 182V179H223V178H221ZM260 177V178H259ZM263 177V179H261ZM22 178V179H21ZM46 179V180H44V179ZM51 178V180H48V179H50ZM65 178V179H64ZM76 178V179H75ZM87 179V181L85 180V179ZM139 178H138V180H139ZM148 178V179H147ZM165 178H167V179H165ZM172 178V179H171ZM184 178H186L187 180H185ZM193 178V179H192ZM215 178V179H214ZM236 180H235V179ZM237 178H239V179H237ZM25 179V182L24 183H21V181H23ZM42 179V180H41ZM67 179V180H66ZM149 180L148 182H147V180ZM152 179V180H151ZM153 179H156V182H155V180H153ZM190 181H189V180ZM198 179V180H197ZM205 180V182H204V180ZM213 179V180H212ZM224 180V183L223 184H221V183H218V182H222V180ZM229 179V180H228ZM232 179H234L235 180V183H234V181L232 180ZM257 179V180H256ZM261 179V180H260ZM20 180V181H19ZM28 180V181H27ZM31 180H32V183H31ZM36 180L38 181V183H36ZM44 180V181H43ZM69 180V181H68ZM72 180V181H71ZM85 180V181H84ZM104 180H107V182L105 181V183H103V184H106L105 186L103 185L102 186V184L100 185V183L98 182V181H103L104 182ZM109 180V181H108ZM125 180V181H126ZM151 180V181H150ZM162 180H164V181H162ZM165 180L167 181V182H165ZM171 180H174V181H171ZM195 180V181H194ZM207 180V181H206ZM231 180V182L232 183H234V184H229V182L228 181H230ZM238 180L239 181H242V183L241 182H239V184H240V186L239 185H237L236 183L238 182ZM34 181V182H33ZM50 181V182H49ZM56 181V182H55ZM67 181V183H65ZM122 181V182H121ZM140 181V180H139ZM145 181V182H144ZM155 182V183H153V182ZM160 181H162V182H160ZM187 181H189L190 183H188L187 184ZM194 181V182H193ZM196 181H198V183H196ZM203 183V185L201 184V182ZM211 181H216V182H211ZM251 181H254V182H251ZM19 182V183H18ZM31 183V184H29V183ZM48 184H47V183ZM53 182V183H52ZM57 182H59V183H57ZM150 182V183H149ZM153 184H152V183ZM164 182V183H163ZM168 182H169V184H168ZM171 182V183H170ZM173 182H175V183H173ZM186 182V183H185ZM230 182V183H231ZM259 182V183H258ZM261 182V183H260ZM17 183H18V185H17ZM28 183V184H27ZM41 183H44V184H41ZM52 184V186H50L51 188H53V186H54V188L52 189L53 191H51L50 192V188H49V185H51ZM55 183V184H54ZM63 183H64V185H63ZM159 183H161V184H159ZM177 183V184H176ZM207 185H205V184ZM212 183V184H211ZM246 184V185H244V184ZM256 183V184H255ZM20 184V185H19ZM33 184V185H32ZM35 184V185H34ZM60 184V185H59ZM71 184V183H70ZM96 184V186H93V185H95ZM156 184V185H157ZM164 184V185H163ZM171 184H174V185H171ZM185 184H187V185H185ZM192 184H193V186H192ZM227 185V187H229L230 185H232V187H233V185H234V187L233 188H235V190H237L238 192H241V193H239V194H237V193H235L236 194V197H238L239 195H241V197H238V198H236L235 197V194L233 195L232 194V196H231V194H229L228 195V192L230 191H228L227 189H226V185ZM236 184V185H235ZM241 184H243L242 186H241ZM253 184H255V185H253ZM20 186V187H17V186ZM27 185H29V186H27ZM43 185H46L45 187H48V189H50V190H48L47 188H42V186ZM58 186V188H57V190H55V188ZM84 185V186H83ZM85 185H87V186H85ZM91 187H90V186ZM100 185V186H99ZM122 185V184H121ZM169 185H171V186H169ZM178 185V187H176ZM189 185H191V186H189ZM197 185V186H196ZM200 185V186H199ZM221 186V188L219 187V186ZM224 187H223V186ZM229 185V186H228ZM248 185V186H247ZM251 185V188L249 187ZM252 185H253V187H252ZM39 186V187H38ZM41 186V187H40ZM60 186L62 187V188H60ZM65 186V187H64ZM90 188H89V187ZM99 186V187H98ZM102 186V187H101ZM114 186V185H113ZM173 186V187H172ZM199 186V187H198ZM204 186H206V188L204 187ZM208 186H211L210 188H208ZM237 186V187H236ZM255 186V187H254ZM261 187L262 188V190L259 188V187ZM21 187H24V188H21ZM25 187H28V188H25ZM86 187V188H85ZM88 187V188H87ZM94 187H96V188H100L101 187V190L100 189H96V188H94ZM105 187V188H104ZM107 187H110V188H113L114 189V191H115V194H113L114 192H113V189H109V188H107ZM203 189H202V188ZM212 187L213 188H215V189H217V190H215V189H212ZM218 187V188H217ZM231 187V186H230ZM240 187H242V188H240ZM244 187H247L246 189H244ZM250 188V190H248L249 188ZM11 188V189H10ZM22 189V193H21V190H19V189ZM29 188H31V189H29ZM32 188L34 189V190H36L35 192H32V191H34V190H32ZM37 188H41V189H44L42 192H44L45 190H47L48 191V193H46V192H44V194L46 193V196H48V195H50V196H52V198L50 197V196H48V197H50V198H48V200H47V198H46V200L44 199L45 198V196H44V194H42V192H41V190L39 189H37ZM93 188V189H92ZM169 188V189H168ZM201 188V189H200ZM208 188V190L210 189V191H207V190H205V189H207ZM224 188V189H223ZM254 188V189H253ZM255 188H259V190H257V189H255ZM13 193V191L15 190V192H14V194H12L9 190ZM14 189V190H13ZM59 189H62L61 191H63V192H61ZM65 189V190H64ZM88 189H91V190H89V192H88V190L86 191V190ZM94 189H96L97 191H104V197H99V194L101 193H98L97 195H98V198H95L96 196H94V198L93 199H96V200H94L93 202L95 203H93V202H91L93 199H91V197H93L91 194L92 193H90L92 190H93V192L94 191H96V190H94ZM104 189V190H103ZM120 189V190H119ZM134 189V188H133ZM136 189H139L138 187H136ZM180 189H181V191H180ZM212 189V190H211ZM223 190V192H220L221 194H219L218 192V190ZM13 190V191H12ZM16 190H19L18 192L16 191ZM26 192H25V191ZM32 190V191H31ZM67 190L69 191V192H71L72 193V195L71 194H69L68 192H67ZM111 191V193L110 192H107V191ZM117 190H119V191H117ZM135 190V189H134ZM133 190V191H134ZM140 190V189H139ZM207 191L208 193H209V195H208V193L207 192H203V191ZM224 190H226L227 191V194L226 193H224V192H226V191H224ZM239 190H241V191H239ZM245 190V191H244ZM256 190V191H255ZM2 191V192H1ZM7 191H9L8 193H7ZM41 192L40 193V195H37V194H39V192ZM60 191V192H59ZM119 192V194H117V192ZM120 191H122V192H124L126 195H123L122 194V192L120 193ZM128 191V192H129ZM136 191V190H135ZM142 190H140V193H142L141 192ZM201 191V192H200ZM249 191V192H248ZM255 192V194H260L259 196H257V195H253V192ZM257 191H260V193H258ZM261 191L263 192V193H261ZM26 194H25V193ZM54 192V193H53ZM191 192V193H190ZM202 192H203V195H202ZM213 194V195H211V193ZM217 193V194H215V193ZM231 192V191H230ZM4 193V194H3ZM18 193V194H17ZM21 193V195L19 196V194ZM34 193V194H33ZM59 193V194H58ZM63 194V195H61V194ZM84 193V194H83ZM88 193H89V195H88ZM103 193V192H102ZM106 193H107V195H106ZM137 193H139V192H137ZM137 193H136V195H137ZM139 193V194H140ZM204 193H206L205 195H204ZM232 193V192H231ZM244 193H245V195H244ZM9 196V197H5V196H7V195ZM15 194H17V195H15ZM25 196H24V195ZM31 195V196H29L28 197V195ZM42 194V195H41ZM48 194V195H47ZM128 194V195H127ZM139 194H138V197H139ZM143 194H145V193H142V195ZM248 195V198H247V195ZM252 194V195H251ZM1 195H4V196H1ZM56 197H55V196ZM57 195H60V196H57ZM71 195V196H70ZM108 195H111L110 197H108ZM112 195H115V196H112ZM116 195H121V196H119L120 197V199H119V197L118 196H116ZM135 195V196H136ZM228 195V196H227ZM14 198H16V199H14V200H12L13 199V197ZM18 196H19V198H18ZM39 196V197H38ZM62 196H64V197H62ZM72 197V198H70V197ZM87 196H89L88 198H87ZM123 196H125V197H127L128 196V198L129 199H126L125 197H123ZM141 196V195H140ZM201 198H204V199H206V196H207V200H209V203H208V201H206V200H204V199H201ZM204 196V197H203ZM209 196V197H208ZM212 196V198H210ZM215 196V197H214ZM234 196V198H232ZM245 196V197H244ZM254 196V197H253ZM27 197V198H26ZM32 197V199H30ZM60 197H62V198H67V197H69L67 200L66 199H61V200H57V199H59ZM73 197H75V198H73ZM85 197V198H84ZM116 197H117V199H116ZM123 197V198H122ZM158 197V198H159ZM165 197H168V198H170V199H168V198H166L165 199ZM195 197V198H194ZM252 197V198H251ZM260 197V198H259ZM7 200H6V199ZM20 200H18V199ZM25 198L26 199H28L29 201H28V203H27V201L25 200ZM35 198V199H34ZM36 198H38V199H36ZM43 198V199H42ZM54 198V201L52 200ZM83 198V199H82ZM100 198H102V199H100ZM108 199V198H110V199H108L107 201L105 200V199ZM132 199H135L134 198V196H132L131 197ZM259 198V199H258ZM6 201H5V200ZM11 200V202H9L10 200ZM35 201H34V200ZM72 199H74V200H72ZM84 199H87V200H85V201H83ZM99 199V201L100 200H103L104 199V202H99V201H97ZM116 199V200H115ZM215 199V200H214ZM243 199V200H242ZM249 199H251V200H249ZM253 199V200H252ZM26 201V202H23V201ZM44 200H45V202H44ZM55 200H57V202L55 201ZM80 200H81V202H80ZM127 200V201H126ZM131 200V199H130ZM169 200H171V201H169ZM174 201V203L176 204H174L173 203V201ZM200 201V200H202V201H200V202H198V201ZM206 201V202H204V201ZM246 202H251V201H255V202H253V203H245V201ZM249 200V201H248ZM15 201V202H14ZM20 203H19V202ZM32 201H34V204H32L31 202ZM38 201H40V202H42L43 204H40V202L38 203ZM47 201H48V203H47ZM49 201H51V203H49ZM63 201V202H62ZM69 202V204L67 203V202ZM74 201V202H73ZM95 201H97V203L95 202ZM124 201V202H123ZM192 201V200H191ZM66 202V204H64ZM106 202H108V203H106ZM112 202V201H111ZM214 204H213V203ZM216 202V203H215ZM240 202V203H239ZM261 202H262V204L263 205H261ZM12 203V204H11ZM14 203V204H13ZM21 203H24V204H21ZM26 203V204H25ZM30 203H31V205H30ZM35 203H37V204H35ZM57 204V203H59L58 204V206L57 205H53V204ZM70 203H71V205H76L77 206V208L76 207H73V206H70ZM76 203V204H75ZM99 203V204H98ZM106 203V204H105ZM128 203V202H127ZM127 203H126V205H127ZM207 203V204H206ZM236 203H238V204H236ZM257 203V206L256 207H258V208H256V207H253V205L254 204H256ZM9 204V205H8ZM17 204V205H16ZM41 205V206H39V205ZM89 204L91 205V206H89ZM94 204V205H93ZM211 205V206H209V205ZM213 204V205H212ZM245 204H247L248 205V207H247V205L245 206ZM252 205V207L253 208H250L249 206H251ZM8 205V206H7ZM13 205V206H12ZM21 205V206H20ZM25 205H28V206H26V207H24ZM30 205V206H29ZM46 207H45V206ZM59 205H61V206H59ZM65 205H67V207L65 206ZM83 205H81V206H83ZM121 205V206H120ZM125 205V206H126ZM173 205V206H172ZM215 205V206H214ZM239 205V206H238ZM246 208H244L243 206ZM259 205V206H258ZM3 206H5V208L3 207ZM10 206V207H9ZM57 206V207H56ZM70 207V210L68 209L69 207ZM6 207H8L7 209H6ZM13 207V208H12ZM15 207V208H14ZM17 207V208H16ZM18 207H20L21 209H19ZM30 207H32L34 210H32V208H30ZM41 208V209H39V208ZM59 207H61V209H63L64 210V208H66V210H60L59 209ZM108 207V206H107ZM235 207H238V208H235ZM241 207H243V208H241ZM23 208H25V209H23ZM53 208H55V210L57 209L58 211H54V213H53ZM72 208V209H71ZM103 208H105V210L103 209ZM186 208V209H185ZM212 208V209H211ZM248 208H250V210H253V211H251V213H250V211H247V210H249ZM9 209V211H7ZM13 211H11V210ZM14 209V210H13ZM27 209V210H26ZM68 209V210H67ZM74 209H76V210H74ZM189 209V210H188ZM205 209V210H204ZM208 209V211H206ZM213 210V211H216V212H213V211H210V210ZM236 209V210H235ZM245 211H244V210ZM255 209V210H254ZM257 209V210H256ZM4 210V211H3ZM24 210V211H23ZM103 210L105 211L104 213H103ZM184 210H186L185 212H184ZM241 210H242V213H241ZM10 211H11V213H10ZM17 211H18V213H19V211H21L20 213H25L26 211V213L27 214H16L17 213ZM32 211H34L35 213H33V214H31V212ZM61 213H60V212ZM69 211V212H68ZM179 211V212H178ZM187 211L189 212V213H187ZM30 212V213H29ZM57 212H59V213H57ZM63 212H65V213H63ZM124 212V211H123ZM121 213L122 214V218L119 216V215H116V216H113V217H116L115 218V220L117 219V218H119V219H117L118 221L116 222V223H112L113 222V220H111L110 219V222L112 223V224H110V222L108 221V220H106V219H109V218H113V217H105L104 215H102V216H104L103 218H106V219H102L101 217L102 216H96V215H94V217L96 218V217H99V219L98 218H96L97 220H96V223H94V225H98V227H97V225L94 227L93 226V223H91V222H93V221H91V220H95V218L93 217V216H90L91 218H87V217H85L86 219H90L89 221L87 220H84L83 222L85 223L86 222V224L88 225V223H91V226H92V228L91 229H88V228H90L91 226L90 225H88V230L89 231H92V233H93V231H99V230H96V229H99V228H101V230H100V233H102V235L104 236H100V238L102 239V240H104L103 238H105V241H108V243H106V244H108V245H106L108 248H106L105 247V249L107 250V251H104V249H102L101 251H99L100 253H101V255H100V253L99 252H96V251H94V252H92L90 249H89V247L88 246H85L84 244H83V248L84 249H89V251H90V253H89V251L88 250H84V249H82V251H83V253H82V251H80L81 250V246L82 245H80V244H82V243H84L85 242V244L86 245H88V242H90V238H88V236H90L91 237V235H92V233L90 234V232L87 230L86 232H84L83 233V235H85V233H89L88 234V236H87V238H86V240H89V241H87V243H86V241L84 240L85 238H82V237H80L81 239H83L84 241L82 242V240L80 241L79 240V245L80 246H78V247H81V248H78L79 250H76L77 252H78V254H79V258H77V259H75V257H76V254H74V255H70V253H72L73 254V252H74V250H73V252H72V249H71V251H69L70 249H68V251H69V253L67 252V250H64V251H66L65 253L63 252V250H61L60 248H62V247H60L61 245L58 243L59 242V239L61 238L59 235H56L55 236V233H54V236L55 237H57V238H55L54 236H53V238L54 239H57V240H55L58 244H56V246H57V250L55 249V245H54V247L53 246H45V245H47L46 243L47 242H49V244L51 243V245H53V241L51 240L52 239V234H50V231H52L53 230V228H52V225H50L49 227L47 226V224H45L46 226V230H44L45 232V234H46V231H48L47 233V237H46V235L43 233H40V232H38V233H40V235L37 233V234H35V235H33V236H30L31 234H27V233H23V232H21L20 231V233H21V235L22 234H24V235H26V236H21L20 234H18V230L16 231V230H13L12 229V231L13 232H16V233H13L9 228H6V227H8L10 224H9V222H7V224H8V226H6L5 227V222H6V220H4L3 219V222L0 220V223L2 224V225H0V235H1V233H2V235L0 236V237H2L1 239H4L5 237H7V238H5V239H8V240H10L9 239V237H11L12 236V234H16V235H13L12 237H13V239H11L13 242H15V243H13L11 240H10V242L8 241V240H6V242L4 241V240H2L3 242H1L2 244H0V253H3L4 252V254H2V256H1V254H0V259L4 262V261H6L5 260V258H8L9 259V261H6L5 262V264H25V262H26V264H46L47 262L46 261H49L47 264H54V260H58V261H56L55 262V264H65V263H63V262H67L66 264H83V260H85L84 261V264L85 263H88V264H90V262H87L89 259H90V261H91V263L93 264L94 263V260H96V257H98V260L99 259H102V258H104V261H106L107 259L108 260H110L109 262L112 264L113 262H111V261H114V258H115V260L117 261L118 260V258H121V260L119 259L118 261H117V263H116V261H114L115 262V264H122L123 262H122V260L123 261H125V263L128 261L125 257H127L126 256V250H128L127 249V247H122L121 245H120V247L118 246V245H114V246H112L113 244H115V243H113V242H111V240L113 239V237H114V235H117V234H120V233H123V232H125V233H123L124 235H127L126 234V232L128 231V234L130 233V232H132L133 230V232H135V233H130V236H132L133 235V237H131V238H133V239H131V241L133 240L134 242H140L141 243V240H142V243H144L143 241H148V239H152V238H150L151 236H152V234H151V232H148V230H147V228H149V226H147L148 224L150 225V223H148V224H144L143 226H141L142 224H140V226L139 225H135V227H128L127 225V229H125V227L126 226H124L122 223V221H123V219L125 220V218H127L128 216V214H129V212H127V211H125L124 213ZM127 212V213H126ZM176 212V213H175ZM190 212H192V213H190ZM193 212H194V214H193ZM205 214H204V213ZM208 212H211V213H208ZM2 213V214H1ZM12 213H14V215H12ZM55 213H57V214H55ZM80 213V211H78L77 212V214L76 213H74V214H76V217L78 216V214ZM178 213H180V214H178ZM197 213V214H196ZM213 213V214H212ZM251 214V216L249 215V214ZM261 213H263V214H261ZM5 214V215H4ZM62 214L65 216H62ZM74 214H69V218L72 216V217H74ZM107 214H108V212H107ZM166 214V213H165ZM165 214H164V216H165ZM196 214V215H195ZM202 214V215H201ZM204 214V215H203ZM219 214H220V216H219ZM249 215L248 217H246V215ZM25 215V216H24ZM61 215V216H60ZM148 215H146V217L148 216ZM215 215V216H214ZM221 215H223V216H221ZM6 216V217H5ZM8 216V217H7ZM55 216H57L55 219H54V217ZM123 216H126V217H124L123 218ZM167 216H165V217H167ZM223 217L222 219L221 218H217V217ZM226 217V219H225V217ZM253 216V217H252ZM263 216V217H262ZM20 217H22V218H20ZM63 217V218H62ZM148 217V218H149ZM260 217H262V218H260ZM10 218V219H9ZM47 218V217H46ZM54 219V220H53ZM57 219H58V221H57ZM65 219V220H66ZM121 219V220H120ZM217 219H220V220H217ZM21 220V221H22ZM52 220V221H51ZM56 220V221H55ZM153 220V221H152ZM228 220V221H227ZM55 221V222H54ZM61 221V222H62ZM102 223H101V222ZM104 221H107V222H105L104 223ZM120 221V223L123 225H120V223L119 224H117L118 222ZM225 221V222H224ZM101 224V225H99V223ZM222 222H224V223H222ZM228 222V223H227ZM83 223V224H84ZM6 224V225H7ZM103 225H104V227H103ZM112 225L114 226V227H112ZM115 225H117V228H115L116 226ZM121 226V227H119V226ZM151 225V226H152ZM85 226L86 225H82V227L84 228V230H86V228H85ZM107 228H106V227ZM130 226V225H129ZM140 228H139V227ZM4 227V228H3ZM138 229H137V228ZM143 227H146V228H143ZM222 227V228H221ZM93 228H95V229H93ZM105 228V230H102V229H104ZM108 229H110L109 231H108ZM121 231H120V230ZM122 229H123V232H122ZM130 229H132V230H130ZM140 229V230H139ZM141 229H143L142 231H141ZM211 229V230H210ZM83 230V229H82ZM118 230L120 231V232H118ZM137 230V231H136ZM2 231V232H1ZM3 231L5 232V233H7V234H10V235H8V236H6L4 233H3ZM103 231V232H102ZM111 231V232H110ZM140 231V232H139ZM151 231V230H150ZM210 231V232H209ZM83 232V231H82ZM104 232H106V233H104ZM116 232V233H115ZM137 232V233H136ZM53 233V232H52ZM104 233V234H103ZM112 233V235L110 236V238H108L109 237V234H111ZM114 233V234H113ZM142 233H144V234H142ZM232 233V234H231ZM80 233L78 232V235H79ZM108 234V235H107ZM119 235V237H121V238H123V237H125V238H127L126 236H124V235ZM135 234V235H134ZM139 234V235H138ZM41 235H44V237H42ZM82 235V236H83ZM87 235V234H86ZM107 237H106V236ZM136 235H138L139 236V238H140V240H139V238L138 237H136ZM234 236V238H233V236ZM16 236V237H15ZM80 236V235H79ZM23 237H24V239H23ZM30 237V239H28ZM51 237V238H50ZM147 237H149V238H147ZM18 238V239H17ZM32 238V239H31ZM36 238V239H35ZM37 238H39V239H37ZM44 238V239H43ZM107 238V239H106ZM134 238H136L135 240H134ZM233 238V239H232ZM236 238V239H235ZM51 240V242L50 241H47V240ZM110 239V240H109ZM144 239V240H143ZM145 239H147V240H145ZM211 239V238H210ZM23 240V242H21ZM27 240H28V242H27ZM31 240V241H30ZM34 240V241H33ZM40 240V241H39ZM45 240V241H44ZM139 240V241H138ZM201 240H202V242H201ZM205 240H206V242H205ZM8 241V242H7ZM44 241V242H43ZM109 241L111 242V243H109ZM210 241V240H209ZM208 241V242H209ZM17 242V243H16ZM26 242L28 243V244H26ZM46 242V243H45ZM129 243L128 244H130V245H132L131 244V242L130 241H128ZM8 243V244H7ZM45 245H44V244ZM160 243V244H161ZM3 244H7L6 246L5 245H3ZM16 246H14V245ZM17 244H19V246L17 245ZM24 244H26V246L24 245ZM40 244H43V247H41V245ZM127 244V246H130V245H128ZM2 245V246H1ZM9 245V246H8ZM11 245V246H10ZM60 245V246H59ZM236 245H238V246H236ZM15 248H14V247ZM21 247V246H25V247H21V248H19V250H21V251H23V250H25V251H23V252H21V251H18L16 248H18V247ZM28 246V247H27ZM59 246V247H58ZM86 248H85V247ZM110 246V247H109ZM195 246V248H193ZM242 246H243V249H241L242 248ZM5 247H10L9 249L7 248H5ZM45 247V248H44ZM70 247V246H69ZM71 247L72 248H74V246L73 245H71ZM238 247H241V248H238ZM3 248V249H2ZM11 248H13V249H11ZM23 248H25V249H23ZM44 248V249H43ZM53 248V249H52ZM118 248H120L121 249V251H123L122 253L120 252V249H118ZM123 248V249H122ZM193 248V249H192ZM28 249L29 250H35L34 252H30V251H28ZM46 249H48L49 250V252H47L48 250H46ZM124 249H126V250H124ZM197 249V250H196ZM240 249L241 250H243V252L241 251L240 252ZM2 250V251H1ZM8 250V251H7ZM14 250V251H13ZM16 250V251H15ZM46 250V252H44ZM54 251V252H51V251ZM56 250V251H55ZM10 251V252H9ZM13 251V252H12ZM28 252V254H29V252H30V254L29 255H26L27 254V252ZM60 251V252H59ZM74 252V253H77V252ZM80 251V252H79ZM85 251V252H84ZM87 251V252H86ZM183 251V252H184ZM6 252L7 253H9V255L10 256H8V254H6ZM15 253V254H13L12 255V253ZM18 252H19V254H18ZM21 252V253H20ZM25 252V253H24ZM38 252V253H37ZM63 252V253H62ZM98 253L97 255L95 254H92V253ZM106 254H105V253ZM201 252H203V250H201ZM201 252H199V253H201ZM33 253H35V254H33ZM41 253V254H40ZM59 255H57V254ZM62 253V254H61ZM81 253V254H80ZM104 253V254H103ZM108 253V254H107ZM21 254V255H20ZM23 254H24V256H25V260L23 259ZM37 254V255H36ZM43 254V255H42ZM45 254H47L48 256H45V258H44V255ZM49 254H50V256H49ZM65 254V256L68 258V257H70V256H72L73 258H71L70 260H68L67 258H65V256H63ZM78 254H77V257H78ZM83 254V255H82ZM87 256H86V255ZM124 256V257H121L122 255ZM4 255H6L7 257H4ZM17 256L16 257V260H18L17 262L15 261V260H13V257H12V259H10L9 257H11V256ZM34 255V256H33ZM38 256V257H36V256ZM52 255V256H51ZM70 255V256H69ZM93 255V256H92ZM107 255V256H106ZM145 255V254H144ZM143 255V257L144 258H148L149 256H144ZM237 255V256H236ZM242 255V256H241ZM21 256H23V257H21ZM26 256L27 257H29V258H26ZM32 258H31V257ZM57 256V257H56ZM60 256L62 257V259L60 258ZM95 256V257H94ZM102 256V257H101ZM108 256H109V258H108ZM140 256V255H139ZM34 257V258H33ZM48 257H50V258H48ZM52 257V258H51ZM53 257H54V259H53ZM81 257V258H80ZM91 257V258H90ZM94 257V258H93ZM99 257H101V258H99ZM143 257L141 256V257H139V261H138V264L140 263V264H156V263H158L159 261H156L155 263H154V261H151L150 259H143ZM239 257H241V258H239ZM4 258V259H3ZM38 258V259H40L39 261H38V259L36 260V259ZM42 258V259H41ZM93 258V259H92ZM105 258H107V259H105ZM123 258V259H122ZM142 258V259H141ZM7 259V260H8ZM19 259H21V260H19ZM29 259H30V262H32V259L35 261V262H32V263H30L29 262ZM43 259H44V261H43ZM48 259V260H47ZM49 259H51V260H49ZM53 259V260H52ZM83 259V260H82ZM126 259V260H125ZM11 260H13L12 261V263H10L11 262ZM25 261V262H23V261ZM62 260V261H61ZM71 260H73V261H71ZM80 260H82V261H80ZM93 260V261H92ZM103 260V259H102ZM101 260V261H102ZM143 260H144V262H143ZM148 260H150V261H148ZM153 260V259H152ZM20 261H21V263H20ZM37 261H38V263H37ZM53 261V262H52ZM61 261V262H60ZM100 261V260H99ZM103 261V262H104ZM2 262V263H3ZM14 262V263H13ZM16 262V263H15ZM43 262V263H42ZM60 262V263H59ZM69 262V263H68ZM107 262V261H106ZM143 262V263H142ZM1 263V262H0ZM1 263V264H2ZM4 264V263H3ZM124 264V263H123ZM126 264H129L128 262L126 263ZM158 264H161V262L160 263H158Z\"/></svg>", "mask_w": 264, "mask_h": 264}, {"label": "bare ground", "instance_id": "obj_2", "mask_svg": "<svg viewBox=\"0 0 264 264\" xmlns=\"http://www.w3.org/2000/svg\"><path fill=\"white\" fill-rule=\"evenodd\" d=\"M60 1H61V3H65V2L67 3V0H66L65 2H63V0H60ZM68 1H69V0H68ZM103 1H104V0H102L101 2L103 3ZM107 1H108V0H107ZM107 1H105V2H107ZM114 1H115V0L111 1V3H113ZM120 1H121V0H119V2H117V3H118V4L121 3ZM128 1H130V0H128ZM128 1H125V0H124L123 2L125 3V2H128ZM137 1H138V0H137ZM145 1H146V0H145ZM155 1H157V0H155ZM161 1H162V0H161ZM161 1H160V2H161ZM164 1H165V0H164ZM166 1H167V0H166ZM168 1H169V0H168ZM170 1H171V0H170ZM187 1H188V0H187ZM189 1H190V0H189ZM192 1H193V0H192ZM196 1H197V0H196ZM206 1H207V0H206ZM236 1H237V0H236ZM44 2H45V1H44ZM70 2H71V1H70ZM94 2H95V0H94ZM130 2H131V1H130ZM138 2H140V0H139ZM141 2H142V1H141ZM143 2H144V1H143ZM148 2H149V1H148ZM153 2H154V1H153ZM158 2H159V0H158ZM194 2H195V1H194ZM197 2H198V1H197ZM200 2H201V1H200ZM200 2H199V3H200ZM209 2H211V1L209 0ZM213 2H216V3L218 2V3H219V0H218V1H214V0H212L211 3H213ZM234 2H235V0H234ZM238 2H240V1H238ZM42 3H43V2H42ZM47 3H48V0H47ZM47 3H46V5H47ZM77 3H78V2H77ZM108 3H110V0H109ZM108 3L103 4V5H104V6H105V5H108ZM128 3H129V2H128ZM134 3H136V2H134ZM134 3H133V5H134ZM149 3L151 4V2H149ZM155 3H156V2H154V4H155ZM169 3H170V2H169ZM174 3H175V2H174ZM179 3H181V2H179ZM182 3L185 4L184 0L182 1ZM36 4H37V3H36ZM39 4H40V3H39ZM43 4H44V3H43ZM74 4H75V3H74ZM74 4H71V6L74 5ZM95 4H96V3H95ZM115 4H116V3H115ZM121 4H123V3H121ZM140 4H142V3H140ZM140 4H139V6H140ZM146 4H147V3H146ZM152 4H153V3H152ZM159 4H160V3H159ZM171 4H172V1H171ZM186 4H187V3H186ZM200 4H201V5H200L201 7H203V4L205 5L204 1H203V4H202V2H201ZM68 5H69V4H67V6H68ZM78 5H79V4H78ZM78 5H77V6H78ZM81 5H82V3H81ZM83 5H84V4H83ZM83 5H82V6H83ZM90 5H91V4H90ZM90 5H89V6H90ZM93 5H94V4H93ZM93 5H92V6H93ZM116 5H117V4H116ZM123 5H124V4H123ZM123 5H122V6H123ZM133 5H132V7H133ZM144 5H145V3H144ZM147 5H148V4H147ZM155 5H158V3L155 4ZM175 5H176V4H175ZM180 5H181V4H180ZM180 5H179V6H180ZM182 5H183V4H182ZM188 5H189V4H188ZM196 5H197V4H196ZM206 5H207V4H206ZM209 5H210V4H209ZM215 5H217V4H215ZM36 6H38V5H36ZM60 6H62V4H60ZM60 6H59L58 10H56V11H57L56 15H57V14H60V13H58L59 10H60ZM74 6H75V5H74ZM109 6H111V5H108L107 7L109 8ZM142 6H143V5H142ZM142 6H141V7H142ZM153 6H154V5H153ZM167 6H168V5H167ZM169 6H170V5H169ZM179 6H177V7H179ZM185 6H187V5H185ZM193 6H194V4H193ZM213 6H214V5H213ZM213 6H210V7H213ZM39 7H40V6H39ZM39 7H38V8H39ZM47 7H49V6L47 5ZM47 7H46V8H47ZM68 7H69V6H68ZM68 7H67V9H68ZM72 7H73V6H72ZM72 7H71V8H72ZM75 7H76V6H75ZM79 7H80V6H79ZM83 7H85V6H83ZM94 7H97V6L94 5ZM94 7H93L92 9H94ZM100 7H102V5L99 6V8H100ZM105 7H106V6H105ZM135 7H136V6H135ZM143 7H144V6H143ZM146 7H148V9H149V8H152V7H150V6H146ZM155 7H156V6H155ZM161 7H162V6H161ZM170 7H171V6H170ZM174 7H175V6H174ZM180 7H181V6H180ZM180 7H179V8H180ZM183 7H184V6H183ZM198 7H199V6H198ZM216 7H217V6H216ZM25 8H26V7H25ZM33 8H34V7H33ZM38 8H37V9H38ZM42 8H43V7H42ZM86 8H87V7H86ZM112 8H113V7H112ZM112 8H109V9H110V10H113ZM116 8H117V7H116ZM119 8H120V7H119ZM123 8H124V7H123ZM129 8H131V7L128 6V9H129ZM137 8H138V6H137ZM144 8H145V7H144ZM144 8H143V9H144ZM189 8H191V7H189ZM189 8H188V10H189ZM196 8H197V7H196ZM203 8H204V7H203ZM203 8H202V9H203ZM207 8H208V7H207ZM1 9H2V8H1ZM26 9H27V8H26ZM40 9H41V8H40ZM44 9H45V8H44ZM48 9H49V8H48ZM61 9L63 10V8H61ZM72 9H73V8H72ZM75 9H76V8H75ZM78 9H79V8H78ZM80 9H81V8H80ZM83 9H84V8H83ZM97 9H98V8H97ZM97 9H96V10H97ZM100 9H101V8H100ZM124 9L127 10L126 7H125ZM132 9H133V8H132ZM154 9L156 10V8H153L152 10H154ZM157 9H158V8H157ZM180 9H181V8H180ZM180 9H179V10H180ZM183 9H184V8H183ZM183 9H181L182 11H179V12H182V14H186L187 12H189V11H186V13H183ZM197 9H198V8H197ZM202 9H198V10H202ZM212 9H213V8H212ZM218 9H219V8H218ZM28 10H29V9H28ZM42 10H43V9H42ZM62 10H60V11H62ZM114 10H115V9H114ZM125 10H121V11L125 13ZM130 10H131V9H130ZM130 10H129V11H130ZM138 10H139V9H138ZM138 10H137V11H138ZM140 10H142V9H140ZM149 10H150V9H149ZM149 10H148V11H149ZM152 10H151V11H152ZM155 10H154V11H155ZM174 10H175V9H174ZM176 10H177V8H176ZM216 10H217V9H216ZM7 11H8V10H7ZM32 11H33V10H32ZM36 11H37V10H36ZM38 11H39V12H42V11H40V10H38ZM38 11H37V13H38ZM50 11H52V10H50ZM56 11H55V12H56ZM65 11H69V10H66V9H65ZM65 11H64V12H65ZM71 11H72V10H71ZM71 11L69 12V13H71V15L74 14V13H76L75 11H73L74 13H72ZM83 11H84V10H83ZM86 11H87V10H86ZM94 11H95V10H94ZM106 11H108V10L106 9ZM115 11H116V10H115ZM121 11H120V12H121ZM129 11H128V12H129ZM142 11H143V10H142ZM144 11H146V8L144 9ZM154 11H153V12H154ZM171 11H172V10H171ZM208 11H211V10H208ZM33 12H34V11H33ZM33 12H28V13L31 14V13H33ZM45 12H47V10H46ZM64 12H63V14H65ZM84 12H85V11H84ZM90 12H91V11H90ZM132 12L134 13V11L131 10L130 13H132ZM156 12H157V11H156ZM168 12H169V11H168ZM168 12H167V13H168ZM174 12H175V11H174ZM176 12H178V11H176ZM179 12H178V13H179ZM190 12H191V11H190ZM0 13H1V12H0ZM2 13H4V11H3ZM34 13H35V12H34ZM37 13H36V14H37ZM43 13H44V12H43ZM52 13H53V12H52ZM88 13H89V11H88ZM93 13H94V12H93ZM135 13L137 14V13H139V11H138V12L135 11ZM140 13H141V12H140ZM164 13H165V11H164ZM178 13H175V14H178ZM205 13H207V12L205 11ZM209 13H210V16H211V12H209ZM215 13H217V12H215ZM218 13H220V12H218ZM49 14H50V13H49ZM54 14H55V13H54ZM63 14H61V15L63 16ZM97 14H98V12H97ZM121 14H122V16H123V13H121ZM136 14H135V15H136ZM142 14H143V13H142ZM150 14H151V13H149V15H150ZM152 14H153V13H152ZM172 14H173V13H171L170 15H172ZM235 14H236V13H235ZM238 14H239V12H238ZM0 15H1V14H0ZM31 15L34 16V14H31ZM38 15L41 16V14H38ZM42 15H43V14H42ZM45 15H46V13H45ZM67 15H68V17L70 16V14H67ZM77 15H79V14H77ZM103 15H104V14H102V16H103ZM125 15H126V13L124 14V16H125ZM131 15H132V14H131ZM144 15H145V14H144ZM149 15L144 16V19H145V17L150 18ZM154 15L156 16L157 14H154ZM159 15H160V14H159ZM159 15H157V16H159ZM173 15H174V14H173ZM178 15H179L180 17L182 16V15H180V14H178ZM178 15L176 16V18L178 17ZM186 15H187V14H186ZM196 15H197V14H196ZM203 15H204V14H203ZM207 15H208V14H207ZM213 15H214V14H213ZM213 15H212V16H213ZM215 15H216V14H215ZM233 15H234V14H233ZM233 15H232L231 17H233ZM236 15H237V14H236ZM243 15H244V14H243ZM29 16H30V15H29ZM29 16H28V17H29ZM62 16H61V17H62ZM64 16H65V15H64ZM72 16L75 17L76 14H75V15H72ZM107 16H108V15H107ZM151 16H152V15H151ZM157 16H156V17H157ZM161 16H162V14H161ZM161 16H159V17H161ZM164 16H166V15H163V17H164ZM183 16H184V15H183ZM183 16H182L181 18L186 17V16H184V17H183ZM187 16H188V15H187ZM193 16H195V14H194ZM197 16L200 17V15H197ZM216 16H218V15H216ZM216 16H215V17H216ZM222 16H223V15H222ZM240 16H241V14L239 15V17H240ZM25 17H27V16H25ZM46 17H47V15H46ZM46 17H45V18H46ZM50 17H51V16H50ZM55 17H56V16H55ZM85 17H86V16H85ZM95 17H96V16H95ZM104 17L106 18L105 15H104ZM113 17H114V15L111 16L110 18L113 19ZM116 17H118V16L116 15L114 18H116ZM120 17H121V16H120ZM128 17H129V16H128ZM130 17H132V16H130ZM133 17H134V16H133ZM136 17H139V16H136ZM136 17H134V19H135ZM152 17H153V16H152ZM156 17H155V18H156ZM159 17H158V20H159ZM201 17H203V16H201ZM231 17H230V18H231ZM234 17H235V16H234ZM239 17H235V19L233 18L234 20L232 19V21H234V23L232 24V26L234 25V26H233V27H234V29H233V33H234L235 30H236V31L238 30V32H240L239 29L242 30V29H243L242 26H245V25L243 24V22H244V19H243L244 16H242L243 18H242V17L239 18ZM245 17H246V16H245ZM33 18H35V17H33ZM38 18L40 19V18H42V17H38ZM52 18H54V17H52ZM52 18H50V19H52ZM69 18H70V17H69ZM69 18H67V19H69ZM78 18H81V19H82V17H78ZM83 18H84V17H83ZM86 18L88 19V17H86ZM96 18H98V17H96ZM100 18L102 19L103 17L99 16L98 19L100 20ZM108 18H109V17H108ZM140 18H142V17H140ZM161 18H162V17H161ZM168 18H169V17H168ZM181 18H179V20H180ZM189 18L192 19V18H197V17L195 16V17H189ZM217 18H218V17H217ZM5 19H6V18H5ZM5 19H4V20H5ZM25 19H26V18H25ZM31 19H32V18H31ZM36 19H37V17H36ZM43 19H44V17H43ZM50 19H49V20H50ZM59 19H60V18L58 17V20H59ZM75 19H76V18H75ZM112 19H111V20H112ZM116 19H121V18L118 17V18H116ZM116 19H113V20H115V21L113 22V24H115V22L118 23L119 20H116ZM127 19H128V20L125 19V21L128 22V21H129V18H127ZM134 19H133V20H134ZM144 19H143V20H144ZM146 19H147V18H146ZM184 19H185V18H184ZM187 19H188V18H187ZM187 19H186V21H187ZM198 19H199V18H198ZM209 19H210V18H209ZM212 19H213V18H212ZM221 19H222V18H221ZM226 19H228V18H226ZM247 19H248V18H247ZM52 20H53V19H52ZM71 20H74V19L71 18ZM78 20H80V19H77V21L74 20L75 25H77L76 22H77L78 24H79V23H82V22H80V21L78 22ZM90 20H91V19H90ZM92 20H93V19H92ZM96 20H97V19H96ZM104 20H105V19H104ZM104 20H103V23H106ZM106 20H107V19H106ZM121 20H124V19H121ZM133 20H132V22H133ZM138 20H140V19H138ZM138 20H136V21H138ZM153 20H154V19H153ZM161 20H162V19H161ZM161 20H159V21H161ZM163 20H164V19H163ZM170 20L174 21L173 18H172V19L170 18ZM192 20H193V19H192ZM203 20H204V19H203ZM229 20H231V19H229ZM248 20H249V19H248ZM7 21H8V19H7ZM22 21H23V20H22ZM25 21H26V20H25ZM29 21H31V20H29ZM29 21H28V22H29ZM32 21H33V20H32ZM32 21H31V22H32ZM42 21H43V20H41V22H42ZM130 21H131V20H130ZM141 21H142V19H141L139 22H141ZM149 21L152 22V19H151V20H148V22H149ZM155 21H156V20H155ZM155 21H154V22H155ZM166 21H167V20H166ZM176 21H177V20H176ZM180 21H181V20H180ZM188 21H189V20H188ZM188 21H187V22H188ZM194 21L196 22V20H194ZM212 21H214V20H212ZM215 21H216V20H215ZM218 21H220V20L218 19ZM222 21H223V20H222ZM242 21H243V22H242ZM246 21H247V20H246ZM2 22H3V21H2ZM15 22H17V20H15ZM19 22H21V21H19ZM31 22H30V23H31ZM43 22H44V21H43ZM52 22H53V21H52ZM54 22L56 23L55 20H54ZM85 22H86V21H85ZM87 22H88V20H87ZM92 22H93V21H92ZM94 22H95V21H94ZM99 22H100V21H99ZM111 22H112V21H111ZM119 22H121V21H119ZM132 22H129V24L132 23ZM143 22H144V23H141V24H145V21H143ZM148 22H147V24H148ZM151 22H150V23H151ZM154 22H153V24H154ZM156 22H157V21H156ZM163 22H164V21H163ZM167 22H168V21H167ZM177 22H178V21H177ZM181 22H182V21H181ZM198 22H200V20H199ZM203 22H204V21H203ZM208 22H209V21H207V24H208ZM6 23H7V22H6ZM17 23H18V22H17ZM23 23H24V22H23ZM25 23H26V22H25ZM44 23H46V22H44ZM58 23H59V22L57 21V24H58ZM69 23H70V21H69ZM69 23H68V25H69ZM89 23H90V24H93V23H91V22H89ZM95 23H96V22H95ZM97 23H98V21H97ZM103 23H102V26H105V25H103ZM169 23H170V22H169ZM189 23H191V22H189ZM196 23H197V22H196ZM204 23H205V22H204ZM218 23H219V22H218ZM220 23H221V22H220ZM231 23H232V22H231ZM244 23H245V22H244ZM3 24H4V23H3ZM13 24H14V22H13L11 25H13ZM18 24H19V23H18ZM20 24H21V23H20ZM32 24H33V23H32ZM32 24H28V26H29V25L31 26ZM49 24H50V23H48L47 26H48ZM66 24H67V22H66ZM87 24H88V23H86V25H87ZM90 24H89V26H91V28L95 27V30H96V27L99 26V25H97V24H95V25H97V26L90 25ZM106 24H107V23H106ZM110 24H111V23H110ZM113 24H111L110 26H112ZM137 24H139V23L137 22ZM147 24H146V27L149 25V24H148V25H147ZM174 24H175V23H174ZM178 24H180V23H178ZM182 24H184V26H185V21H184V23H182ZM191 24H192V23H191ZM210 24H211V21H210ZM210 24H209V25H210ZM226 24H227V23H226ZM246 24H247V23H246ZM24 25H25V24H24ZM39 25H40V24H39ZM45 25H46V24H45ZM45 25H44V26H45ZM52 25H53V24H52ZM52 25H51V26L49 25L50 27H48V28L50 29V28L52 27ZM82 25H83V24H82ZM108 25H109V24H108ZM108 25H106V27H104V28H108ZM120 25H121V23H120ZM122 25H123V24H122ZM157 25H159V24H156V26H157ZM161 25H162V24H161ZM163 25H165V24H163ZM163 25H162V26H163ZM187 25H189V24H187ZM196 25H197V24H196ZM204 25H205V24H203V26L201 25V27H204ZM214 25H216V24H214ZM219 25H220V24H219ZM222 25H223V24H222ZM222 25H221V26H222ZM5 26H6V25H5ZM16 26H17V25H16ZM16 26H15V27H16ZM18 26H19V25H18ZM30 26H29V28H31ZM34 26H35V24H34ZM36 26H37V25H36ZM42 26H43V25H42ZM42 26H41V27H42ZM53 26L56 27L55 24H54ZM57 26H58V25H57ZM63 26H65V25H63ZM79 26H80V25H79ZM84 26H85V24H84ZM84 26H83V27H84ZM87 26H88V25H87ZM102 26H99V27L102 29ZM114 26H115V25H114ZM116 26H118V24H116ZM116 26H115V27H116ZM134 26H135V24H134ZM136 26L138 27V25H136ZM153 26H154V25H153ZM166 26H167V24H166ZM171 26H173V25L171 24ZM174 26H176V25H174ZM184 26L181 25L182 28H180V29L183 30V27H184ZM192 26H193V25H192ZM205 26H208V25H205ZM211 26H213V24H212ZM224 26H225V25H224ZM25 27L27 28V26H25ZM45 27H46V26H45ZM69 27H70V26H69ZM69 27H68V28H69ZM71 27H72V26H71ZM73 27H74V26H73ZM81 27H82V26H81ZM81 27H80V29H81ZM119 27H120V26H119ZM121 27H122V26H121ZM130 27H132V26L130 25ZM146 27H143V26H142V28H143L144 30L146 29ZM148 27H150V26H148ZM148 27H147V28H148ZM151 27H152V26H151ZM160 27H161V26H160ZM168 27H169V26H168ZM177 27H178V26H176V29H177ZM201 27H200V28H201ZM217 27H218V26H216L215 28H217ZM5 28H6V27H5ZM13 28H14V26H13ZM16 28H17V27H16ZM32 28H33V27H32ZM42 28H43V27H42ZM42 28H41V29H42ZM66 28H67V27H66ZM76 28H77V27H76ZM78 28H79V27H78ZM84 28H87V27H84ZM100 28H97V29H100ZM110 28H111V27H110ZM110 28H108V29H110ZM133 28L135 29L136 27H133ZM152 28H153V27H152ZM152 28H151V29H152ZM158 28H159V27H158ZM162 28H163V27H162ZM189 28H190V25H189ZM193 28H194V27H193ZM193 28H192V29H193ZM200 28H199V29H200ZM204 28H208V27H204ZM204 28H203V29H204ZM218 28H220V27H218ZM229 28H231V26H230ZM241 28H242V29H241ZM2 29H3V27H2ZM6 29H7V28H6ZM8 29H9V28H8ZM14 29H15V28H14ZM17 29H18V28H17ZM34 29H35V28H34ZM36 29L39 30L38 27H37ZM46 29H47V28H46ZM49 29H48V30H49ZM52 29H53V28H52ZM52 29H51V30H52ZM55 29H56V28H55ZM55 29H54V30H55ZM57 29H58V28H57ZM74 29H75V28H74ZM80 29H79V30H80ZM82 29H83V28H82ZM82 29H81V30H82ZM89 29H90V28H89ZM101 29H100L99 31H101ZM108 29H107V30H108ZM112 29H113V27H112ZM116 29H117V28H114L113 30H116ZM119 29H120V28H119ZM119 29H118V30H119ZM131 29H132V28H131ZM134 29H133V30H134ZM140 29H141V28L139 27V30H140ZM159 29H160V28H159ZM165 29H166V27H164L163 30H165ZM169 29H170V27H169ZM169 29H166V30L168 31ZM172 29H173V28H172ZM185 29H187V28H185ZM192 29H191V30H192ZM223 29H224V28H223ZM231 29H232V28H231ZM3 30H4V29H3ZM11 30H13V29H11ZM48 30H46V31L49 32ZM58 30H59L60 32L64 31V29H61L62 31H61L60 29H58ZM85 30L88 31V29H85ZM85 30H83V32H85ZM104 30H105V29H104ZM107 30H105V31H107ZM120 30H123V27H122V29H120ZM128 30H129V28H128V29L125 28V31L128 32ZM133 30H132V31H133ZM136 30H137V29H135L134 31H136ZM149 30H150V29H149ZM204 30H205V29H204ZM206 30H207V29H206ZM209 30H210V29H209ZM220 30H221V29H220ZM4 31H6V30H4ZM9 31H10V30H9ZM24 31H25V30H22V32H24ZM29 31H31V30L29 29ZM33 31H34V30L32 29L31 32H33ZM35 31H36V30H35ZM40 31H42V30H40ZM40 31H38V32H40ZM69 31L71 32L72 30H69ZM73 31H74V30H73ZM73 31H72L71 33H74ZM75 31H76V30H75ZM91 31H93V30H91ZM91 31H90V32H91ZM97 31H98V30H97ZM105 31H104V32L101 31V32H99V33H100V34H101V33H102V34H103V33H106ZM110 31H111V30H110ZM110 31H109V32H110ZM137 31H138V30H137ZM140 31H141V30H140ZM140 31H138V32H139L140 34H142V31H141V32H140ZM147 31H148V30H146V31H144V32H147ZM152 31H153V30H152ZM174 31H176L175 28H174ZM177 31H179V30H177ZM180 31H181V30H180ZM180 31H179V32H180ZM200 31H201V30H200ZM200 31L197 30V33L199 34ZM210 31H211V30H210ZM213 31H215V29H214ZM217 31H218V30H217ZM217 31H215L214 34H216ZM225 31H226V30H224V32H225ZM231 31H232V30H231ZM242 31H243V30H242ZM14 32H17V31H14ZM19 32H20V31H19ZM22 32H21L20 34H25V32H24V33H22ZM38 32H37V33H38ZM65 32H68V31H65ZM80 32H81V31H80ZM83 32H81V35H83V34H82ZM118 32H119V31H118ZM157 32H160V31H157ZM169 32H170V31H169ZM188 32H189V31H188ZM194 32H196V31H194ZM205 32H207V31H205ZM205 32H204V34H205ZM220 32H221V31H220ZM220 32H219V33H220ZM226 32H227V31H226ZM8 33H9V32H8ZM10 33H12V32H10ZM27 33H28V32H27ZM40 33H43V32H40ZM40 33H39V34H40ZM57 33L59 34V32H57ZM57 33H55V34H56V37H55V38L58 37V36H57ZM62 33H63V32H62ZM62 33H60V35H61ZM68 33H69V32H68ZM86 33H87V32H86ZM88 33H89V32H88ZM94 33H95V32H94ZM111 33H112V31H111ZM111 33H109V34H110L109 36H111ZM114 33H115V32H113L112 34H114ZM123 33H124V32H123ZM139 33H137V34H139ZM149 33H150L149 35L152 34L151 32H149ZM163 33H165V32L163 31ZM172 33H173V32H170L169 34H172ZM176 33H177V32H176ZM189 33L192 34L191 31H190ZM189 33H188V34H189ZM211 33H213V32H211ZM219 33H218V34H219ZM235 33H236V32H235ZM18 34H19V33H18ZM29 34H31V33H29ZM43 34H44V33H43ZM43 34H41V35L44 36ZM47 34H48V33H47ZM51 34H52V33H51ZM51 34H50V35H51ZM79 34H80V33H79ZM84 34H85V33H84ZM95 34H96V33H95ZM118 34H120V32H119ZM157 34H158V33H157ZM159 34H160V33H159ZM159 34H158L157 36H159ZM177 34H182V33L180 32V33H177ZM184 34H186V37H189V36H187V35H188L187 33H184ZM191 34H189V35H191ZM195 34H196V33H195ZM195 34H193V35H195ZM218 34H217V35H218ZM221 34H223V33H221ZM237 34H238V33H237ZM0 35L3 36V34H0ZM6 35H7V34H6ZM34 35H35V34H34ZM60 35H59V36H60ZM67 35L70 36L69 34H67ZM76 35H77V34H76ZM97 35H98V34H97ZM97 35H96V36H97ZM104 35H106V37H107L108 34H104ZM115 35H116V34H115ZM115 35H113V36H114V39L116 38ZM121 35H122V34H121ZM128 35H129V32H128ZM143 35H144V36L146 35V37H149V36H147L148 34H146V33L143 34ZM155 35H156V34H155ZM162 35H163V34H162ZM164 35H165V34H164ZM167 35H168V34H167ZM167 35H166V36H167ZM175 35H176V34H174V36H173V35H172V36H173L174 38H176L177 35H176V36H175ZM200 35H202V34H200ZM208 35H209V34H208ZM212 35H213V34H212ZM223 35H224V34H223ZM223 35H222V36H223ZM226 35H227V34H226ZM1 36H0V40H2V39H1ZM4 36H5V35H4ZM28 36L33 37L32 39L34 40V36H33V35H28ZM36 36H37V35H36ZM39 36H40V35H39ZM48 36H49V34H48ZM53 36H55V35H53ZM62 36H64V38H65V37H66V33L62 34V35H61V38H63ZM100 36H102V35H100ZM109 36H108V37H109ZM123 36H125V35H123ZM123 36H122V38H124ZM126 36H127V35H126ZM135 36H136V35H135ZM144 36H143V37H144ZM203 36H204V35H203ZM210 36H211V35H210ZM213 36H214V35H213ZM219 36H220V34H219ZM219 36H218V37H219ZM10 37H11V36H10ZM21 37H22V36H21ZM24 37H25V35H24ZM44 37H46V36H44ZM74 37H75V36H74ZM74 37H73V38H74ZM90 37H93V39H95L94 36H90ZM106 37L104 36V37H98V38H103V39H104V38H106ZM139 37H140V35H139ZM139 37L136 36V39H137V38L139 39ZM150 37H154V35H151ZM168 37H169V36H167L166 38H168ZM170 37H171V36H170ZM173 37H172V39H173ZM186 37L184 36L185 40H183V38H181V40H183L182 42L187 41V40H186ZM190 37H192V36H190ZM201 37H202V36H201ZM5 38H6V37H5ZM11 38H12V39H11V41H12L15 37L12 36ZM53 38H54V37H53ZM58 38H60V37H58ZM58 38H57V39H58ZM64 38L61 39V40H64ZM73 38H71V39H73ZM78 38L80 39L79 36H78ZM78 38H77V39H78ZM82 38H83V37H82ZM109 38H110V37H109ZM117 38H118V36H117ZM119 38H120V37H119ZM122 38H121V39H122ZM128 38H129V37H128ZM128 38H127V39H128ZM155 38H156V37H155ZM161 38H163V37H161ZM166 38H163V39H166ZM208 38H209V36H208ZM214 38H215V37H214ZM224 38H225V37H224ZM224 38L222 39V41H223V40H227L226 38H225V39H224ZM40 39H41V36H40ZM106 39H107V38H106ZM106 39H105V40H106ZM129 39H130V38H129ZM142 39H143V38H142ZM168 39L170 40V38H168ZM172 39H171V41H172ZM191 39H193V38H191ZM195 39H196V38H195ZM18 40H19V41H18ZM20 40H23L24 43H25V41H27L26 39L16 38V40L14 39L12 42H16V41H17V42H19V44H21L23 41L21 42ZM33 40H31L30 43H32ZM44 40H47V39L44 38ZM59 40H60V39H59ZM59 40H58V41H59ZM67 40H69V39H67ZM73 40H74V39H73ZM97 40L99 41V40H101V39H97ZM97 40L95 39V41H97ZM105 40H104V41H105ZM110 40H111V39H110ZM116 40H117V39H116ZM152 40L155 41L154 39H152ZM157 40H158V39H157ZM159 40H161V39L159 38ZM169 40H168V41H169ZM173 40L176 41V40H180V39L178 38V39H173ZM210 40H211V39H209L208 42H209ZM212 40H217V39H212ZM29 41H30V39H29ZM29 41H27L28 44H30ZM36 41H37V40H36ZM36 41H35V43L33 42V44H36ZM39 41H40V40H39ZM51 41H52V40H51ZM51 41H49L50 43H47V45H48V44H51ZM54 41H57V40H54ZM58 41L56 42V44H57L56 46L59 45V50H61L62 47H60V45L62 46V44H60L61 41H59V43H58ZM65 41H66V40H65ZM69 41H70V40H69ZM74 41H75V40H74ZM111 41H114V40H111ZM118 41H119V43H120V40H118ZM121 41H122V40H121ZM127 41H129V40H127ZM130 41H132V40H130ZM144 41H145V40H144ZM146 41H147V38H146ZM153 41H152V42H153ZM188 41H189V40H188ZM206 41H207V40H206ZM220 41H221V40H220ZM220 41H219V42H220ZM222 41H221V42H222ZM5 42H6V41H5ZM17 42H16V43H17ZM20 42H21V43H20ZM41 42L44 43V41L41 39V41L38 42V45H40V46L42 45V47H44L43 45H46V44H45V43L42 44ZM46 42H48V40H47ZM75 42H76V41H75ZM75 42H73V43L75 44ZM78 42H81L82 44L86 43L85 41H84V43H83L82 41H79V40H78V41H77V44H81V43H78ZM87 42H88V41H87ZM90 42H91V41H90ZM90 42H89V43H90ZM99 42L101 43L102 41H99ZM106 42H108V41H106ZM116 42H117V41H116ZM123 42H125V40H124ZM135 42H136V41H134V43H135ZM140 42H141V41H140ZM142 42H143V41H142ZM142 42H141L140 44H142ZM152 42H151V39H150L149 43L153 44ZM156 42H157V41H156ZM163 42H164V41L162 40L161 43H163ZM165 42H166V40H165ZM176 42H177V41H176ZM179 42H180V43H178V44H181V41H179ZM194 42H195V41H194ZM213 42H214V41H213ZM213 42H211V43H213ZM215 42H217V41H215ZM221 42H220V43H221ZM226 42H227V41H226ZM7 43H8V42H7ZM10 43H11V42H10ZM16 43H15V44H16ZM39 43H41V44H39ZM53 43H54V45H55V42H53ZM62 43H63V42H62ZM66 43H67V41L64 42L63 44H66ZM103 43H104V42H103ZM114 43H115V41H114ZM114 43H111V42H110L109 44H110V45H111V44L114 45ZM117 43H118V42H117ZM127 43H129V42H127ZM127 43H126V44H127ZM136 43H137V42H136ZM136 43H135L133 46H135ZM138 43H139V42H138ZM144 43H145V42H144ZM144 43H143V45H145ZM147 43H148V42H147ZM161 43H160V44H161ZM189 43L191 44V42H189ZM192 43H193V41H192ZM197 43H199V39H198ZM200 43H201V41H200ZM205 43H206V42H205ZM217 43H218V42H217ZM217 43H215V44L217 45ZM251 43H252V42H251ZM251 43H250V44H251ZM0 44H1V45H0L1 47H0V48H2V44H3V43L0 42ZM5 44H6V43H5ZM8 44H9V43H8ZM8 44H6L5 47L8 46ZM19 44H16V45L19 46ZM33 44L30 45V47L32 46L31 49H30L29 47H27V46H29V45L25 46V47L29 48V49H26V48H25V51L27 50V51L29 52V51L31 50L30 52L32 53V50H33ZM71 44H72V43H71ZM97 44H98V45H101V44H99V43H97ZM109 44H108V46H105V48H106V47L108 48V47H109ZM124 44H125V43H124ZM124 44H123V45H124ZM129 44L132 46L133 43H132V44L129 43ZM129 44H128V45H129ZM140 44H138L139 47L143 46V45H140ZM151 44H150V46H151ZM165 44H166V48H167L168 45H167V43H165ZM172 44H173V43H172ZM174 44H175L176 46L178 45V44H176L175 42H174ZM174 44H173V46L175 47ZM185 44H186V43H185ZM202 44L204 45V43H202ZM250 44H249V45H250ZM11 45H12V44H11ZM21 45H23V44H21ZM25 45H26V44H25ZM36 45H37V44H36ZM38 45H37V46H38ZM47 45H46V46H47ZM66 45H68V44H66ZM66 45H65L64 47H66ZM93 45H94V43H93ZM93 45H92V46H93ZM95 45H96V43H95ZM102 45H105V44H102ZM106 45H107V44H106ZM115 45H119V44H115ZM128 45H126V46H128ZM156 45H157V43H156ZM169 45H170V44H169ZM186 45H189V44H186ZM211 45H212V44H211ZM213 45H214V44H213ZM220 45L224 46V49L226 50L225 46L227 45V43H226L225 45H223V43L220 44ZM254 45H255V44H254ZM256 45H257V44H256ZM37 46H36V47H37ZM49 46H50V45H49ZM49 46H48V47H49ZM52 46H53V45L50 46V47H51V48H50V50H51L50 53H51L52 51L59 52V51H57L58 49H56V48H58V47L52 48ZM69 46H70V45H69ZM69 46H67V47H69ZM85 46L87 47V46H89V45H88V44H85ZM126 46H123V48L126 47ZM136 46H137V45H136ZM136 46H135V47H136ZM150 46H146V47H145L146 49H148V47H149V49H150V50H149V51H150L149 53H151V51H152ZM161 46H164V43H163V45H161ZM173 46H172V47H173ZM179 46H180V45H179ZM191 46H193V45L191 44ZM200 46H201V45H200ZM206 46H207V48L209 47L207 44H206ZM214 46H215V45H214ZM218 46H219V44H218ZM222 46H219V47H222ZM5 47H4V45H3V48H5ZM14 47H15V46H14ZM34 47H35V46H34ZM36 47H35V48H36ZM64 47L62 48L63 51H60L59 53H62V52L64 53V51H65V48H64ZM71 47H72V46H71ZM78 47H80V45H78ZM89 47H90V46H89ZM94 47H95V46H94ZM96 47H97V49H98V46H96ZM100 47H101V46H99V48H100ZM103 47H104V46H103ZM103 47H101V48H103ZM119 47L121 48V46H119ZM119 47L117 46L115 49H119ZM128 47H129V46H128ZM128 47H127V48H128ZM139 47L136 48V49H133V52H134V50H138ZM158 47H159V46H158ZM198 47H199V46H198ZM203 47H204V46H203ZM203 47H202V48H203ZM211 47H212V46H211ZM219 47H218V48L216 47L217 49H219V52H218V50H217V51H215V53H217V52L220 53V51L223 49V48L221 49V48H219ZM248 47H251V46H248ZM252 47H253V45H252ZM3 48H2V49H3ZM9 48H10V47H9ZM19 48H20V47H19ZM45 48H47V47H45ZM90 48H92V47H90ZM107 48L105 49L106 51H107ZM109 48H110V47H109ZM113 48H114V46H112V47L110 48V49H112V50H110V52H112V51H116V50H113ZM127 48H126V49H127ZM133 48H134V47H133ZM152 48H156V46H154V47H152ZM160 48H161V47H160ZM169 48H170V46L168 47V49H165V51H168L169 53L174 52V51H172V49L169 50ZM175 48H176V47H175ZM190 48H191V47H190ZM205 48H206V47H205ZM209 48H210V47H209ZM229 48H230V47H229ZM2 49H1V50H2ZM6 49H7V48H6ZM11 49H12V48H11ZM17 49H18V48H17ZM22 49H24V48H22ZM41 49H42V48H41ZM41 49H40V50H41ZM54 49H55V50H54ZM72 49H73V48H72ZM76 49H77V48H76ZM79 49H81V48H79ZM85 49H86V48H85ZM103 49H104V48H103ZM103 49H101V50H103ZM130 49H131V48H130ZM141 49H144V48H141ZM178 49H179V48H178ZM178 49H177V50L174 49V50H175V51H178ZM185 49L188 50L189 47H188V48H185ZM193 49H194V48H193ZM193 49H192V50H193ZM196 49H197V48H196ZM210 49H211V48H210ZM220 49H221V50H220ZM224 49H223L222 51H225ZM232 49H233V48H232ZM248 49H249V48H248ZM252 49H253V48H250L249 50L252 51ZM36 50H37V49H36ZM36 50L33 51V52H34L33 54H35V55H36L37 52H39V49H38L37 52H36ZM46 50H47V52L49 51V49H45V51H46ZM69 50H70V47H69ZM89 50H91V49H89ZM94 50H95V49H94ZM98 50H100V49H98ZM121 50H122V49H121ZM123 50H125V49H123ZM131 50H132V49H131ZM144 50H145V49H144ZM153 50L155 51V49H153ZM160 50H161V49H160ZM190 50H191V49H190ZM203 50H205V49H203ZM234 50H236V49H234ZM249 50H248V53H249V55H250V53H252L253 51L250 52ZM7 51H8V49H7ZM12 51H13V49H12ZM27 51H26V54H28ZM79 51H80V50H79ZM86 51H88V49H86ZM95 51H96V50H95ZM95 51H93V52H95ZM103 51H104V50H103ZM106 51L103 52V53H107ZM141 51H142V50H141ZM141 51L139 50V52H134V53H137V54H138V53H140ZM195 51H198V50H195ZM201 51H202V50H201ZM207 51H209V50H207ZM213 51H214V50H213ZM226 51H227V50H226ZM226 51H225V52H226ZM228 51H229V49H228ZM230 51H231V50H230ZM236 51H237V50H236ZM1 52H2V51H1ZM1 52H0V56H1L2 59L0 58V60H3L4 56H7V55H4V56L2 57L3 54H1ZM4 52H5V51L3 50V53H4ZM15 52H16V51H15ZM30 52H29V53H30ZM47 52H46V53H47ZM83 52H85V51L83 50ZM88 52L90 53V51H88ZM91 52H92V51H91ZM96 52H97V51H96ZM100 52H101V51H100ZM100 52H99V53H100ZM108 52H109V51H108ZM126 52H127V50H126ZM133 52H132V53H133ZM143 52H144V51H143ZM147 52H148V50H147ZM147 52H146V53H147ZM152 52H153V51H152ZM156 52H158V51H156ZM161 52H163V49H162ZM186 52H187V51H186ZM191 52H192V51H191ZM231 52H233V50H232ZM231 52H230V53H231ZM12 53L15 54L14 52H12ZM12 53H11V54H12ZM40 53H41V52L37 53V55H38V54L40 55L39 57H41V55H43V54H40ZM43 53H45L44 50H43ZM46 53H45L44 55H46ZM52 53L54 54V52H52ZM52 53H51V54H52ZM81 53H82V51H81ZM89 53H88V54H89ZM103 53H102V54H103ZM113 53H115V56H116V54H118V53H120V52H118V53L113 52ZM121 53H123V52L121 51ZM129 53H130V52L128 51V54H129ZM132 53L129 54V55H131V57L128 56L127 54L125 55L126 58L122 56L123 59L125 58V61H127V59H128L127 56H128L129 58H132V59H133L134 57H132V56H135L136 54H134V53L132 54ZM141 53H142V52H141ZM163 53H165V52H163ZM183 53H184V52H183ZM183 53H182V54H183ZM189 53H190V52H189ZM189 53L187 52V54H189ZM199 53H200V52H199ZM213 53H214V52H213ZM215 53H214V55H215ZM253 53H254V52H253ZM4 54H5V53H4ZM48 54H49V52H48ZM92 54H93V57H94V56H95L94 53H92ZM100 54H101V53H100ZM111 54H112V53H109V55H111ZM142 54H144V53H142ZM142 54H141V55H142ZM165 54H166V53H165ZM175 54H176V53H175ZM175 54H174V55H175ZM179 54L182 55V54L179 53V51H178V55H179ZM185 54H186V53H185ZM187 54H186V55H187ZM193 54H194V53H193ZM207 54H208V53H207ZM209 54H210V53H209ZM221 54H222V55H220L219 57L223 56V53H222V52H221ZM233 54H234V53H233ZM18 55H21V54L18 53ZM29 55H30V54H29ZM29 55H28V56H29ZM31 55H32V54H31ZM44 55H43V56H44ZM57 55H58V54H57ZM67 55H68V54H67ZM79 55H81V54H79ZM103 55H104V56H103ZM103 55H102L103 57H106L105 55H108V54H103ZM109 55H108V57H109ZM112 55H113V54H112ZM149 55H153V53H152V54H149ZM149 55H147V56H149ZM155 55H157V54H155ZM155 55H153V56H155ZM158 55H159V56H158L159 58H161L162 56H165V55H161V57H160V53H159V52H158ZM178 55H177V56H178ZM180 55H179V57H180ZM194 55H196V54H194ZM197 55H198V56H195L194 58L199 57V54H197ZM212 55H213V54H212ZM228 55H229V54H228ZM230 55H231V54H230ZM234 55H235V54H234ZM254 55H255V54H254ZM254 55H253V56H254ZM11 56H12V55H11ZM21 56H22V55H21ZM33 56H34V55H33ZM46 56H47V55H46ZM48 56H49V55H48ZM48 56H47V57H48ZM53 56H55V55H53ZM60 56H61V55L59 54V57H60ZM65 56H66V54H65ZM70 56H72V54H71ZM87 56H88V55H87ZM90 56H91V55H90ZM90 56H89V58H88L89 61H91V60H90ZM102 56H101V57H102ZM115 56H114V57H115ZM142 56H146V55L144 54V55H142ZM177 56H176V58H174V57H175V56H174L173 59H175V60L178 61V58H179V57L177 58ZM189 56L191 57V55H189ZM189 56H188V57H189ZM201 56H203V55H201ZM224 56H225V55H224ZM224 56H223V57H224ZM232 56H233V55H232ZM7 57H8V56H7ZM12 57H13V56H12ZM17 57H18V56H17ZM39 57H38V58H39ZM47 57H46V58H47ZM51 57H52V56H51ZM61 57H62V56H61ZM67 57H69V56H67ZM85 57H86V56H85ZM118 57H119V56H118ZM118 57H117V58H118ZM135 57L137 58V56H135ZM138 57L140 58L141 56H138ZM168 57H169V56H168ZM192 57H193V56H192ZM211 57H213V56H211ZM223 57H222V58H223ZM18 58H19V57H18ZM23 58H25V57H23ZM23 58H22V59H23ZM35 58H36V57H35ZM35 58H34V59H35ZM41 58H42V57H41ZM49 58H50V56H49ZM53 58H54V57H53ZM62 58H63V57H62ZM70 58H71V57H70ZM91 58H92V57H91ZM96 58H99V59H97V60L101 61V63H102V60L100 59L99 54H98V56H95L93 59H96ZM109 58H111V56H110ZM109 58H108V60H110ZM141 58H142V57H141ZM141 58H140V59H141ZM151 58H153V57H151ZM159 58H158V59H159ZM181 58H183V57H181ZM194 58H193V59H194ZM199 58H200V57H199ZM199 58H198V59H199ZM204 58H205V57H204ZM207 58H208V57H207ZM213 58H214V57H213ZM222 58H221V60H223ZM230 58H231V57H230ZM230 58H229V59H230ZM232 58H233V57H232ZM7 59L10 61L9 58H7ZM14 59H15V58H14ZM20 59H21V57H20ZM22 59H21V61H22ZM58 59H59V58H58ZM65 59H66V58H65ZM65 59H64V60H65ZM68 59H69V58H68ZM68 59H66V60H68ZM73 59H74V57H73ZM80 59H81V58H80ZM93 59H92V60H93ZM113 59L115 60V58L112 57L111 60H113ZM118 59H119V58H118ZM118 59H116V60H118ZM132 59H130V61H129V60H128V61L133 63L134 60H132ZM140 59H137V60L140 61ZM142 59H143V60H142ZM142 59H141V60L144 61L143 64H145V63L148 61V58H147V57H146L147 60L144 59V58H142ZM161 59H163V58H161ZM169 59H171V58H167L166 60L169 61V62L172 61V60H169ZM183 59H184V58H183ZM187 59H188V58H187ZM193 59H191V60H193ZM196 59H197V58H196ZM205 59H206V58H205ZM208 59H209V58H208ZM215 59H216V57H215ZM215 59H214V60L211 59V60H212V61H216V60H218V59H216V60H215ZM226 59H227V58H226ZM245 59H246V58H245ZM4 60H6V59L4 58ZM11 60H12V59H11ZM15 60H16V59H15ZM27 60H28V59H26V61H27ZM41 60H42V59H41ZM43 60H45V58H44ZM55 60H57L56 57H55ZM108 60H107V63H108V64H109V62L111 63V61L108 62ZM114 60H113V61H114ZM137 60H136V61H137ZM151 60H152V59H151ZM155 60H156V58H155ZM155 60L153 59L152 61L155 62ZM166 60H165V57H164V61H166ZM184 60H186V59H184ZM189 60H190V58H189ZM189 60H188V61H189ZM191 60H190V61H191ZM231 60H232V59H231ZM9 61H0V78H1V74H3V75L6 74L5 76H7V74L9 73V72H6V71H5L6 73H4V72H3L4 70L8 69L7 71H10L9 69H14V68H12V64H11V62L13 63L14 60H12V61H10V62H9ZM28 61H29V60H28ZM28 61L26 62L27 64H29ZM51 61H52V59H51ZM53 61H54V60H53ZM57 61H58V60H57ZM57 61H54V62H57ZM81 61H82V60H81ZM93 61H94V60H93ZM113 61H112V62H113ZM119 61H120V60H119ZM125 61H120V63H121V62H125ZM136 61H134V62H136ZM161 61H162V60H158L157 62L160 63ZM180 61H182V60H180ZM180 61H179V62H180ZM198 61H201V60H198ZM206 61H207V60H206ZM209 61H210V59H209ZM212 61H210L209 63H212ZM243 61H245V60H243ZM243 61H240V59H239V62L244 63ZM17 62H19V61H17ZM17 62H16V61L14 62L16 65H15V66L13 65V67H19V66L17 65V64H18ZM31 62H32V61H31ZM36 62H39V60L37 59ZM46 62H48V61L45 60V61H44V64H45ZM67 62H70V60H68ZM71 62H72V61H71ZM76 62H77V61H76ZM94 62H96V61H94ZM105 62H106V61H104L103 63H105ZM149 62H150V61H149ZM154 62H152V63H154ZM162 62H163V61H162ZM179 62H178V64H177L178 66H179V64H180ZM182 62H183V61H182ZM191 62H195V61H191ZM191 62H190V63H191ZM203 62H204V61H203V59H202V63H203ZM218 62H219V63H217V61H216V64H218V65H219V64L223 65V62H220V61H218ZM224 62H226V61H224ZM248 62H249V61H248ZM248 62L245 61V63L249 64ZM9 63L11 64V67H9V66H10ZM22 63H23V62H21L20 64H22ZM32 63H34V64H38V63H35L34 61H33ZM62 63H65V62H62ZM86 63H88V62H85V64H86ZM113 63H114V62H113ZM116 63H117V62H116ZM116 63L113 64V65H114V69H113V72H111L113 75L109 73V74L112 75V76H114V74H115L114 70L116 69L117 66H121V65H123L122 67H126V66H124V64L117 63V65H116ZM150 63H151V62H150ZM155 63H156V62H155ZM163 63L166 64V62H163ZM163 63H162V64H163ZM170 63L174 66V62H170ZM183 63H184V62H183ZM186 63H187V62H186ZM195 63L197 64V62H195ZM40 64H41V66H42V63H40ZM44 64H43V65H44ZM46 64H47V63H46ZM74 64H75V63H74ZM83 64H84V63H83ZM95 64H96V63H95ZM95 64H94V65H95ZM119 64H120V65H119ZM127 64H128V63H126L125 65H127ZM188 64H189V63H188ZM213 64H215V63L213 62ZM226 64H227V63H226ZM236 64H237V63H236ZM247 64H245L246 67L248 66ZM23 65H24V63H23ZM23 65H22V66H23ZM30 65H31V64H30ZM30 65H28V66H30ZM32 65H33V64H32ZM54 65H56V64L54 63ZM66 65H69V64L67 63ZM76 65H77V64H76ZM88 65H89V63H88ZM96 65H98V64H96ZM96 65H95V66H96ZM100 65H101V64H99V66H100ZM103 65L106 66V64H102V66H101L102 68L105 67V66H103ZM113 65H111V66H113ZM129 65H130V64H129ZM133 65H135V67H138L137 65H139V63L137 62V64H132V66H133ZM140 65H141V63H140ZM159 65H161V64H158V66H159ZM169 65H170V64H167V65H164V66H168V67H170ZM181 65H182V63H181ZM181 65H180V66H181ZM189 65H190V64H189ZM193 65H194V63H193ZM201 65H203V64H201ZM210 65H211V64H210ZM221 65H220V66H221ZM233 65H234V64H233ZM238 65H239V63H238ZM20 66H21V65H20ZM45 66L47 67L48 64L45 65ZM49 66H51V65H49ZM71 66H73V65L70 64L68 67H71ZM82 66H83V65L81 64V67H82ZM86 66H87V64L85 65V67H86ZM115 66H116V67H115ZM142 66H144V65H142ZM146 66L148 67V65H146ZM155 66H157V65H155ZM155 66H154V67H155ZM158 66H157V68H158ZM161 66H162V65H161ZM197 66H198V65H197ZM204 66H206V64H205ZM224 66H225V65H223V67H224ZM236 66H237V65H236ZM240 66H244V64H243V65H240ZM25 67H26V64L24 65V68H25ZM33 67H34V66H33ZM51 67H52V66H51ZM51 67H50V68H51ZM60 67H62V65L59 66V69H60ZM63 67H65V66H63ZM68 67H67V69H68ZM74 67H75V66H74ZM76 67L80 68L79 66H76ZM85 67H84V68H85ZM87 67L92 68L90 65L87 66ZM101 67H98V68H101ZM109 67H110V66H109ZM129 67H130V66H129ZM129 67H128V69H129ZM144 67H145V66H144ZM144 67H143V68H144ZM147 67H146V68H147ZM149 67L151 68V66H149ZM159 67H160V66H159ZM168 67H167V68H168ZM175 67H176V66H175ZM186 67H188V66H186ZM193 67H194V66H193ZM198 67H199L198 70L201 69V68H200V64H199ZM210 67H211V66H210ZM218 67H219V66H218ZM221 67H222V66H221ZM39 68H40V66H39ZM42 68H43V67H42ZM42 68H40V70H41ZM50 68H49V69H50ZM57 68H58V67H57V65H56V69H57ZM78 68H77L76 70H80V69H78ZM82 68H83V67H82ZM90 68H88V69H90ZM98 68H96V69H98ZM106 68H108V66H106L103 70H105ZM119 68H120V67H119ZM126 68H127V67H126ZM163 68H164V67H162V69H163ZM208 68H209V66H208ZM225 68H226V67H225ZM231 68H232V67H231ZM240 68H241V67H240ZM243 68H244V67H242V70H243ZM16 69H18V68H16ZM16 69H14V71H16ZM20 69H21V67H20ZM20 69H18V70H20ZM28 69H29V67H28ZM33 69H34V68H33ZM52 69H54V68H52ZM71 69H73V68L71 67ZM93 69H95V68H93ZM110 69L112 70L111 67H110ZM128 69H126V70H128ZM130 69H132V68H130ZM139 69H141V68H139ZM144 69H145V68H144ZM144 69L139 70V72H142V71L145 72ZM155 69H156V68H155ZM155 69H152V70L154 71ZM168 69H169V68H168ZM168 69H166V70H168ZM171 69H172V67H171L169 70H171ZM179 69H181V67H180ZM190 69H192V68H189V70H190ZM193 69H195V68H193ZM193 69H192V70H193ZM204 69H206V68H204ZM204 69H202V70L204 71ZM210 69H211V68H210ZM210 69H209V70H210ZM213 69H214V68H213ZM219 69H222V68H219ZM234 69H235V68H234ZM244 69H245V68H244ZM246 69H248V67H247ZM18 70H17V71H18ZM40 70H39V71H40ZM42 70H43V69H42ZM57 70H58V69H57ZM60 70H61V69H60ZM62 70H63V68H62ZM86 70H87V69H82L81 71H78V72H82V74H83V72H86V73H87L88 71H86ZM99 70H100V71H99ZM99 70H98V72H101L102 69H99ZM122 70H123L124 72L126 71V70H124V68H123ZM122 70H121V71H122ZM133 70H134V69H133ZM145 70H146V69H145ZM152 70H151V71H152ZM157 70H159V69H157ZM169 70H168V71H169ZM176 70H177V67H176ZM181 70H184V69L182 68ZM185 70H187V69H185ZM185 70H184V71H185ZM196 70H197V68H196ZM198 70H197V72H198ZM228 70H229V68H228ZM232 70H233V69H232ZM14 71L11 70L12 75H14V74H13ZM20 71H21V70H20ZM20 71H18L19 73L17 72L16 75H17V74H21ZM28 71H29V70H28ZM45 71H46V70H45ZM50 71H51V70H50ZM50 71H49V72L46 71V72L50 73ZM54 71H55V70H54ZM65 71H66V73H67L69 70H68V71L65 70ZM71 71H73V70H71ZM91 71H93V70H91ZM91 71H90V72H91ZM96 71H97V70H95V73L98 74V72H96ZM121 71L119 70L120 75L122 74ZM135 71H137V68L135 69ZM146 71H148L147 73H149V68H148ZM153 71H152V72H153ZM160 71H161V69H160ZM205 71L207 72L208 70H205ZM221 71H222V70H221ZM224 71H225V69H224ZM229 71H230V70H229ZM11 72H10V74H11ZM21 72H22V71H21ZM52 72H53V70H52ZM52 72H51V73H52ZM57 72H59V71H57ZM102 72H103V73H101V74L104 75V73H108V69H106L105 72H104V71H102ZM116 72H117V71H116ZM124 72H123V73H124ZM156 72L159 73L158 71H155V73H156ZM162 72H165V71L163 70ZM170 72H171L172 75H174V77H175V73H176V74H177V72L180 73V71H178V70H177L175 73H172L173 71H170ZM191 72H192V71H191ZM191 72H190V73L188 72V74H191ZM194 72H195V71H194ZM230 72H231V71H230ZM236 72H237V71H236ZM236 72H235V73H236ZM25 73H28V72H27V71H26V72H23V73H22V77H23V74H25ZM42 73H45V72H41V73H40V74L43 76L44 74H42ZM61 73H63V72H61ZM64 73H65V72H64ZM66 73H65V75H66ZM73 73H74V72H73ZM86 73H85V75H86ZM91 73H92V72H91ZM117 73H118V72H117ZM130 73H131V75H133V76L135 75V74H134L135 72L133 73V71H132V72H129V73L127 72V75L130 74ZM136 73H138V72H136ZM147 73L145 72L144 74L146 75ZM150 73H151V72H150ZM150 73H149V74H150ZM155 73H154V74H155ZM168 73H169V72H168ZM208 73H211V72H207V76H208ZM213 73H214V72H213ZM213 73H212V74H213ZM215 73H216V72H215ZM36 74H37V73H36ZM52 74H54V72H53ZM57 74H59V73H57ZM68 74H71V73L68 72ZM79 74H81V73H79ZM109 74H107V76H108ZM149 74H148V75H149ZM152 74H153V73H152ZM182 74H183V73H182ZM182 74H181V76H183ZM194 74H195V73H194ZM198 74H199V73H198ZM203 74H204V73H203ZM216 74H217V73H216ZM237 74H238L237 76L241 75V74H239V73H237ZM34 75H35V73H34ZM48 75L50 76V74H48ZM60 75H61V74H60ZM60 75H59V76H60ZM62 75H63V74H62ZM73 75H74V77H78V76H75V74H73ZM89 75H90V74H89ZM95 75H96V74H95ZM115 75H116V74H115ZM123 75H124V74H122V76H123ZM127 75H126V78H127ZM142 75H143V73H142ZM157 75H158V74H157ZM164 75H166V73H164ZM164 75L162 74V76H164ZM213 75H215V74H213ZM213 75H212V76H213ZM222 75H225V74H222ZM233 75H234V74H233ZM233 75H231V77H232ZM5 76H3V78H2L3 80H0V82L3 81V82H1L2 85H3L4 82H5L4 80L7 78V77H5ZM10 76H11V75H10ZM10 76H8V79H6V80H7L6 83H7V82H11L14 78L17 77V76L15 77V75H14V78H13V79H9ZM36 76L42 77V76H40L39 74L36 75ZM49 76H47V77L49 78ZM53 76H54V75H53ZM55 76H56V75H55ZM70 76H71V75H70ZM80 76H81V75H80ZM87 76H88V75H87ZM112 76H111L110 78H112ZM117 76H118V75H117ZM124 76H125V75H124ZM124 76H123V77H124ZM136 76H137V77H138V76L141 77V76H140V73H138V75H136ZM136 76L134 77L135 79H137ZM150 76H151V75H150ZM152 76H154V75H152ZM168 76H169V79H170V76H171V75H168ZM179 76H180V75H179ZM179 76H178V77H179ZM189 76H191V75H189ZM195 76H197V75H195ZM201 76H202V75H201ZM203 76L206 77V75H203ZM212 76H211V77H212ZM225 76H226V75H225ZM225 76H224V77H225ZM227 76H228V75H227ZM227 76H226V77H227ZM11 77H13V76H11ZM24 77H26V76L24 75ZM31 77H32V76H31ZM47 77L45 76V78H47ZM50 77H51V76H50ZM61 77H62V76H60V78H61ZM63 77H64V76H63ZM67 77H68V75H67ZM67 77H66V78H67ZM72 77H73V76H72ZM83 77H84V74H83ZM85 77H86V76H85ZM85 77H84V79H85ZM100 77H101V75H100ZM100 77H98V78H100ZM108 77H109V76H108ZM118 77H120V76H118ZM118 77H116V78H118ZM142 77H143V76H142ZM154 77H157V76L155 75ZM159 77H160V76H159ZM165 77H166V76H165ZM176 77H177V76H176ZM192 77H193V76H191V78H192ZM226 77H225V78H226ZM234 77H235V75H234ZM234 77H233V78H234ZM243 77H244V75H243ZM4 78H5V79H4ZM27 78H28V77H27ZM29 78H30V77H29ZM32 78H33V77H32ZM48 78H47V79H48ZM51 78H52V77H51ZM57 78H58V77H57ZM79 78H80V77H79ZM94 78H95V77H94ZM94 78H93V81H94ZM98 78H97V79H98ZM110 78H109V79H110ZM126 78H124V79H126ZM147 78L150 79L151 77L149 78V77L147 76ZM162 78H164V77H162ZM172 78H173V76H172ZM194 78H195V77H194ZM197 78H199V77H197ZM197 78H196V79H197ZM207 78L209 79V76H208ZM215 78H217V76H216ZM215 78H214V79H215ZM221 78L223 79V76H222ZM225 78H224V79H225ZM229 78H230V77H229ZM233 78H232V79H233ZM236 78H237V77H236ZM236 78H235V80H236ZM238 78H239V77H238ZM238 78H237V79H238ZM16 79H17V78H16ZM16 79L13 80L12 83H14V84H19V83H16V82H18ZM20 79H21V75H20V78H19L18 80H20ZM42 79H44V78H42ZM54 79H56V78H54ZM62 79H63V78H62ZM68 79H70V78H68ZM71 79H72V78H71ZM100 79H101V78H100ZM103 79H104V78H103ZM103 79H102V80H103ZM112 79H115V78H112ZM120 79L122 80V77H120ZM138 79H140V78H138ZM144 79H145V80H144V81H145L144 85H145L146 82H148L149 80L146 81V77H145ZM167 79H168V77H167ZM173 79H174V78H173ZM176 79H177V78H176ZM196 79H193V81L196 80ZM212 79H213V78H212ZM218 79L220 80L219 77H218ZM218 79H217L216 81L214 80V81L216 82L215 84H217ZM224 79H223V80H224ZM239 79H240V78H239ZM8 80H10V81H8ZM26 80H27V79H26ZM29 80H30L29 82H31V81L34 82V81H35L34 79H32V80L29 79ZM33 80H34V81H33ZM44 80H45V79H44ZM48 80H49V79H48ZM63 80L65 81V79H63ZM75 80H76V79H75ZM78 80H79V79H78ZM81 80H83V79H81ZM87 80H88V79H87ZM121 80H120V81H121ZM129 80H131V79H129ZM150 80H151V79H150ZM191 80H192V79H191ZM230 80H231V79H230ZM233 80H234V79H233ZM235 80H234V83H235ZM241 80H242V79H240V81H241ZM244 80H245V79H244ZM14 81H16V82H14ZM22 81H25V80L22 79L21 82L19 81L20 84L23 83ZM46 81H47V80H46ZM52 81H54V80H52ZM57 81H58V80H57ZM64 81H63V82H64ZM68 81H69V80H67L66 82H68ZM89 81H90V80H89ZM96 81H97V80H96ZM100 81H101V80H100ZM104 81H105V80H104ZM115 81H116V79H115ZM115 81H114V82H115ZM118 81H119V79H118ZM138 81H139V80H137V82H138ZM151 81H152V80H151ZM169 81H170V80H169ZM188 81H189V80H188ZM193 81H192V82H193ZM197 81H199L201 84H202V82H206L205 80H202V81H201V79H200V80H197ZM221 81H222V80H221ZM225 81H226V80H225ZM227 81H229V79H227ZM32 82H31V83H32ZM36 82H37V81H36ZM50 82H51V81H50ZM50 82H48V83H50ZM54 82H55V81H54ZM59 82H60V81H59ZM112 82H113V81H112ZM126 82H127V81H126ZM126 82H125V83H126ZM141 82H142V81H141ZM153 82H155V81H153ZM161 82H162V81H160V83H161ZM195 82H196V81H195ZM218 82H219V81H218ZM231 82H232V81H231ZM231 82H230V83H231ZM43 83L45 84V82H43ZM55 83H57V82H55ZM70 83H71V82H70ZM85 83H87V81H86ZM92 83H94V82H92ZM102 83H104V82H102ZM102 83H101V84H102ZM106 83H107V82H106ZM106 83H105V84H106ZM108 83H111V82L108 80ZM125 83H124V84H125ZM177 83H178V82H177ZM177 83H175V84H177ZM180 83H181V81H180ZM224 83L226 84V82H224ZM7 84H10V83H7ZM20 84H19V86H20ZM24 84H25V83H24ZM24 84H23V85L21 84L22 89H23V86H25ZM29 84H30V83H28V86H30ZM32 84H34V83H32ZM36 84H37V83H36ZM40 84H42V83H40ZM44 84H43V86H44ZM97 84H99V83H97ZM119 84H120V83H119ZM147 84H149V83H147ZM147 84H146V85H147ZM153 84H154V83H152V86L154 87L155 85H153ZM155 84H157V83H155ZM175 84H173V85H175ZM186 84H188V83L186 82ZM197 84H198V83H197ZM201 84H199V85H201ZM220 84H221V83H220ZM225 84H224V85H225ZM231 84H232V83H231ZM237 84H239V83H237ZM246 84H247V83H246ZM246 84H245V85H246ZM34 85H35V84H34ZM34 85H33V86H34ZM45 85H46V84H45ZM49 85H50V84H49ZM54 85H57V84H54ZM59 85H61V84H59ZM66 85H70V84H67V83H66ZM88 85H90L89 87H92V88L94 87L93 85L91 86L90 83H88L86 86H88ZM114 85H115V83H114ZM149 85H150V84H149ZM165 85H166V83H165ZM168 85H171V83H168ZM181 85H182V84H181ZM202 85H204V84H202ZM205 85H206V84H205ZM210 85H211V84H210ZM213 85H214V84H213ZM234 85H236V84H234ZM240 85H241V84H240ZM247 85H248V84H247ZM247 85H246V86H247ZM257 85H258V84H257ZM261 85H262V84H261ZM261 85H259V86H261ZM0 86H1V85H0ZM16 86H17V85H16ZM33 86L28 87V88H27L28 92H27V93L24 92V94H23L21 91H25L24 89H26L27 85H26V87H24V89L21 90V91L19 90V87L16 88V87L14 86V88H16L17 90H19V91L22 93V94H21V93H17V92H19V91L16 92V90L13 88V84H12V86H11V85H10V86H9V85H8V86H5V84H4L3 87H5V89H6V87H8V89H9V87H11V88H13L14 92H16V93L13 94L14 92L11 91L12 89L10 88L11 90L9 89V91L12 92V93H11L12 96H11V94L9 95L10 92H7V89L5 90V89H3L2 86H1V88H2L3 90L0 89V91L2 90L3 92H4V91L6 92V93H3V92H2V94H4V95H5V94H6V95L8 94V96H11V100L13 99V95L15 96L16 94H18V96H20V97L18 98V96H16V99H17V100L15 99L16 101L13 100V102L11 103L12 106H13V104H14V108H15L16 111H17V112H16V111H14V112L12 111L13 114H11L12 112L9 111V110H11V109L14 110L13 107L11 108V106H10V108H9V106H8L9 109H7L6 106L3 107L1 104H0V106H2L3 108H6V109L9 111L8 113L11 114V116L14 115V114H16V115H14V116H17V113L19 112L18 110H19V109H23V107H25V109H24L23 111H22V110H21V111H22V112H25V113H23V114H26V115H27V113H26L27 111H25L26 108H29V107H30V108L32 109V107H34L33 105L37 106L38 103H39V105H38L37 107L41 106V105H42L41 102L45 101L44 99H45L47 96H49L48 92H47V93L45 92V91H47L48 88H46V90H45V88L43 89V88H41V87H43V86H41V87H40V88L42 89V91H41V90H38V88H39V86H38V87H36V88H37V89H36L37 91H36V90H34V89H35V88H34L35 86H34V87H33ZM61 86H62V85H61ZM61 86H58V87L60 88ZM70 86L73 87V84L70 85ZM76 86L78 87V85H76ZM99 86H100V85H99ZM102 86H104V85H102ZM122 86H124V85H123V82H122ZM126 86H127V84H126ZM128 86H131V84L128 85ZM156 86H157V85H156ZM156 86H155V87H156ZM166 86H167V85H166ZM189 86H192V88H193V85H190V82H189ZM189 86L187 85L186 88H188ZM208 86H209V85H208ZM211 86H212V85H211ZM214 86H215V85H214ZM214 86H213V87H214ZM218 86H219V84H218ZM227 86H228V85H227ZM229 86H230V85H229ZM236 86H237V85H236ZM242 86H243V84H242ZM242 86H240V87H242ZM48 87H49V86H48ZM50 87H51V86H50ZM50 87H49L48 90H50ZM52 87H53V86H52ZM52 87H51V88H52ZM55 87H56V86H55ZM82 87H83V86H82ZM95 87H96V85H95ZM109 87H110V86H109ZM109 87H108V88H109ZM119 87L122 88L121 86H119ZM134 87H135V86H134ZM140 87H141V86H140ZM149 87H150V86H149ZM157 87H160V86H157ZM157 87H156V88H157ZM180 87H181V86H180ZM202 87H203V86H202ZM202 87H201V89L204 88V87H203V88H202ZM216 87H217V86H215L214 89H217ZM240 87H239V88H240ZM20 88H21V87H20ZM29 88H31V89L34 88L33 90H34L35 93L32 92V94H35V96H34L35 98H37V97L39 96L38 94L44 92V93L42 94L43 96L40 94V97H44V96H45L44 94H46L45 98H41V100H43V101L39 100L40 98L37 99L38 101H37V100H36V101H35V100H34V101H31V99H33V97H31V98H29L30 100H28V98H24V99H26V102H27V101H29V102L31 101V102H33L34 104H31V102H30V104L26 103V104H28V105H26V104L24 105V103H17L18 99H20V98L22 99V97H21L22 95H25L26 97H27V95H29V94L31 95L30 91H33V90H31V89L29 90ZM86 88H87V87H86ZM103 88H104V87H103ZM103 88H102V89H103ZM105 88H107V85L105 86ZM105 88H104V89H105ZM123 88H124V87H123ZM131 88H132V87H131ZM135 88H136V87H135ZM151 88H152V87H151ZM162 88H165V89H166L167 87H161V89H162ZM170 88H171V87H170ZM189 88L191 89V87H189ZM195 88H199V89H200V87H194V89H195ZM209 88H211V87H209ZM219 88H222V87H219ZM223 88H224V87H223ZM223 88H222V89H223ZM236 88H237V87H236ZM244 88H245V87H244ZM247 88H248V87H247ZM249 88H250V87H249ZM263 88H264V87H263ZM61 89H62V88H61ZM61 89H60V92L63 91V90H61ZM66 89H67V87H66ZM73 89L76 90L75 87H74ZM73 89H72V90H73ZM87 89H88V88H87ZM87 89H86V90H87ZM98 89H100V88H97V89L95 88L96 91H98ZM116 89H117V88H116ZM116 89H114V90L116 91ZM124 89H125V88H124ZM124 89L121 90V91H124ZM126 89H127V88H126ZM128 89H130V87H128ZM133 89H134V88H133ZM133 89H132V90H133ZM137 89H138V87H137ZM137 89H136L135 91H137ZM182 89H183V88H182ZM207 89H208V88H207ZM211 89H213V88H211ZM228 89L230 90V87H229ZM241 89H242V88H241ZM43 90H45V91H43ZM51 90H52V89H51ZM79 90H80V89H79ZM79 90H78V91H79ZM83 90H84V88H83ZM91 90H92V89H91ZM91 90H90V92H91ZM95 90H94V92H95ZM106 90H108V89H106ZM138 90H139V89H138ZM147 90H149V89H147ZM154 90H155V89H154ZM157 90H159V89L157 88ZM157 90H155V91L157 92ZM162 90H163V89H162ZM167 90H168V89H167ZM176 90H177V89H176ZM176 90H175V88H174V91H176ZM186 90H187V89H186ZM196 90H198V89H196ZM220 90H221V89H219L218 92H220ZM236 90H237V89H236ZM242 90H243V89H242ZM242 90H241V91H242ZM254 90L257 91V89H254ZM254 90H253V91H254ZM259 90H260V89H258V91H259ZM262 90H264V89H261V91H262ZM40 91H41V92H40ZM65 91H66V90H65ZM69 91H70V90H69ZM76 91H77V90H76ZM87 91H88V90H87ZM112 91H113V90H110L111 93H112ZM160 91H161V90H160ZM160 91H159L157 94H159ZM164 91H166V90H164ZM183 91H184V90H183ZM190 91H191V90H190ZM206 91L209 92V90H206ZM223 91H224V94H225V91H226V90L223 89ZM223 91H221V92L223 93ZM241 91H240V92H241ZM255 91H254V92H255ZM261 91H260V92H261ZM38 92H40V93H38ZM50 92H51V91H50ZM52 92H53V91H52ZM56 92H58L57 89H56ZM88 92H89V91H88ZM107 92H108V91H107ZM125 92H126V91H125ZM127 92H128V91H127ZM127 92H126V93H127ZM129 92H130V91H129ZM131 92H132V91H131ZM133 92H134V91H133ZM150 92H151V90H150ZM152 92H153V91H152ZM162 92H163V91H162ZM169 92H170V89H169ZM197 92H198V91H197ZM201 92H203V91H201ZM204 92H205V90H204ZM213 92H214V91H213ZM213 92H210V93H213ZM260 92H259V93H260ZM0 93H1V92H0ZM28 93H29V94H28ZM54 93H55V91H54ZM67 93H68V92H67ZM74 93H75V92H74ZM85 93H86V92H85ZM95 93H96V92H95ZM95 93L93 94V92H92L93 95H96L98 92H97L96 94H95ZM99 93L101 94V92H99ZM103 93H105V92H103ZM117 93H118V92H117ZM117 93H116V94H117ZM153 93H155V92H153ZM179 93H180V94H183V93H181V91H180ZM188 93H189V92H188ZM198 93H199V92H198ZM226 93H227V92H226ZM255 93H256V92H255ZM262 93H263V92H262ZM19 94H20V95H19ZM50 94H51V93H50ZM55 94H56V93H55ZM61 94H66V93L63 92V93H61ZM75 94H76V93H75ZM80 94H81V97H82V96H83V95H82V90H81V93H80ZM86 94L89 95L90 93H86ZM100 94H98V95H100ZM112 94L115 95V93H112ZM122 94H123V93H121V94H119V95H120V96H123ZM127 94H128V93H127ZM136 94H137V93H136ZM136 94H135V95H136ZM157 94H155V95L157 96ZM163 94H165V93H163ZM171 94H172V93H171ZM173 94H174V93H173ZM202 94H203V93H202ZM30 95H29V96H30ZM52 95H53V94H52ZM57 95H58V96H57ZM69 95H70V97H72L73 94H72V95L69 94ZM93 95H92V96H89V97H91V98H92V97H95V96H93ZM98 95H97V96H98ZM106 95H107V93H106ZM108 95H109V94H108ZM114 95H113V96H114ZM129 95H130V94H129ZM144 95H146V94H144ZM147 95H149V94H147ZM159 95H160V94H159ZM161 95H162V94H161ZM161 95H160L159 97H161ZM169 95H170V94L168 93V96H169ZM176 95H177V94H176ZM220 95H221V94H220ZM249 95H250V94H249ZM260 95H262V94H260ZM1 96H2V95H0V97H1ZM8 96H7V97H8ZM25 96H24V97H25ZM56 96L59 97L60 94L57 93ZM62 96H67V95H62ZM62 96H61V97H62ZM84 96H85V95H84ZM100 96H103V95H100ZM132 96H133V94H132ZM162 96H163L162 98H164V96H166V95H162ZM168 96H167V97H168ZM177 96H178V95H177ZM183 96H185V95H183ZM189 96H190V95H189ZM189 96H188V97H189ZM192 96H193V95H192ZM194 96H195V95H194ZM198 96H200V95H198ZM198 96H196V97H198ZM223 96L225 97V96H227V94H225V95H223ZM2 97H3L4 100H2L3 102H2V101H0V102H2V103L6 102V104H7V103H8V101L6 100L7 97H6V98H5V96H2ZM2 97H1V98H2ZM49 97H50V99H51V96H49ZM68 97H69V96H68ZM70 97H69V98H70ZM75 97H76V96H75ZM75 97H73V98H75ZM138 97H139V96H138ZM148 97H150V96H148ZM157 97H158V96H157ZM174 97H175V96H172V98H170V99L173 100ZM179 97H180V96H179ZM207 97H208V96H207ZM207 97H206L205 99H207ZM55 98H56V97H55ZM65 98H67V97H65ZM69 98H68V99H69ZM87 98H88V96H87ZM105 98H106V97L104 96L103 99H105ZM111 98H112V95H111ZM153 98H154V97H153ZM181 98H182V97H181ZM183 98H184V97H183ZM189 98H190V97H189ZM192 98H195V97H192ZM192 98H191V101H192ZM228 98H229V97H228ZM262 98H264V96H263ZM8 99H9V98H8ZM21 99H20L19 101H23V100H24V99H22V100H21ZM46 99H47V98H46ZM61 99L63 100L64 97H62ZM85 99H86V97H85ZM94 99H95V98H94ZM94 99H93V100H94ZM114 99H115V98H114ZM129 99H130V97L128 98V100H129ZM132 99H133V97H132ZM139 99H140V98H139ZM139 99H138V100L135 99V100H136V101H139ZM142 99H144V97H142ZM147 99H148V98H146V100H147ZM154 99H155V98H154ZM154 99H153V100H154ZM156 99H157V98H156ZM170 99H169V100H170ZM177 99H178V98H177ZM177 99L175 100V98H174L175 101H177ZM222 99H223V98H222ZM0 100H1V99H0ZM52 100H53V99H51V100H49V101L53 102ZM66 100H67V99H66ZM75 100H76V99H75ZM101 100H102V98H101ZM108 100H110V97H108ZM108 100H107V101H108ZM115 100H116V99H115ZM169 100H168V101H169ZM178 100H179V99H178ZM185 100H186V99H185ZM208 100H209V97H208ZM225 100H226V99H225ZM47 101H48V100H47ZM47 101H45V102L47 103ZM54 101H55V100H54ZM58 101H60V99H59ZM64 101H65V100H64ZM70 101H72V100H70ZM82 101H83V100H82ZM95 101H99V99H98V100H95ZM136 101H135V102H136ZM147 101H148V100H147ZM147 101L144 100L143 103H144V102L148 103ZM157 101H158V100H157ZM161 101H162V99H161ZM179 101L182 102L181 100H179ZM186 101H188V98H187ZM222 101H223V100H222ZM226 101H228V100H226ZM263 101H264V100H263ZM23 102H24V101H23ZM37 102H38V103H37ZM45 102H43V103H45ZM62 102H63V101H62ZM62 102H61L60 104H62ZM84 102H85V101H83V103H84ZM88 102H89V103H88V105H89V104H90V99H89ZM91 102H92V101H91ZM109 102H110V101H109ZM109 102H108V103H109ZM111 102H112V101H111ZM120 102H121V101H119V103H120ZM124 102H125V101H124ZM129 102H131V101L129 100ZM129 102H128V103H129ZM149 102L151 103L152 101H149ZM153 102H154V101H153ZM163 102H165V100H164ZM166 102H167V100H166ZM173 102H174V101H173ZM173 102H172V103H173ZM209 102H210V101H209ZM213 102H215V101H213ZM213 102H212V100H211V103H210L211 105L209 104L210 107L212 106V103H213ZM9 103H10V101H9ZM9 103H8V105H9ZM36 103H37V104H36ZM46 103H45V104H46ZM48 103H49V102H48ZM48 103H47V104H48ZM53 103H54V102H53ZM76 103H80V102L76 101ZM86 103H87V102H86ZM92 103H93V102H92ZM105 103H106V102H105ZM105 103H104V104H105ZM108 103H107V104H108ZM112 103H115V105L117 104L115 101L112 102ZM122 103H123V102H122ZM133 103H134V102H133ZM136 103H137V102H136ZM136 103H135V104H136ZM175 103H176V102H175ZM185 103H187V102H185ZM205 103H207V102H205ZM226 103H228V102H226ZM236 103H237V102H235L234 104H236ZM45 104L43 105V108L45 107ZM47 104H46V106H47ZM54 104H55V103H54ZM66 104H67V103H66ZM72 104H73V103H72ZM93 104H95V103H93ZM98 104H100V103H98ZM123 104H124V103H123ZM123 104H122V105H123ZM130 104H132V103H130ZM135 104H133V105H134L133 107H135ZM137 104H140V103H137ZM156 104H158V103H156ZM156 104H155V105H156ZM180 104H181V103H180ZM180 104H179V105H180ZM214 104H215V103H214ZM229 104H230V103H229ZM239 104H240V103H239V101H238V104H237V105H239ZM4 105H5V104H4ZM51 105H53V104H51V103L48 104V107H49V106L51 107ZM67 105H68V104H67ZM75 105L78 106V104H75ZM75 105L73 104L72 106H75ZM100 105L102 106V104H100ZM110 105H113V104L110 103ZM140 105H141V104H140ZM142 105H143V104H142ZM148 105H149V103H148ZM148 105L144 104L143 106H148ZM158 105H160V104H158ZM167 105H168V104H167ZM167 105H166V106H167ZM172 105H173V106H172V108H173L175 105H174V104H172ZM184 105H185V104H184ZM202 105H203V103H202ZM223 105H224V104H223ZM242 105H243V104H242ZM28 106H29V107H28ZM56 106H57V107L60 106V110H61V106H62V105H58V104H56ZM63 106L66 107V105H63ZM81 106H82V103H81ZM81 106H79V107H81ZM84 106H85V104H84ZM84 106H82V107H84ZM86 106H87V105H86ZM86 106L84 107L85 109H86L87 107L89 108V106H87V107H86ZM92 106H94V105H92ZM117 106L119 107V105H117ZM126 106H127V104H126ZM130 106H131V105H130ZM143 106H141V107H143ZM169 106H170V105H169ZM186 106H187V105H186ZM188 106H189V105H188ZM218 106H220V105H218ZM221 106H222V105H221ZM227 106H229V105L227 104ZM233 106H234V105H233ZM250 106H252V105L250 104ZM90 107H91V106H90ZM97 107H98V105L96 106V108H97ZM102 107H104V106H102ZM102 107H101V108H102ZM108 107H109V106H108ZM128 107H129V106H128ZM141 107L138 106V107H136V108H141ZM167 107H168V106H167ZM179 107H180V106H179ZM179 107L177 106V108H179ZM200 107H201V106H200ZM213 107H214V106H212L211 110L213 109ZM237 107H238V106H237ZM239 107H242V106L239 105ZM260 107H261V105H260ZM3 108H2V109H3ZM30 108H29V111H31V112L36 111V110L39 109V108H36V107H35L36 110H33V109H34V108H33V109H32L33 111H32V110H30ZM40 108H42V107H40ZM43 108H42V110H44ZM46 108H47V107H46ZM51 108H52V107H51ZM72 108H73V107H72ZM91 108L94 109V107H91ZM101 108H99V109H101ZM104 108H105V109H108L107 107H104ZM104 108H102V109L105 110ZM116 108H117V107H116ZM116 108H115V109H116ZM121 108H122V107H120V109H121ZM125 108H126V107H125ZM131 108H132V107H130L129 109H131ZM172 108H169V107H168L167 110H170V111H167V110H166L167 113H170ZM174 108H176V107H174ZM174 108H173V109H174ZM249 108H251V107H249ZM262 108H263V109H262ZM262 108H261V109L264 110V107H263V106H262ZM57 109H58V112L56 111ZM62 109H64V108H62ZM77 109H78V108H77ZM77 109H74V110L78 111L80 108H79L78 110H77ZM97 109H98V108H97ZM115 109H114V110H115ZM132 109H133V108H132ZM223 109H224V108H223ZM235 109H236V108H235ZM235 109H234V110H235ZM0 110H1V108H0ZM3 110H4V109H3ZM27 110H28V109H27ZM52 110H53V108H52ZM56 110H55V111H56L57 114L60 113V114H58V115H61V113L63 112V110H62V112H61V111L59 110V108H56ZM70 110H71V109H70ZM74 110H72V111L74 112ZM91 110H92V109H91ZM103 110H98V111H103ZM109 110H112V109L109 108ZM117 110H118V109H117ZM121 110L124 111V109H121ZM127 110H128V108H127ZM139 110H140V109H139ZM161 110H162V109H161ZM187 110H188V109H187ZM204 110H206V109H204ZM225 110H226V109H225ZM225 110H224V111H225ZM238 110H239V109H238ZM238 110H237V111H238ZM40 111H41V109H40ZM40 111H39V110L36 111V114L39 113ZM46 111H48V112L50 113L49 110L46 109ZM46 111H44V112H46ZM59 111H60V112H59ZM68 111H69V110H67V112H68ZM92 111H93V110H92ZM95 111H96V110H95ZM95 111H94V113H95ZM133 111H134V112H132V113L138 114L137 112H135V110H133ZM137 111H138V110H137ZM154 111H155V110H154ZM156 111H159V109L156 110ZM166 111H165V112H166ZM174 111H175V110H174ZM174 111H173V112H174ZM176 111H177V110H176ZM180 111H181V110H180ZM208 111H209V110H208ZM228 111H229V110H228ZM230 111H231V110H230ZM230 111H229V112H230ZM0 112H2V111H0ZM31 112H28V113H31ZM41 112H42V111H41ZM41 112H40V114L43 115V113H41ZM48 112H46L45 114L51 115V114H49ZM53 112H54V111H53ZM83 112H84V111H83ZM87 112H89V111H87ZM105 112H109V111H106V110H105ZM105 112H103V113H105ZM113 112H114V111H113ZM115 112H116V110H115ZM124 112H125V111H124ZM124 112H122V113H124ZM145 112H146V111H145ZM145 112H142V113H141V110H140V113H141V114H143V113H145ZM147 112H150V110H148ZM152 112H153V111H152ZM177 112H178V111H177ZM184 112H185V111H184ZM210 112H211V111H210ZM210 112H209V113H210ZM212 112H213V111H212ZM250 112H251V111H249L248 113H250ZM253 112H254V111H253ZM253 112L251 113V115L253 114ZM256 112H257V111H256ZM4 113L6 114L7 112L5 111ZM8 113H7V114H8ZM19 113L22 114L21 112H19ZM85 113H86V111H85ZM162 113H164V112H162ZM182 113H183V112H182ZM182 113H180V114H182ZM233 113H234V111H233ZM239 113H240V112H238V114H239ZM258 113H260V112H258ZM20 114H18V115H20ZM23 114L20 115V116H18V119H17L16 117H14V116H13L14 118L12 117V119H10L11 117H9V114H8V116H5L6 119H3L2 121H3V122H4L5 120L7 121L8 117H9V126H10V125L12 124L10 121H12L13 119H16V120H22L24 117H26L27 120H28V119H29V120H33V121H36V120L39 121V120H40L39 123H40V125L42 126L41 121H43V122L45 123V120H42V119H46V122H47V118H48V117L45 118V117L48 116V115H44V116H43L44 118L37 119L38 117H40V116H39L40 114L35 115V114L32 113V114H31V115H32V118H30V115L25 116V115H23ZM67 114H68V113L65 114V113L63 112V115H64L65 117H66ZM105 114H106V113H105ZM114 114H115V115H114L115 117H120V116L122 117V116H124V114H125V116H126L127 112H125L123 115H120V116H116L117 113H114ZM119 114H121V113H119ZM150 114H151V113H150ZM153 114H154V112H153ZM153 114H152V116H153ZM183 114H184V113H183ZM187 114H189V113L187 112ZM190 114H191V113H190ZM196 114H197V113H196ZM200 114H201V113H200ZM200 114H199V115H200ZM227 114H228V113H227ZM227 114H226V115H227ZM229 114H230V113H229ZM235 114H237V113H235ZM235 114L233 115V117L235 116ZM33 115H35L37 118L33 117ZM52 115H53V116H57V117H53V116H52L53 119H54V118H58V115H54V113H53ZM63 115H62V116H63ZM70 115H71V114H70ZM73 115H74V114H73ZM76 115H77V113H76ZM78 115H79V112H78ZM111 115L113 116V114H111ZM111 115H110V116H111ZM117 115H118V114H117ZM145 115H147V114H145ZM145 115H144V116H145ZM157 115H158V114H157ZM159 115H160V114H159ZM164 115H165V114H164ZM168 115H169V114H167V116H168ZM184 115H186V114H184ZM213 115H214V114H213ZM224 115H225V114H224ZM231 115H232V114H231ZM245 115H246V113H245ZM245 115H243V116H245ZM23 116H24V117H23ZM79 116H80V115H79ZM88 116H89V115H88ZM97 116H98V115H97ZM107 116H109V115L106 114V119H107ZM112 116H111V117H112ZM128 116L132 117V116L129 114V112H128ZM128 116H127V117H128ZM133 116H134V115H133ZM135 116H137V118H138V115H135ZM139 116H140V115H139ZM148 116H151V115H148ZM161 116H163V115H161ZM165 116H166V115H165ZM171 116H172V115H171ZM176 116H177V115H174V117H176ZM178 116H179V114H178ZM181 116H182V115H181ZM227 116H229V115H227ZM236 116H237V115H236ZM236 116H235V117H236ZM240 116H241V115H240ZM246 116H247V115H246ZM254 116H257V117H260V116H261V120H258V119H259V118H258L257 121H256L255 117H252V116H251L252 119H254V120H252V119L248 116V117H246V118H250V119H246L245 121H243V120L245 119V118H244V119H241V121H239V123H241V122L243 121L242 125L240 124V126H238L239 128H241V130L243 131V133H251V132H253V133H257V132H255V131H256L255 128H257V127L264 128V111L262 112L261 115L258 114V115H254ZM19 117L22 118V119H19ZM59 117L61 118V116H59ZM65 117H64V118H65ZM90 117H91V116H90ZM98 117H99V116H98ZM104 117H105V116H104ZM121 117H120V118H121ZM185 117H186V116H185ZM196 117H197V116H196ZM224 117H225V116H224ZM241 117H242V116H241ZM0 118H2V117H0ZM33 118H34L35 120H34ZM49 118H50V117H49ZM49 118H48V119H49ZM72 118L75 119V116L72 117ZM88 118H89V117H87V119H88ZM99 118H101V117H99ZM99 118H98V120H96V119H95V120H96V121H100V120L103 121L102 119H99ZM113 118H114V117H113ZM140 118H141V117H140ZM140 118H139V119H140ZM144 118H145V117H144ZM147 118H148V117H147ZM150 118H151V117H150ZM150 118H149V119H150ZM158 118H159V117H158ZM187 118H188V117H187ZM189 118H190V117H189ZM200 118H201V117L199 116V119H200ZM206 118L208 119L209 117H206ZM237 118L240 120L239 117H237ZM237 118L234 119V121H238ZM50 119H51V118H50ZM50 119H49V120H50ZM77 119H78V118H77ZM77 119H76V120H77ZM80 119H81V117L79 118V120H80ZM109 119H110V123H112V125L110 124V126L113 127V125H115V123H113V122H111V121H114V119H112V118H109ZM109 119H108V120H109ZM117 119H119V118H117ZM117 119H115V120H117ZM121 119H122V118H121ZM128 119H129V118H127V120H128ZM135 119H136V118H135ZM151 119H152V118H151ZM154 119H155V118H154ZM167 119H168V118H167ZM174 119H176V118H174ZM178 119H179V118L177 117V120H178ZM207 119H206V120H207ZM211 119H213V118H211ZM211 119H208V120H211ZM216 119H217V118H216ZM218 119H219V118H218ZM226 119L229 120V118H226ZM65 120H66V118H65ZM65 120H64V121H65ZM69 120H70V122L73 121L72 119H69ZM71 120H72V121H71ZM76 120H74V122H75ZM81 120H82V119H81ZM88 120H89V119H88ZM88 120H87V122H89ZM95 120H94V122H96ZM125 120H126V119H125ZM125 120H124V121H125ZM132 120H133V119H132ZM156 120H157V119H156ZM160 120L163 121V118L160 119ZM185 120H186V118H185ZM203 120H205V119H202L201 122H205V121H203ZM222 120H224V119H222ZM33 121H32V122H33ZM58 121H59V120H58ZM67 121H68V119H67ZM67 121H66V122H67ZM91 121H92V120H91ZM119 121H121V120H117V121H116V122H117L116 124H118V123L120 124ZM122 121H123V120H122ZM124 121H123L122 125L125 124ZM128 121H129V120H128ZM128 121H127V122H128ZM146 121H148V120H145V122H146ZM151 121H152V120H151ZM161 121H160V122H161ZM164 121H166V120H164ZM171 121H172V120H171ZM171 121H169L170 123H168V124H171V125H172ZM174 121H176V120H174ZM183 121H184V120H183ZM183 121H181V122H183ZM191 121H192V120H191ZM212 121H214V120H212ZM212 121H211V122H212ZM225 121H226V120H225ZM225 121H224V122H225ZM258 121H260V122H258ZM3 122H0V123H3ZM7 122H8V121H7ZM7 122H6V123H7ZM12 122H13V121H12ZM21 122H22V121H21ZM23 122H24V120H23ZM29 122H31V121H29ZM32 122H31L29 125H33V126H34V123L32 124ZM43 122H42V123H43ZM50 122H51V121H50ZM50 122L48 121V125H49ZM52 122H53V120H52ZM54 122H57V121L54 120ZM60 122H61V121H60ZM60 122H59V123H60ZM62 122H63V121H62ZM68 122H69V121H68ZM78 122H79V121H78ZM104 122H105V121H103V124H104ZM114 122H115V121H114ZM125 122H126V121H125ZM129 122H130V121H129ZM131 122H132V121H131ZM136 122H138V121H136ZM136 122H135V123H136ZM156 122H157V121H155V122H153V123H156ZM188 122H189V120H188ZM209 122H210V121H209ZM227 122H228V121H227ZM232 122H233V121H232ZM27 123H28V122H27ZM44 123H43V124H44ZM59 123H58V124H59ZM63 123H65V122H63ZM80 123H81V122H80ZM85 123H86V122H85ZM89 123H90V122H89ZM96 123H97V122H96ZM98 123H99V122H98ZM98 123H97V124H98ZM140 123H142V122H140ZM140 123H138V124H140ZM146 123H147V122H146ZM146 123H145V124H146ZM153 123L151 122V124H153ZM193 123H194V122H193ZM196 123H197V122H196ZM212 123H213V122H212ZM228 123H230V122H228ZM233 123H234V122H233ZM19 124H20V123H19ZM36 124H37V123H36ZM36 124H35V125H36ZM50 124H51V123H50ZM52 124H53V123H52ZM61 124H62V123H61ZM70 124H71V123H70ZM70 124L68 123V126H69ZM72 124H73V123H72ZM76 124H77V123H76ZM78 124H79V123H78ZM92 124H94V123L92 122ZM106 124L108 125V123H106ZM106 124H104V125H106ZM119 124H118V125H119ZM128 124H129V123H128ZM149 124H150V123H149ZM163 124H164V123H163ZM166 124H167V123H166ZM168 124H167V125H168ZM175 124H178V123H175ZM182 124H184V123H182ZM0 125H1V124H0ZM17 125H18V124H17ZM17 125H16V128L18 127ZM20 125H21V124H20ZM46 125H47V124L45 123V124H44V128H47V127H48V126H46ZM53 125H54V124H53ZM79 125H80V124H79ZM90 125H91V124H90ZM99 125H100V126H99ZM107 125H106V128H105L103 125H101V124H98L97 126L104 128V129H105V130H104L105 132H108V131H106V129L109 130V132L113 131V130H111V129H114V127L112 128V127L107 126ZM118 125H116V126H118ZM125 125L127 126V124H125ZM129 125H132V124H129ZM129 125H128V126H129ZM133 125H136V124H133ZM133 125H132V126H133ZM140 125H141V124H140ZM142 125H143V124H142ZM159 125L161 126V124H159ZM167 125H166V127H167ZM173 125H174V124H173ZM173 125H172V126H173ZM186 125H187V124H186ZM186 125H182V126H185V127H186ZM195 125H196V124H195ZM195 125L192 126V128L195 127ZM222 125H223V124H222ZM222 125H221V126H222ZM236 125H237V124H236ZM236 125L232 124V126H236ZM3 126H5V123H4ZM27 126H28V125H27ZM37 126H38V125H37ZM72 126H74V124H73ZM116 126H115V129L117 130ZM143 126H144V125H143ZM152 126H153V125H152ZM152 126H151V127H152ZM154 126L157 127V126H158V123H157V126H156V124H155ZM163 126H165V124H164ZM177 126H181V123H180V125H177ZM213 126H214V125H213ZM224 126H225V125H224ZM59 127H60V126H59ZM69 127H71V125H70ZM78 127H79V126L75 127V128H76V129H75V130H76V133L79 132V131L77 132V130H78L77 128H78ZM93 127H94V126H92V128H93ZM109 127H110L111 129H108ZM123 127H125V126H121V128H123ZM133 127H134V126H133ZM133 127H131V129H132ZM136 127H137V126H136ZM138 127H140V126H138ZM146 127H147V126H146ZM146 127H145V128H146ZM199 127H200V126H199ZM203 127H204V126H203ZM205 127H206V126H205ZM207 127L210 128V126H207ZM214 127H215V126H214ZM216 127H217V126H216ZM216 127H215V130H214V131H216ZM218 127H220V126L218 125ZM218 127H217V129H218ZM228 127H229V126H228ZM4 128H6V126L3 127V130L5 131ZM30 128L33 129L32 126H31V127H28L27 129H30ZM63 128L65 129V127H63ZM72 128H74V127H72ZM86 128H87V126H86ZM88 128H89V127H88ZM118 128L121 129L120 127H118ZM125 128H126V127H125ZM147 128H148V127H147ZM160 128H161V127H160ZM160 128H158V129H160ZM162 128H163V127H162ZM168 128L170 129V127H168ZM171 128H172V127H171ZM175 128H176V127H175ZM179 128H181V127H179ZM192 128H191V130H193ZM223 128H224V127H223ZM230 128H232V127H230ZM6 129H8V127H7ZM11 129H12V128H10V130H11ZM19 129H20V128H19ZM22 129H24V130H25L24 132L27 133L28 130H26V129L23 128V127H22ZM60 129L62 130L61 127H60ZM64 129H63V130H64ZM79 129H80V127H79ZM94 129H95V128H94ZM97 129H98V128H97ZM100 129H101V128H100ZM141 129H143V128H141ZM158 129H157V130H158ZM172 129H173V128H172ZM201 129H204V128H200V130H201ZM224 129H225V128H224ZM226 129H227V127H226ZM233 129H234V128H232V130H233ZM235 129H236V128H235ZM235 129H234V131H235ZM258 129L260 130V128H258ZM33 130H34V129H33ZM40 130H41V131L44 130V132L46 131V130L43 129V128H41ZM52 130H54V129H52ZM70 130H71V129H69L67 133H72V132H69ZM83 130H84V129H83ZM88 130H89V129H88ZM90 130H91V129H90ZM102 130H103V129H102ZM127 130H128V129H127ZM135 130H136V128H135ZM135 130H134V131H135ZM143 130H144V129H143ZM162 130H163V129H161V131H162ZM175 130H176V129H175ZM177 130H178V129H177ZM209 130H210V129H209ZM209 130H208V132H209L208 134H211V131H213V128H212L211 131H209ZM232 130L230 131L231 133H232ZM259 130H258V132H259ZM262 130H263L262 132H264V129H262ZM0 131H1V129H0ZM7 131H8V130H7ZM7 131H6V132H7ZM12 131H13V130H12ZM12 131H10V133H11ZM14 131H15V129H14ZM18 131H19V130H18ZM20 131H21V130H20ZM50 131H51V130H50ZM66 131H67V129H66ZM66 131H65V132H66ZM71 131H72V130H71ZM98 131H100V130H98ZM123 131H124V130H123ZM123 131H122V132H123ZM131 131H132V130H131ZM141 131H142V130H140V132H141ZM189 131H190V130H189ZM196 131H198V130H196ZM202 131H203V130H202ZM222 131L225 132L224 130H222ZM227 131H229V129H227ZM234 131H233V134H232L233 136H234L239 130H238V131H235L236 133H235ZM242 131H241V132H242ZM28 132H29V131H28ZM31 132H32V131H31ZM37 132H38V131H37ZM51 132H53V131H51ZM81 132H82L81 134H84L83 131H81ZM109 132H108V133H109ZM118 132H120V131H117V135H118ZM122 132H121V133H122ZM128 132H130V131H128ZM132 132H133V131H132ZM137 132L139 133V131H137ZM145 132H147V129H146ZM149 132H152V131H149ZM155 132H157V131H155ZM155 132H152V133L156 134ZM162 132H163V131H162ZM176 132H177V131H176ZM204 132L207 133V130L204 131ZM0 133H1V134H4L5 132H2V131H1ZM10 133H9V134H10ZM16 133H17V132H16ZM21 133L24 134L22 131H21ZM34 133H36V131H34ZM39 133H40V132H39ZM89 133H90V132H89ZM100 133H101V132L98 133V136H99ZM102 133H103V131H102ZM108 133H107V134H108ZM113 133H116V132L113 131ZM113 133H112L113 136H108V135H111V134H108V135L105 134V135H104V137H105V136L110 137V139H108V140H106V139H107L106 137L103 138V134H100V135L102 136V138L105 139V140H103V139H102V140H103V141H107L108 146H107V145H104L105 142H104V144H103L104 146H103L102 143H101V144L99 143V142H100V139L98 140V138H96V139L98 140V141H97L98 143H95V144H100V145H99V150H98V151H97V148H96L97 145H93V146H96V147H95V148H96L95 150H93L94 148H90V147H89L90 144H88V145L85 144V145H87V146H84V145H83L84 147H86V148H88V149L90 148V150L88 151V149L86 150V148H84V147H82V146H81V148H80V147H78L77 145H76V147H73L74 145L71 146V147H69L70 145H69V146H67V145H61V146H60V147H61V150H60L58 147L55 148V147L58 145V144H57L58 142H56V140H55L56 144H53V142H51V143L49 144L50 146H51V144H53V146H51V147H54V145H56V146L54 147L56 151H58V150H59V151H62V153H60L59 151L56 152L57 156H55V150H54V154L52 153V155L55 156V158H57V157H58V153H60V154H62L61 156L64 155L65 158L68 157V156H75L74 158L77 159V160H75V159H72V158H71L72 160L70 161V160H69V157H68L67 159H68L70 162H66V163H70V165H72V163H73L72 166L68 167L69 164H65V163L63 162V160L59 159V157L57 158V159L61 160L62 164L64 163V164L68 167V168H66L67 170L64 171L65 178H66L67 176H69V177H71V178L74 179L75 176H78V179H76L77 177L75 178L76 180H78L76 183L72 184L73 182H69V184H68L69 186H66V187L70 188L69 191L71 190V192H73L72 190H73L74 188H76V187H78V186H79V187H82L81 182H82L83 180H82V178H80V175H82L81 177H83V176H85L84 173H87V174L89 175L88 177L85 176V178H87V179H88L90 176H92L91 178H93V176H94V178H96V177H100V176H103V174H104L103 177H107V176H105V175L107 174V173L105 174V171H106L105 169H108V170H109V169H112V168H113V167H112V166H113L112 164L114 163V161H116V160H114L113 157H117V153L115 154L114 152H119V151L121 152L122 150H125V149H126V151H130V150H128L129 148H128V149L126 148L127 146L124 147V148L122 147V148H123V149L121 148L122 150L119 148L120 150L117 151V150H118V149H117V148H118L117 145H116V146H115V145H112L113 147H111V146L109 145V144H112V142H114V140H115V139H114V140L112 141V138H111V137L116 138V137H115L116 134L114 135ZM124 133H126V132H124ZM152 133H151V134H152ZM191 133H192V132H191ZM194 133H195V132H194ZM197 133H198V132H197ZM199 133H200V131H199ZM212 133H213V132H212ZM214 133L216 134L217 132H214ZM219 133H221V132H219ZM11 134H12V133H11ZM18 134H19V133H18ZM18 134H15V136H17ZM53 134H54V135L56 134L55 131H54ZM53 134H52V135H53ZM72 134H75V132L72 133ZM85 134H86V136L88 135L87 133H85ZM91 134H92V133H91ZM94 134H96V133H94ZM142 134H145V133L142 132ZM148 134H149V133H148ZM148 134H147V135H148ZM160 134H161V132L159 133V135H160ZM165 134H167V133L165 132ZM169 134H170V133H169ZM185 134H186V133H185ZM200 134H201V133H200ZM222 134H225V133H222ZM226 134H227V132H226ZM240 134H241V133H240ZM263 134H264V133H263ZM13 135H14V134H12V136H13ZM36 135L38 136L39 134L36 133ZM42 135H43V134H42ZM50 135H51V134H50ZM52 135L49 136V138H50V137H53ZM57 135L60 136L59 134H57ZM92 135H93V134H92ZM119 135H120V134H119ZM131 135L134 136L133 133H131ZM131 135H130V136H131ZM138 135H139V134H138ZM145 135H146V134H145ZM145 135H144V136H145ZM157 135H158V134H157ZM162 135H163V134H162ZM172 135H173V133H172ZM172 135H171V136H172ZM178 135H179V134H178ZM187 135H188V134H187ZM218 135H219L220 137L222 136V135H220V134H218ZM232 135L229 134V137L232 136ZM238 135H239V133H238ZM244 135H245V134H244ZM244 135H242L243 138H244ZM251 135L253 136V134H251ZM251 135L249 134L247 137L252 138V137H250ZM5 136H7V135H5ZM5 136H2V137H5ZM69 136L71 137V135H69ZM73 136H74V135H73ZM78 136H79V135H78ZM86 136H85V139L88 140V138H86ZM89 136H90V135H89ZM121 136H122V137H124V136L127 137V134H125V135L122 134ZM128 136H129V135H128ZM132 136H131V137H132ZM136 136H137V135H136ZM139 136H140V135H139ZM142 136H143V135H142ZM142 136H141V137H142ZM163 136H164V135H163ZM167 136H168V135H167ZM182 136H183V135H182ZM205 136H207V134H206ZM212 136H216V135H212ZM219 136H218V137H219ZM225 136L227 137L228 135H225ZM240 136H241V135H240ZM7 137H8V136H7ZM23 137H24L23 139H25V136H23ZM26 137H27V135H26ZM47 137H48V135H47ZM63 137H65V134H63V135L61 136V138H63ZM74 137H75V136H74ZM79 137H80V136H79ZM83 137H84V135H82V138H83ZM87 137H88V136H87ZM99 137H100V136H99ZM117 137H118V136H117ZM141 137H140V138H141ZM151 137L155 138L154 135H150V136H149V138H151ZM200 137H201V136H200ZM207 137H208V136H207ZM207 137H205V138H207ZM209 137L211 138V136H209ZM209 137H208V138H209ZM229 137H228V138H229ZM236 137H237V136H236ZM236 137H234V138H236ZM242 137H240V138H242ZM245 137H246V135H245ZM5 138H6V137H5ZM8 138H9V137H8ZM11 138H12V137H11ZM11 138H9V139H11ZM18 138H20V137H17V139H18ZM28 138H29V135H28ZM36 138H37V137H34V136H33V139H34V140H36ZM49 138H47V140H48ZM55 138L58 139V137H55ZM61 138H59V139H61ZM91 138H92V136L90 137V139H91ZM93 138H94V136H93ZM128 138H129V137H128ZM128 138H127V139H128ZM137 138H138V136L136 137V139H137ZM146 138L148 139V137H146ZM146 138L144 137L145 141H146ZM172 138H173V136H172L171 138H167V140H168V139H172ZM180 138H181V137H180ZM194 138H195V137H194ZM208 138H207V139H208ZM221 138L224 139L223 136H222ZM221 138H220V139H221ZM1 139L4 140V138H1ZM1 139H0V141H1ZM43 139H44V138H43ZM59 139H58V140H59ZM72 139H74V138L71 137V140H72ZM83 139H84V138H83ZM83 139H82V141H83ZM119 139H122V138H119ZM129 139H130V141L132 140L131 138H129ZM157 139H158V138H157ZM157 139H155V140H157ZM164 139H165V138H164ZM198 139L201 140L200 138H198ZM198 139H197V140H198ZM202 139H203V138H202ZM212 139H213V138H212ZM212 139L207 140V141L210 142V141H212ZM214 139H215V138H214ZM226 139H227V138H225V140H226ZM229 139H232V137L229 138ZM245 139H246V138H245ZM7 140H8V139H7ZM7 140H6V141H7ZM13 140H14V139H13ZM13 140H11V141H13ZM19 140H21V139H19ZM28 140H30V139H28ZM39 140H40V138H39ZM49 140H50V139H49ZM71 140H69V141H71ZM77 140H78V139H77ZM102 140H101V142H102ZM116 140H118V138H117ZM125 140H126V139H125ZM133 140H134V139H133ZM139 140H140V139H139ZM139 140H137V141H138L137 143H139L140 145L143 144V143H141L142 141L139 142ZM141 140H142V139H141ZM150 140H151V139H150ZM162 140H163V138H162ZM165 140H166V139H165ZM172 140H173V139H172ZM180 140H181V139H180ZM215 140L218 141V139H215ZM235 140H238V138H236ZM246 140L248 141V138H247ZM246 140H245V141H246ZM249 140H251V139H249ZM16 141H17V140H16ZM37 141H38V140H37ZM53 141H54V140H53ZM89 141H90V140H89ZM91 141H92V140H91ZM95 141H96V140H95ZM122 141H123V140H122ZM130 141H125V142H127L126 144H128V142L131 143ZM143 141H144V140H143ZM148 141H149V140H148ZM153 141H154V140H153ZM159 141H160V140H159ZM173 141H175V139H174ZM187 141H188V140H187ZM191 141H195V140H191ZM205 141H206V140H205ZM207 141H206V142H207ZM216 141H213V142H210V143H214V142H216ZM223 141H224V140H223ZM223 141H221V142H223ZM232 141H234V140L232 139ZM242 141H244V140H242ZM242 141L238 140V142H237L238 144H237V145H240L239 143H241ZM245 141H244V142H245ZM17 142H18V141H17ZM17 142H16V143H17ZM30 142H31V145H32V142H33V141L31 140ZM30 142H28V143H30ZM34 142H35V141H34ZM34 142H33V143H34ZM40 142H41V141H40ZM40 142H39V143H40ZM61 142L65 143L64 141H61V140H60V143H61ZM66 142H67V141H66ZM75 142L77 143V141H75ZM78 142H79V141H78ZM118 142H119V141H118ZM118 142H117V143H118ZM125 142H124V143H125ZM146 142H147V141H146ZM162 142H164V141H162ZM170 142H172V141H170ZM180 142H181V141H180ZM199 142H201V141H199ZM225 142H226V141H225ZM225 142H224V143H225ZM228 142H229V141H228ZM3 143H5V142H3ZM3 143H0V144H3ZM39 143H38V144H39ZM43 143H46V142L44 141ZM47 143H49V141H48ZM73 143H74V141H73ZM84 143H89V142H87V141L85 142V140H84ZM90 143H92V142H90ZM107 143H106V144H107ZM117 143H116V144H117ZM132 143H133V142H132ZM154 143H155V141H154ZM158 143H159V142H158ZM165 143H166V141H165ZM168 143H169V142H168ZM176 143H177V142H176ZM181 143H183V142H181ZM181 143H180V144H181ZM185 143H186V141H185ZM201 143H202V142H201ZM204 143H205V142H204ZM218 143H220V142H217L216 145H217V146H218V145L220 146L221 144H218ZM232 143H234V142H232ZM232 143H230V144H232ZM245 143H246V142H245ZM245 143H242V144L245 145ZM248 143H249V141H248ZM5 144H6V143H5ZM5 144H3V145H5ZM8 144H9V143H8ZM12 144H13V143H12ZM18 144H19V143H18ZM38 144H37V145H38ZM74 144H75V143H74ZM120 144H121V143H120ZM139 144H138V145H139ZM144 144H145V142H144ZM162 144H164V143H162ZM169 144H171V143H169ZM169 144H167V145L170 146ZM177 144H178V143H177ZM177 144H176V145H177ZM197 144H198V143H197ZM226 144H228V143H226ZM230 144H229V145H230ZM242 144H241V146H242ZM3 145H2V146H3ZM14 145H15V144H14ZM24 145H27V144H26V141H24L23 146H24ZM40 145L43 146V144H41V143H40ZM46 145H47V144H46ZM46 145H45V146H46ZM59 145H60V144H59ZM59 145H58V146H59ZM122 145H123V143H122ZM122 145H121V146H122ZM130 145L132 146L133 144H129V146H130ZM151 145H152V144H151ZM151 145H149V146L151 147ZM172 145H173V144H171V146H172ZM184 145H185V144H184ZM187 145H188V144H187ZM192 145H193V144H192ZM194 145H196V143H195ZM200 145H201V144H200ZM206 145H207V143H206ZM237 145H236V146H237ZM247 145H248V144H247ZM251 145H254V144L252 143ZM0 146H1V145H0ZM6 146H8V145H6ZM19 146H20V145H19ZM29 146H30V145H29ZM62 146H64V147L66 146V147H65V148L63 147L64 149H62ZM79 146H80V145H79ZM100 146H101V149H100ZM102 146H103V147H109V148H111V149H108V148H107L108 150H106V148H103ZM121 146L119 145V147H121ZM143 146H144V145H143ZM143 146H142V147H143ZM145 146H148V145H145ZM153 146H154V145H153ZM171 146H170V147H171ZM177 146H178V145H177ZM198 146H199V144H198ZM198 146H197V147L194 146L195 150H198V149H199ZM202 146H203V145H202ZM202 146H201V147H202ZM207 146H208V148H211L212 146L214 147V144H210V145H207ZM209 146H211V147H209ZM217 146H216V147H217ZM241 146H240V147H241ZM245 146H246V145H245ZM248 146H249V145H248ZM3 147H4V146H3ZM3 147H2V149H3ZM8 147H12V145H11V146H8ZM8 147H7V148H8ZM31 147H32V146H31ZM37 147H38L39 149H42V148H40L39 145H38ZM77 147H78L79 149H78ZM137 147H138V146H137ZM150 147H149V148H150ZM165 147H166V146H165ZM170 147H169V148H170ZM191 147H192L191 145H190V147H189V146L183 147V148H186V150H188V151H184L185 149H183L182 151H183L184 153H185V152H189V153H190V151H192V150H189ZM199 147H200V146H199ZM201 147H200V148H201ZM204 147H205L204 149L207 148L206 146H204ZM216 147H214V148H216ZM220 147L223 148V146H220ZM220 147H219V149H220ZM225 147H226V146H225ZM251 147H252V146H251ZM251 147H250V148H251ZM5 148H6V147H5ZM12 148H13V147H12ZM15 148H16V149H19V148H21V146L18 147V145H17V147H15ZM35 148H36V147H35ZM35 148L32 147V149H34V150H35ZM46 148H48V147H46ZM54 148H53V149H54ZM112 148H115V149H117V150H114V149H112ZM147 148H148V147H147ZM152 148H154V147H152ZM174 148L177 149V147H174ZM187 148H189V149H187ZM228 148H229V147H228ZM233 148H235V146H233ZM23 149H24V148H23ZM133 149H136V147H134ZM160 149H161V148H160ZM165 149H167L166 152H165V154L167 153V151H169V152L171 151V149H170V150H168V148H165ZM172 149H173V148H172ZM178 149L180 150L181 148L178 147ZM191 149H192V148H191ZM204 149H203V150H204ZM230 149H232L231 146H230ZM230 149H228V150H230ZM235 149H236V148H235ZM237 149H238V146H237ZM241 149H243V148H241ZM241 149H240V150H241ZM248 149H249V148H248ZM13 150H14V148H13ZM37 150H38V149H37ZM48 150H49V149H48ZM48 150H47V154H50V153H48ZM82 150H83V151H82ZM105 150H106V151H105ZM110 150H113V152L110 151ZM137 150H140V147H138ZM201 150H202V149H199V151H201ZM203 150H202V151H203ZM208 150H210V149H208ZM212 150H213V149H212ZM224 150H225V149H224ZM232 150L234 151V149H232ZM260 150H261V149H260ZM3 151H6V149H4ZM9 151H10V152H8V154H5V155H9V156H6V157H5V155H4L3 158H2V157L0 158V160H2V159H4V158H6V159L8 158L7 160H6V159L2 160V161H5V160H6L4 163L0 161V162H1L0 164L2 165V167H3V166L5 167V165L7 166V169H6V168H5V169L3 168L4 171H2V176L0 177V186H1V189L3 188V190L6 189V188L11 187L12 185L10 186V184H11L12 182H14V181L16 180V178L19 179V177H17V175H18L21 171L24 170V169H23V170L20 169L22 166H20V165H18V164H17V165L14 164L15 161H13V160H17V161H19V162H22L25 166H26L25 163H28V161H27V162H24L23 156L21 155L22 152H24V153H22L23 155H24V154L26 155V151H27V150H26V151H25V150H24V151L22 150V152H20V155H18L17 153H15L14 156H12L11 153H14V152H16V151H18V150H14V152H11L12 150L9 149ZM30 151H31V150H30ZM52 151H53V150H52ZM131 151H132V149H131ZM131 151H130L129 154H131L132 152H134V150H133L132 152H131ZM141 151H142V152H146V151H144V148H143V150H140V152H139V151H137V152L141 153ZM148 151H149V152H146L147 154H148V153H151V151H150L149 149H148ZM155 151H156V150H155ZM157 151H159V150H157ZM173 151H174V150H173ZM176 151H177V150H175V153H176ZM182 151H181V152H182ZM202 151H201L200 153H202ZM213 151H214V150H213ZM217 151L219 152L220 150L217 149ZM217 151H214V153L217 152ZM222 151H223V150H222ZM225 151H226V150H225ZM254 151H255V150H254ZM261 151H263V150H261ZM0 152H1V150H0ZM18 152H19V151H18ZM135 152H136V150H135ZM137 152H136V153H137ZM152 152H153V150H152ZM160 152H161V151H160ZM162 152H163V151H162ZM193 152H194V149H193ZM193 152H192V153H193ZM206 152H208V151L206 150ZM206 152H204V154H205ZM226 152H228V151H226ZM234 152H235V151H234ZM234 152H233V153H234ZM244 152L249 153V152L245 151V149H244ZM244 152L241 151V152H239V153H244ZM256 152H257V150H256ZM6 153H7V152H6ZM27 153H30V152L27 151ZM31 153H32V152H31ZM31 153H30V155H31ZM33 153H35V152H33ZM39 153H40V152H39ZM45 153H46V152H45ZM126 153H127V152L124 151L123 153H120V155H123V154H124L123 156H126V155H125ZM154 153H155V152H154ZM200 153H199V154H200ZM209 153H210V152H209ZM212 153H213V152H212ZM212 153H210V154H212ZM220 153H221V151H220ZM233 153H232V154H233ZM236 153H237V152H236ZM239 153H237V154L239 155ZM259 153H260V152H259ZM263 153H264V151H263ZM3 154H4V153H3ZM3 154L0 153V156H3ZM132 154H133V153H132ZM134 154H135V153H134ZM141 154H142V155H147V154H144V153H141ZM161 154H164V153H160V155H161ZM165 154H164V155H165ZM171 154H172V152H171ZM177 154H179V153H177ZM195 154H196V153H195ZM197 154H198V153H197ZM197 154H196V155H197ZM210 154H208V155H210ZM217 154H218V153H215V156L213 157L212 160H216V159H217V157H216ZM229 154H230V153H229ZM252 154L254 155V153H252V151H251V155H250V156H253ZM10 155H11L12 157H10ZM16 155H18V157H20L21 159H23V161H22L20 158L18 159V157H17ZM114 155H115V156H114ZM148 155H149V154H148ZM151 155H152V154H151ZM154 155H155V154H154ZM157 155H158V154H157ZM160 155H158L159 158H160ZM164 155H163V156H164ZM168 155H170V154H168ZM168 155H166V156H168ZM174 155H175V154H174ZM179 155H180V154H179ZM183 155L186 156V154H182V156H183ZM212 155H213V154H212ZM212 155H210V157H212ZM219 155H221L220 158L223 157V154H219ZM259 155H264V154H259ZM259 155L257 154L258 157H259ZM27 156H28V154H27ZM33 156H34V155H33ZM35 156H36V157H35L34 160L37 162V161L39 160V157H38V155H35ZM46 156H49V155H46ZM64 156L62 157V159L64 158ZM118 156H119V155H118ZM128 156H129V155H128ZM131 156H132V155H131ZM134 156H135V155H134ZM139 156H140V155H139ZM163 156H161V157L163 158ZM203 156H205V155H203ZM225 156H226V154H225ZM227 156H228V155H227ZM235 156H236V154H235ZM14 157H17V158H14ZM24 157H25V156H24ZM28 157L31 158L32 156H31V157L28 156ZM28 157H27V158H28ZM119 157H120V156H119ZM119 157H118L117 163H115V164H119L118 161H123V160H120V159L123 158V157H122V156H121L120 158H119ZM126 157H127V156H126ZM141 157H142V158H145L144 156H141ZM148 157H149V156H148ZM148 157H147V158H148ZM168 157H169V156H168ZM172 157H173V156H172ZM180 157H181V156H180ZM186 157H187V156H186ZM186 157H185V158H186ZM218 157H219V156H218ZM258 157H257V158H258ZM11 158H12V159H11ZM32 158H33V157H32ZM36 158H38V160H36ZM42 158H43V157H42ZM42 158H40V160H44V159H42ZM44 158H45V157H44ZM49 158H51V156H50ZM52 158H53V157H52ZM55 158H53V159H55ZM134 158H136V156H135ZM137 158H138V157H137ZM165 158H166V157H165ZM169 158H171V157H169ZM174 158H178V157H174ZM204 158H205V157H204ZM207 158H208V161H209L210 158H209V157H207ZM207 158H205V159H207ZM220 158H219V159H220ZM255 158H256V157H255ZM257 158H256V159H257ZM259 158H263V156H262V157H259ZM10 159H11V160H10ZM46 159H47V158H46ZM78 159H80V160H78ZM116 159H117V158H116ZM127 159H128V158H127ZM130 159H131V158H130ZM138 159H139V158H138ZM149 159H150V157H149ZM180 159H182V158H180ZM180 159H178V160H179L178 163H180ZM221 159H222V158H221ZM221 159H220V160H221ZM250 159H251V158H250ZM256 159H254V160H256ZM263 159H264V158H263ZM9 160L11 161V163H8V164H13V165H14V166H11L12 168L10 167V168L12 169L13 173L15 174V175H13V176H15V177H14V178H15L14 180H13V177L10 176V175L12 174V172L9 171V166H8L7 163H6V162H10ZM25 160H26V159H25ZM27 160H28V159H27ZM40 160H39L37 163H39L40 165H42V164H41L42 162L40 163ZM48 160H49V162L52 161V159H48ZM131 160H134V161H136V162L138 161V160H135V159H131ZM140 160H141L140 162H142V165H143V160H142V159H140ZM150 160H153V159L151 158ZM170 160H171V159H170ZM170 160L167 159V160H164V161H166L165 163H160L161 165L163 164L161 167H162V168L165 167V168L167 169L168 166H169L170 164H173V165L175 164V161H174V160L177 161V159H173L174 162H171ZM184 160H187V159H182V161H184ZM225 160H226V159H225ZM228 160H229V159H228ZM228 160H226V161H227V162H230V161H228ZM12 161H13V162H12ZM17 161H16V162H17ZM30 161H31V160H29V162H30ZM44 161L47 162V160H44ZM55 161H56V160H54V161H52V162H55ZM65 161H66V160H65ZM73 161H79V162L76 163V162H73ZM125 161H126V160H125ZM129 161H130V160H129ZM145 161H148V160H145ZM156 161H157V160H156ZM187 161H188V160H187ZM218 161H219V160H218ZM222 161H223V160H221V162H222ZM231 161H232V159H231ZM258 161H259V160H258ZM261 161H262V159H261ZM261 161H260V162H261ZM19 162H18V163H19ZM31 162H32V161H31ZM49 162H48L47 164H48V165H51V164H49ZM61 162H59V163H61ZM126 162H127V161H126ZM131 162H132V161H131ZM140 162H139V163H140ZM149 162L151 163V161H149ZM158 162H160V161H158ZM161 162H163V161L161 160ZM188 162H189V164H190L191 161L189 160ZM192 162H193V161H192ZM204 162H205V160H204ZM206 162H207V161H206ZM209 162H210V161H209ZM212 162H214V161H212ZM216 162H217V161H216ZM22 163H21V164H22ZM34 163H35V162H34ZM34 163L32 162V164H34ZM75 163H76V164H75ZM144 163H147V162H144ZM150 163H149V164H150ZM168 163H170V164L168 165ZM194 163H196V162H194ZM214 163H215V162H214ZM219 163H220V162H219ZM231 163H232V162H231ZM234 163H235V162H234ZM234 163H232V164H234ZM236 163H237V162H236ZM257 163H258V162H257ZM262 163H263V161H262ZM19 164H20V163H19ZM29 164H30V163H29ZM29 164H28V166H30ZM44 164H45V163H44ZM129 164H130V163H129ZM129 164H128V166H129ZM133 164H134V163H133ZM164 164H166V165H164ZM176 164H177V163H176ZM182 164H184V163L182 162ZM189 164H188V165H189ZM196 164H197V163H196ZM228 164H229V163H228ZM237 164H238V163H237ZM239 164H240V163H239ZM1 165H0V169L3 170L2 167H1ZM15 165H16V166H15ZM24 165H23V166H24ZM35 165H36V164H35ZM35 165H34V168H35V170H36V168H37L38 165H37L36 167H35ZM55 165H56V164H55ZM55 165H53V163H52L51 166H55ZM135 165H137V164L135 163ZM138 165H141V164H138ZM145 165L147 166V164H145ZM167 165H168V166H167ZM180 165H181V164H180ZM180 165H179V164L177 165V167H178L179 169H181L180 167H183V166H180ZM185 165H187V164L185 163ZM201 165H202V164H201ZM221 165H222V164H221ZM234 165H235V164H234ZM234 165H232V166H234ZM259 165H260V164H259ZM44 166H45V165H44ZM51 166H50V167H51ZM58 166H59V165H58ZM60 166H61V165H60ZM66 166H65V167H66ZM110 166H111V168H109ZM119 166H120V165H119ZM121 166H122V165H121ZM130 166H131V164H130ZM153 166H154V165H153ZM170 166H171V165H170ZM196 166L198 167V165H196ZM199 166H200V165H199ZM204 166L207 167L206 165H204ZM204 166H200V167H204ZM215 166H216V165H215ZM225 166H226V164H225ZM232 166H231V167H232ZM260 166H262V165H260ZM26 167H27V166H26ZM26 167H22V168H26ZM32 167H33V165H32ZM32 167H31V168H32ZM61 167H62V166H61ZM122 167H123V166H122ZM132 167H133V166H132ZM154 167H155V166H154ZM161 167H159V165H158V170H160V172H159V173L157 172V174H161V171H165V170H166V169H164V168L162 169ZM172 167H173L172 171H168V172H171V173L173 174V172H174L173 170H175V168H177V167L174 168V166H171V167H169L168 169L170 170V168H172ZM222 167H224V166L222 165ZM231 167H227V168L231 169ZM52 168H53V167H52ZM52 168H49V169L52 170ZM58 168H59V167H58ZM117 168H118V167H115L114 169L109 170V171H110V172H111V171L113 172V170H114V172H113L112 174H114L115 172H116V174H117V173L120 174L119 171L117 172V170H116ZM124 168H125V167H124ZM136 168H137V167H136ZM138 168H140V166H139ZM146 168H147V167H146ZM178 168H177V169H178ZM210 168H211V167H210ZM233 168H236V169H237V168H238V165H237V167L235 166V167H233ZM240 168H241V167H240ZM240 168L237 169V170H240ZM263 168H264V167H263ZM29 169H30V168H29ZM37 169H38V168H37ZM45 169H46V171H43V172H46L47 175H46V174H45V175H42L41 173H40V174H41L42 176H45V177L48 176V178H49V177H50L49 174H51V173H48V172H51V171H47L48 168H45ZM60 169H63V168H59V169L56 168L57 172H56V171H54V172L52 171V172L57 174L59 171H61ZM128 169H129V167H128ZM143 169H145V168H143ZM153 169H154V168H151L150 170H153ZM168 169H167V170H168ZM185 169H186V168H185ZM192 169H194V168L192 167ZM200 169L203 170L204 168H203V169L200 168ZM200 169H199V168H195V169H194L195 171H192V172H195V175H193L192 172H190V173H191V175H190V173H189L188 171H185V170H183V173H181L180 170H177V171L175 172V174H173V176H175V175L178 176L177 174H179V172H180V174H182V175H183V174H184V175L186 174V173H184V172H188V173H187L188 175H186L187 177H188V176H192V175H193V176H196V170H197V173H198V174L205 173V172H203V171H201L202 173H201V172L199 173L198 171H200ZM205 169H206V168H205ZM219 169H220V168H218V170H219ZM258 169H259V167H258ZM1 170H0V171H1ZM6 170H7L8 172H10V175H8V174H9L8 172H7V173H4V175H3V172H5ZM19 170H20V171H19ZM43 170H44V169H43ZM63 170H64V169H63ZM121 170H122V169H121ZM132 170H133V168H132ZM134 170L136 171V169H134ZM150 170H149V173H150ZM187 170H189V169H187ZM190 170H191V168H190ZM190 170H189V171H190ZM213 170H214V169H213ZM215 170H216V168H215ZM215 170H214V171H215ZM221 170H222V172H225V171H223V169H221ZM221 170H220V171H221ZM224 170H225V168H224ZM227 170H228V169H227ZM234 170H235V169H234ZM237 170H236V171H237ZM242 170H245V169H242ZM242 170H241V171H242ZM256 170H257V169H256ZM259 170H260V169H259ZM24 171H25V170H24ZM29 171H30V170H29ZM32 171H33V169H32ZM36 171H37V170H36ZM39 171H40V170H39ZM103 171H104V172H103ZM109 171H108V172H109ZM205 171H206V170H205ZM209 171H210V170H209ZM228 171H230V172H229V173H226V174L232 175V174L234 173V172H232L231 170H228ZM236 171H235V172H236ZM43 172H42V173H43ZM62 172H63V171H62ZM110 172H109V174H111ZM126 172H128V170H127ZM165 172H166V171H165ZM165 172H162V173L164 174ZM168 172H167L166 174L169 175ZM207 172H208V171H207ZM231 172H232V173H231ZM239 172H240V171H239ZM253 172H254V170H253ZM263 172H264V171H263ZM0 173H1V172H0ZM29 173L33 174L32 172H29ZM29 173H28V174H29ZM34 173H35V172H34ZM122 173H124V175H125V172H122ZM133 173H135V172H133ZM137 173L141 175V173H139L138 171H136V174H137ZM149 173H148V174H149ZM154 173H155V172H154ZM176 173H177V174H176ZM219 173H220V172H219ZM230 173H231V174H230ZM251 173H252V172H251ZM5 174H6V175H5ZM20 174H21V173H20ZM22 174H24V172H23ZM25 174H26V173H25ZM25 174H24V175H25ZM36 174H39V173H36ZM36 174H35L34 176H37V177H38V175H36ZM83 174H84V175H83ZM112 174H111V176H114V175H112ZM116 174H115V175H116ZM126 174L129 176L128 173H126ZM138 174H137V175H138ZM151 174H152V173H150V175H151ZM155 174H156V173H155ZM155 174H153V175H155ZM163 174H161L160 176H165V175H163ZM208 174L211 175V174H212V171H211V173H208ZM234 174H235V173H234ZM260 174H261V173H260ZM0 175H1V174H0ZM24 175H23V176H24ZM29 175H30V174H29ZM29 175H28V176H29ZM41 175H40L39 177H41ZM107 175H108V174H107ZM124 175H123V176H124ZM134 175H135V174H134ZM144 175H146V174H143L142 176H143V177H146V176H144ZM202 175H203V174H202ZM202 175H200V176L202 177ZM218 175H219V174H218ZM223 175H224V173H223ZM229 175H225V177H226V176H229ZM262 175H263V174H262ZM262 175H261V176H262ZM18 176H20V175H18ZM25 176L27 177V175H25ZM56 176H57V175H53V177H54L55 180H56V178H57ZM61 176H62V174H61ZM61 176L59 175V178H60ZM108 176H110V175H108ZM116 176L118 177V175H116ZM130 176H131V175H130ZM158 176H159V175H158ZM166 176H167V175H166ZM179 176H180V175H179ZM200 176H199V177H200ZM203 176H204V175H203ZM212 176H213V174H212ZM215 176H216V175H215ZM215 176H213V177H215ZM220 176H221V174H220ZM220 176H219V177H220ZM235 176H237V175H235ZM250 176H251L250 178L253 177L252 175H250ZM255 176H256V175H255ZM255 176H254V177H255ZM257 176H258V174H257ZM26 177H25V178H26ZM32 177H33V176H32ZM32 177L30 176V177H27V178H28V180H30L29 178L32 179ZM39 177H38V181H39ZM53 177H52V178H53ZM126 177H127V176H126ZM135 177H136V176H135ZM137 177H138V176H137ZM153 177H154V176H153ZM182 177H185V176H182ZM197 177H198V176H197ZM199 177H198V178H199ZM210 177H211V176H210ZM210 177H209V181H210ZM219 177H218V178H219ZM231 177H232V176H231ZM254 177H253V178H254ZM22 178H24V177H22ZM22 178H21V179H22ZM27 178H26V179H27ZM33 178H34V177H33ZM65 178H64V179H65ZM85 178H84V179H85ZM118 178H122V177L119 176ZM138 178H139V177H138ZM138 178H137V180H135L136 178L133 180V179H131V178L129 177V178H127V179H130V180H126V179H125L126 181L123 180V183H119L120 185L118 184V182H112L113 184H112L111 186L109 185V183L112 181V180H111V179H112L111 177H109V178H100V179H109V180H110V181L108 180L109 182H107V180H104V182H103V181H98V182L100 183V185L102 184V186H103V185L105 186V185L108 183V185H109L110 187L115 188V190L118 189V188H120V187H122L121 190H122V191L127 190V191H125V192H127L128 194H131V191H129V188L131 189V187H133V188L136 190V191H135V190L132 188V189H131L132 192H136V193L139 192V193H140V190H142L141 192H142V193H145V194H143V195H142V193H140V194L137 193V195H136V193H133V194L131 195V197L134 196L135 199H132V198L130 197L131 200L128 198V196H127V197L123 196V197H125L126 199H129V201L126 200L128 203L126 202L127 205H126V203H125L126 206L124 205V208L119 207V203H120V201L123 200V199H121L120 201H118L119 203L117 204V203H116L117 201H114V200H113L114 197L111 198V197H110L111 195H108V197H110L111 199L108 198V199H110V200H109V201H110V202H109V205L106 204V203H108V202H106L105 204H106V209L110 207V210L107 211V212H108V214H107V212H105V211H106L105 208H103V209L105 210V211L103 210V213L105 212L106 215H108V216L110 215L109 217H113V216H116V215H119V216L121 217V216H122L121 213H122L123 211H124V212H125V211L129 212V214L127 215L128 217L125 218V220L123 219V221H122L123 223L121 222L124 226L127 225V226L130 228V227H135V225H139V226H140V224H142L141 226H143L144 224H148V223H150V222H148V220L151 219V218L149 217V215H151L152 213L154 214V212H155V214L158 213L159 215H163V217L165 218L164 221H165V222L167 223V225L171 228V227L173 226V221H172L171 218H169V217L167 216V214H168L167 212H168V211L165 212V209H167V208L165 207V205H167V204H170V205H171V202H170V203H167V204L165 203V202H167V199H166V198H168L169 196H170L171 199L173 198L174 200H176V201H175L176 204H177V202L179 203V205H177V208L180 206V204H181V202H182V205L180 206L181 208H182L183 206L185 207L186 205H188V206H189L188 208H190V210H191L192 208L195 209V210H192V211H197V210H196L197 208L200 209V211H197V212L199 213V216H200V213L203 211V210H202L203 206H204V208L207 207V205H202V206H201L202 202H200V201H202V200H200V201L197 200V201L200 202L201 204H199V203H194V202H193L194 199H191L187 194H185V193H187V192L183 193L184 191L182 192L181 189H180V191H181L182 193L176 192V191H179V190H176V189H173V190L169 191L170 189L168 188L169 190H165V186L167 185V183H165V186L163 187V186L157 184L158 181H157V183H155V182H156V179H153V180H155V182H153V181H152V182L155 183V184H153V183L151 182L153 185H146V184H148V183H146L145 181H144L145 183L142 182V180H144V178H143L142 180L139 178L140 181L138 180ZM141 178H142V177H141ZM150 178H151V177H150ZM156 178H157V176H156ZM173 178H174V177H173ZM193 178L195 179L196 177H193ZM193 178H192V179H193ZM202 178H203V177H202ZM221 178H223V177H221ZM259 178H260V177H259ZM43 179H44V178H43ZM46 179H47V177H46ZM46 179H44V180H46ZM67 179H68V177H67ZM67 179H66V180H67ZM87 179H85V180L87 181ZM147 179H148V178H147ZM147 179H146V180H147ZM165 179H167V178H165ZM168 179H170V177H169ZM171 179H172V178H171ZM184 179L187 180L186 178H184ZM214 179H215V178H214ZM223 179H225V178H223ZM234 179H235V178H234ZM234 179H232V180H233L234 183H235V180H236V179H235V180H234ZM237 179H239V178H237ZM254 179H255V178H254ZM261 179H263V177H262ZM261 179H260V180H261ZM28 180H27V181H28ZM41 180H42V179H41ZM44 180H43V181H44ZM48 180H51V178L48 179ZM57 180L59 181V179H57ZM57 180H56V181H57ZM85 180H84V181H85ZM88 180H90V179H88ZM151 180H152V179H151ZM151 180H150V181H151ZM188 180H189V179H188ZM197 180H198V179H197ZM203 180H204V179H203ZM212 180H213V179H212ZM216 180H217V177H216ZM219 180H220V179H218L217 181H219ZM221 180H222V179H221ZM226 180H227V178L225 179V182L227 183ZM228 180H229V179H228ZM256 180H257V179H256ZM263 180H264V179H263ZM19 181H20V180H19ZM38 181L36 180V183H38ZM56 181H55V182H56ZM68 181H69V180H68ZM71 181H72V180H71ZM94 181L96 182L95 179L93 180V183H95ZM105 181H106L107 183H106V184H103V183H105ZM148 181H149V180H147V182H148ZM162 181H164V180H162ZM162 181H160V182H162ZM171 181H174V180H171ZM189 181H190V180H189ZM189 181H187V184L190 183ZM194 181H195V180H194ZM194 181H193V182H194ZM206 181H207V180H206ZM24 182H25V179H24L23 181H21V183H24ZM33 182H34V181H33ZM49 182H50V181H49ZM49 182H48V183H49ZM59 182H60V181H59ZM59 182H57V183H59ZM62 182H64V181H62ZM62 182H60V183H62ZM121 182H122V181H121ZM165 182H167V181L165 180ZM200 182H201V181H200ZM204 182H205V180H204ZM211 182H216V181H211ZM228 182H229V184H234V183L231 182V180L228 181ZM230 182H231V183H230ZM239 182L242 183V181H239V180H238V182H237L236 184L240 186ZM251 182H254V181H251ZM261 182H264V181H261ZM261 182H260V183H261ZM14 183H16V182H14ZM14 183H12V184H14ZM18 183H19V182H18ZM18 183H17V185H18ZM28 183H29V182H28ZM28 183H27V184H28ZM31 183H32V180H31ZM31 183H29V184H31ZM46 183H47V182H46ZM48 183H47V184H48ZM52 183H53V182H52ZM65 183H67V181H66ZM70 183H71V184H70ZM82 183H83V182H82ZM84 183H85V182H84ZM84 183H83V184H84ZM87 183L93 184V183H91L90 181L86 182L85 184H87ZM96 183H97V182H96ZM114 183H117L120 187L117 185V188H116V187H115L116 184H114ZM149 183H150V182H149ZM163 183H164V182H163ZM170 183H171V182H170ZM173 183H175V182H173ZM185 183H186V182H185ZM196 183H198V181H196ZM205 183H206V182H205ZM205 183H204V184H205ZM218 183L223 184V183H224V180H222V182H218ZM258 183H259V182H258ZM41 184H44V183H41ZM50 184H51V183H50ZM54 184H55V183H54ZM121 184H122V185H121ZM156 184H157V185H156ZM159 184H161V183H159ZM168 184H169V182H168ZM176 184H177V183H176ZM187 184H185V185H187ZM201 184L203 185L202 182H201ZM211 184H212V183H211ZM227 184H228V183H227ZM236 184H235V185H236ZM243 184H244V183H243ZM243 184H241V186H242ZM255 184H256V183H255ZM255 184H253V185H255ZM17 185H16V186H17ZM19 185H20V184H19ZM32 185H33V184H32ZM34 185H35V184H34ZM59 185H60V184H59ZM63 185H64V183H63ZM97 185H98V183H97ZM100 185H99V186H100ZM113 185H114V186H113ZM163 185H164V184H163ZM171 185H174V184H171ZM171 185H169V186H171ZM205 185H206V184H205ZM225 185H226V184H225ZM244 185H246V184H244ZM253 185H252V187H253ZM27 186H29V185H27ZM45 186H46V185H43L42 188L44 187V188H47V189H48V187H45ZM50 186H52V184L49 185V188H50L51 190L48 189V190H50V192H51V191H53L52 189L54 188V186H53V188H51ZM56 186H57V185H56ZM83 186H84V185H83ZM85 186H87V185H85ZM89 186H90V185H89ZM89 186H88V187H89ZM93 186H96V184L93 185ZM99 186H98V187H99ZM102 186H101V187H102ZM106 186H107V185H106ZM106 186H105V187H106ZM174 186H175V185H174ZM187 186H188V185H187ZM189 186H191V185H189ZM192 186H193V184H192ZM196 186H197V185H196ZM199 186H200V185H199ZM199 186H198V187H199ZM206 186H207V185H206ZM206 186H204V187L206 188ZM218 186H219V185H218ZM222 186H223V185H222ZM228 186H229V185H228ZM230 186H231V187H230ZM230 186L227 187V185H226V189L228 188L227 190H228V191L230 190V191L232 192V193H231V192L229 191V192H228V195L231 194V196H232V194L234 195L235 193H237V194L241 193V192H238L237 190H235V188H233L234 185H233V187H232V185H230ZM247 186H248V185H247ZM263 186H264V183H263ZM12 187H13V186H12ZM12 187H11V188H12ZM17 187H20V186H17ZM38 187H39V186H38ZM40 187H41V186H40ZM64 187H65V186H64ZM88 187H87V188H88ZM90 187H91V186H90ZM90 187H89V188H90ZM101 187H100V188H96V187H94V188H96V189H100V190H101ZM105 187H104V188H105ZM110 187H107V188H109V189H113V188H110ZM136 187H138L140 190H139V189H136ZM167 187H168V185H167ZM172 187H173V186H172ZM176 187H178V185H177ZM210 187H211V186H208V188H210ZM219 187L221 188V186H219ZM223 187H224V186H223ZM236 187H237V186H236ZM249 187L251 188V185H250ZM249 187H248V188H249ZM254 187H255V186H254ZM258 187H259V186H258ZM11 188H10V189H11ZM13 188H14V187H13ZM21 188H24V187H21ZM21 188H20L19 190H21V193H22V189H21ZM25 188H28V187H25ZM57 188H58V186L55 188V190H57ZM60 188H62V187L60 186ZM72 188H73V189H72ZM85 188H86V187H85ZM178 188H179V187H178ZM201 188H202V187H201ZM201 188H200V189H201ZM208 188L205 189V190L210 191V189L208 190ZM217 188H218V187H217ZM240 188H242V187H240ZM246 188H247V187H244V189H246ZM250 188H249L248 190H250ZM259 188L262 190L261 187H259ZM259 188H255V189L259 190ZM1 189H0V190H1ZM14 189H16V187H15ZM14 189H13V190H14ZM29 189H31V188H29ZM37 189H38V190L40 189L41 192L44 190V189H41V188H37ZM78 189H79V188L76 189V192H73V193H75V194H74L75 196H77V195H76L77 192H78V193L81 192V189H82V188H81L80 190H78ZM92 189H93V188H92ZM96 189H94V190H96ZM202 189H203V188H202ZM212 189H215V188L212 187ZM212 189H211V190H212ZM223 189H224V188H223ZM253 189H254V188H253ZM8 190H9V189H8ZM13 190H12V191H13ZM19 190H16V191L18 192ZM32 190H34V189L32 188ZM32 190H31V191H32ZM59 190L61 191L62 189H59ZM64 190H65V189H64ZM85 190H86V189H85ZM87 190H88V189H87ZM87 190H86V191H87ZM89 190H91V189H89ZM89 190H88V192H89ZM103 190H104V189H103ZM119 190H120V189H119ZM119 190H117V191H119ZM133 190H134V191H133ZM175 190H176V191H175ZM215 190H217V189H215ZM263 190H264V189H263ZM9 191H10V190H9ZM9 191H7V193H8ZM24 191H25V190H24ZM35 191H36V190H34V191H32V192H35ZM60 191H59V192H60ZM69 191L67 190V192H68L69 194L72 195V193L69 192ZM117 191H116V192H117ZM122 191H120V193H121ZM128 191H129V192H128ZM202 191H203V190H202ZM207 191H203V192H207ZM218 191H219V192H218L219 194H221L220 192H223V190H221V189L218 190ZM224 191H226V190H224ZM239 191H241V190H239ZM244 191H245V190H244ZM255 191H256V190H255ZM1 192H2V191H1ZM3 192H5V190H4ZM10 192H11V191H10ZM14 192H15V190L13 191V193H12V192H11V193L14 194ZM25 192H26V191H25ZM25 192H24V193H25ZM38 192H39V191H38ZM41 192H39V194H37V195H40ZM44 192L48 193L47 190H45ZM44 192H42V194H44ZM61 192H63V191H61ZM100 192H101V193H100ZM100 192L97 191V190L93 192V190H92V191L90 192V193H92L91 195L93 196V197H91V199H93L94 196H96L98 193H100V194H99V197H101V196L104 197V196H103V195L105 194L104 191H100ZM102 192H103V193H102ZM107 192H110V193H111L110 190L107 191ZM113 192H114V193H113ZM113 192H112V193L115 194L114 189H113ZM200 192H201V191H200ZM203 192H202V195H203ZM248 192H249V191H248ZM252 192H253V191H252ZM257 192L260 193V191H257ZM21 193L19 194V196L21 195ZM35 193H36V192H35ZM46 193L44 194V196H45L44 199H45V200H46V198H47V200H48V198H50V197L52 198V196H50L51 194H50V195L47 194L48 196H50V197H48V196H46ZM53 193H54V192H53ZM112 193H111V194H112ZM123 193H124V192H122V194H123ZM190 193H191V192H190ZM207 193H208V192H207ZM210 193H211V192H210ZM214 193H215V192H214ZM224 193L227 194V191L224 192ZM261 193H263V192L261 191ZM3 194H4V193H3ZM17 194H18V193H17ZM17 194H15V195H17ZM25 194H26V193H25ZM33 194H34V193H33ZM42 194H41V195H42ZM58 194H59V193H58ZM60 194H61V193H60ZM83 194H84V193H83ZM117 194H119V192H117ZM128 194H127V195H128ZM138 194H139V197H138ZM205 194H206V193H204V195H205ZM215 194H217V193H215ZM6 195H7V194H6ZM23 195H24V194H23ZM27 195H28V194H27ZM61 195H63V194H61ZM71 195H70V196H71ZM88 195H89V193H88ZM106 195H107V193H106ZM123 195H126V194L124 193ZM135 195H136V196H135ZM140 195H141V196H140ZM208 195H209V193H208ZM211 195H213V194L211 193ZM228 195H227V196H228ZM244 195H245V193H244ZM246 195H247V194H246ZM251 195H252V194H251ZM253 195H257V196H259L260 194H255V192H253ZM263 195H264V194H263ZM1 196H4V195H1ZM19 196H18V198H19ZM24 196H25V195H24ZM29 196H31V195H28V197H29ZM54 196H55V195H54ZM57 196H60V195H57ZM70 196H69V197H70ZM89 196H90V195H89ZM89 196H87V198H88ZM112 196H115V195H112ZM116 196L119 197V196H121V195H116ZM159 196H160V197H162V196H163V197H164V196H168V197H165L166 200L164 201V205H162V203H163L162 200H164V198L162 199V198H160ZM5 197L7 198V197H9V196L7 195V196H5ZM12 197H13V196H12ZM14 197H15V196H14ZM14 197H13L12 200L16 199V198H14ZM38 197H39V196H38ZM55 197H56V196H55ZM62 197H64V196H62ZM62 197H60V198L57 199V200H61V199H66V200H67V199L69 198V197H67V198H62ZM123 197H122V198H123ZM158 197H159V198H158ZM199 197H200V196H199ZM201 197H202V196H201ZM201 197H200V198H201ZM203 197H204V196H203ZM208 197H209V196H208ZM214 197H215V196H214ZM235 197H236V194H235ZM238 197H241V195H239ZM238 197H236V198H238ZM242 197H243V196H242ZM242 197H241V198H242ZM244 197H245V196H244ZM253 197H254V196H253ZM6 198H5V199H6ZM18 198H17V199H18ZM26 198H27V197H26ZM26 198H25V200H26L27 203H28L29 200L26 199ZM70 198H72V197H70ZM73 198H75V197H73ZM79 198H80V197L77 196V198H75V201H78ZM84 198H85V197H84ZM89 198H90V197H89ZM95 198H98V195H97ZM170 198H168V199H170ZM194 198H195V197H194ZM210 198H212V196H211ZM232 198H234V196H233ZM247 198H248V195H247ZM251 198H252V197H251ZM259 198H260V197H259ZM259 198H258V199H259ZM263 198H264V197H263ZM0 199H1V197H0ZM5 199H4V200H5ZM19 199H20V198H19ZM19 199H18V200H19ZM30 199H32V197H31ZM34 199H35V198H34ZM34 199H33V200H34ZM36 199H38V198H36ZM42 199H43V198H42ZM77 199H78V200H77ZM80 199H81V198H80ZM82 199H83V198H82ZM100 199H102V198H100ZM104 199H105V198H104ZM104 199H103V200H100V201H99V199H98L97 201H99V202H101V201L104 202ZM108 199H105V200L107 201ZM116 199H117V197H116ZM116 199H115V200H116ZM119 199H120V197H119ZM161 199H162V200H161ZM201 199H204V198H201ZM6 200H7V199H6ZM6 200H5V201H6ZM9 200H10V199H9ZM25 200H24L23 202H26ZM45 200H44V202H45ZM52 200L54 201V198H53ZM57 200H55V201L57 202ZM72 200H74V199H72ZM85 200H87V199H84L83 201H85ZM94 200H96V199H93L91 202H93ZM117 200H118V199H117ZM178 200H179V201L182 200V201L179 202ZM191 200H192V201H191ZM204 200L208 201V203H209V200H210V199L207 200V196H206V199H204ZM204 200H203V201H204ZM214 200H215V199H214ZM242 200H243V199H242ZM249 200H251V199H249ZM249 200H248V201H249ZM252 200H253V199H252ZM0 201L4 202L3 200H0ZM19 201H20V200H19ZM19 201H18V202H19ZM34 201H35V200H34ZM34 201H32L31 203L34 204ZM97 201H95V202L97 203ZM111 201H112V202H111ZM169 201H171V200H169ZM172 201H173V200H172ZM194 201H195V200H194ZM206 201H204V202H206ZM244 201H245V200H244ZM256 201H257V202H258V201H262V202L264 203V201H263L262 199H261V200H260V199L257 200V197H256ZM9 202H11V200H10ZM14 202H15V201H14ZM39 202H40V201H38V203H39ZM42 202H43V201H42ZM42 202H40V204H43ZM62 202H63V201H62ZM66 202H67V201H66ZM66 202H65L64 204H66ZM73 202H74V201H73ZM80 202H81V200H80ZM85 202H86V201H85ZM123 202H124V201H123ZM253 202H255V201H251V202H246V201H245V203H253ZM262 202H261V205H263ZM6 203H7V202H4V204H6ZM19 203H20V202H19ZM31 203H30V205H31ZM47 203H48V201H47ZM49 203H51V201H49ZM67 203L69 204V202H67ZM76 203H77V204H76ZM76 203H75V204L78 206V208H81V207H82V210H81V209H78V210L74 209V210H76V211H73V212L76 213V214H77L78 211H80V213L78 214V216L76 217V214H74V213H70V212L68 211L69 214H74V217L71 216V217L69 218V214H68V218H67V219L64 218L63 221H62V220H59V221H60V222H59L58 219H57V221L60 223V224H58L57 222L54 223V224L57 225V227H53V226H55V225H52V224H49V223H48V221H50V220H48V218H50V217L47 216V215H51V214H47V213H51L52 211L48 212V210H47L48 208H47L45 205H44V206L46 207V210L41 211L39 214H37V215L34 216V217H31V216H30V218L27 217V218H24V219L22 220V219H19L17 216H16V217L13 216V218H12V217H11V219L9 218V219H10L9 221H7V218H6V219L3 218L4 220H6V222H5L4 225H5V227L8 226L7 222H9L10 225H9L8 227H6V228H9L11 231H12V229H13V230H16V231L18 230V231H19L18 234H20V235H21L20 231L23 232V233H27V234L29 233V234H31L30 236H33V235L37 234L38 232H40V233L43 232V233H44V232H45L44 230H46L50 225H52L53 230L50 231V234H52V239H51V240L53 241V245H51L52 242H51V240L49 239V240H47V241H50V242H51L50 244H49V242H47V243L45 242L47 245H45V244L43 243L46 247H47V246H53V247H54V245L56 246V244L59 243V244L61 245V246H60V245H59V246L62 247V248H60V249H61V250H63V249H64V250H67V252L69 253V251H71V249H72V252H73V250H74V252H75L76 250H79L78 248H81V247H82V248H81L80 251H82V249H84V248H83V244H84L85 246H88L89 249H90L92 252H94V251L99 252V251H101L102 249H104V251H107V250L105 249V247L108 248V247L106 246V245H108V244H106V243H108V241H105V238H103L104 240H102V239L100 238V236H101V237L103 236L102 233H100L101 228L96 229V230H99V231H93V233H92V231H89V230H88V229H91V228H92L91 223H93V226H94V227L97 225V224L94 225V223H96V220H97L96 218L99 219V217H96V218H95L94 215H96V216H102V215H104V214H101V215H100V213H101L102 211L98 210L99 205H100L101 203H100V204L98 203L99 205H94L95 203L93 202V203H94V204H93L94 207H92V206L89 204V206H91V208L88 207V208H85V209L83 208L84 205H85L83 202H81L80 204H78V203H79V201H78V202H76ZM173 203H174V201H173ZM175 203H174V204H175ZM212 203H213V202H212ZM215 203H216V202H215ZM239 203H240V202H239ZM11 204H12V203H11ZM13 204H14V203H13ZM21 204H24V203H21ZM25 204H26V203H25ZM28 204H29V203H28ZM35 204H37V203H35ZM51 204H52V203H51ZM58 204H59V203H57V204L55 203V204H53V205H54V206H55V205L58 206ZM83 204H84V205H83ZM176 204H175V205H176ZM206 204H207V203H206ZM213 204H214V203H213ZM213 204H212V205H213ZM236 204H238V203H236ZM258 204H259V202H258ZM8 205H9V204H8ZM8 205H7V206H8ZM16 205H17V204H16ZM30 205H29V206H30ZM38 205H39V204H38ZM73 205H74V204H73ZM73 205H71V203H70V206H73ZM76 205H74L73 207H76V208H77ZM81 205H83V206H81ZM208 205H209V204H208ZM246 205H247V204H245V206H246ZM250 205H251V204H250ZM12 206H13V205H12ZM20 206H21V205H20ZM26 206H28V205H25L24 207H26ZM39 206H41V205H39ZM57 206H56V207H57ZM59 206H61V205H59ZM65 206L67 207V205H65ZM85 206H87V205H85ZM102 206H103V205L101 204V207H102ZM107 206H108V207H107ZM120 206H121V205H120ZM172 206H173V205H172ZM209 206H211V205H209ZM214 206H215V205H214ZM238 206H239V205H238ZM242 206H243V205H242ZM256 206H257V203L253 205V207H256ZM258 206H259V205H258ZM3 207L5 208V206H3ZM9 207H10V206H9ZM41 207H42V206H41ZM68 207H69V206H68ZM243 207H244V206H243ZM243 207H241V208H243ZM247 207H248V205H247ZM247 207H246V208H247ZM249 207H250V208H253L252 205L249 206ZM261 207L264 208L263 206H261ZM7 208H8V207H6V209H7ZM12 208H13V207H12ZM14 208H15V207H14ZM16 208H17V207H16ZM18 208L21 209L20 207H18ZM26 208H27V207H26ZM30 208H32V207H30ZM38 208H39V207H38ZM42 208H43V207H42ZM235 208H238V207H235ZM244 208H245V207H244ZM246 208H245V209H246ZM250 208H248L249 210H247V211H250V213H251V211H253V210H250ZM256 208H258V207H256ZM0 209H1V207H0ZM23 209H25V208H23ZM39 209H41V208H39ZM53 209H54V210H53V213H54V211H58L57 209L55 210V208H53ZM59 209H60V210H63V209H61V207H59ZM68 209L70 210V207H69ZM68 209H67V210H68ZM71 209H72V208H71ZM185 209H186V208H185ZM205 209H206V208H205ZM205 209H204V210H205ZM211 209H212V208H211ZM10 210H11V209H10ZM13 210H14V209H13ZM26 210H27V209H26ZM32 210H34V209L32 208ZM64 210H66V208H64ZM64 210H63V211H64ZM167 210H168V209H167ZM188 210H189V209H188ZM201 210H202V211H201ZM209 210H210V209H209ZM235 210H236V209H235ZM243 210H244V209H243ZM254 210H255V209H254ZM256 210H257V209H256ZM3 211H4V210H3ZM7 211H9V209H8ZM11 211H12V210H11ZM11 211H10V213H11ZM23 211H24V210H23ZM185 211H186V210H184V212H185ZM206 211H208V209H207ZM210 211H213V210H210ZM244 211H245V210H244ZM12 212H13V211H12ZM20 212H21V211H19V213H20ZM26 212H27V211H26ZM26 212H25V213L23 212V213H24V214H27ZM30 212H31V211H30ZM30 212H29V213H30ZM59 212H60V211H59ZM59 212H57V213H59ZM124 212H123V213H124ZM127 212H126V213H127ZM150 212H152V213H150ZM178 212H179V211H178ZM213 212H216V211H213ZM19 213H18V211H17L16 214L18 215ZM23 213H20V214L22 215ZM33 213H35V212L32 211L31 214H33ZM57 213H55V214H57ZM60 213H61V212H60ZM63 213H65V212H63ZM165 213H166V214H165ZM175 213H176V212H175ZM187 213H189V212L187 211ZM190 213H192V212H190ZM203 213H204V212H203ZM208 213H211V212H208ZM241 213H242V210H241ZM1 214H2V213H1ZM20 214H19V215H20ZM35 214H36V213H35ZM124 214H125V213H124ZM148 214H149V215H148ZM164 214H165V216H167V217H165ZM178 214H180V213H178ZM193 214H194V212H193ZM196 214H197V213H196ZM196 214H195V215H196ZM204 214H205V213H204ZM204 214H203V215H204ZM212 214H213V213H212ZM248 214H249V213H248ZM261 214H263V213H261ZM4 215H5V214H4ZM12 215H14V213H12ZM19 215H18V216H19ZM33 215H34V214H33ZM57 215H58V214H57ZM146 215H148V216L146 217ZM201 215H202V214H201ZM245 215H246V214H245ZM249 215L251 216V214H249ZM249 215H246V217H248ZM24 216H25V215H24ZM58 216H59V215H58ZM60 216H61V215H60ZM62 216H64V215L62 214ZM90 216H93V217L95 218V220L93 219V220H91V221H93V222L88 223V225L91 226L90 228H88V225L86 224V222L84 223L83 221H84V220L87 221L88 219H86L85 217H87V218H88V217L91 218ZM104 216H105V215H104ZM104 216L101 217L103 220L106 219V218L108 217V216H107V217L105 216L106 218H103ZM151 216H152V218H153V215H151ZM214 216H215V215H214ZM219 216H220V214H219ZM219 216H218L217 218H221V217H219ZM221 216H223V215H221ZM5 217H6V216H5ZM7 217H8V216H7ZM46 217H47V218H46ZM51 217H52V215H51ZM56 217H57V216H55L54 219H55ZM64 217H65V216H64ZM124 217H126V216H123V218H124ZM148 217H149V218H148ZM224 217H225V216H224ZM252 217H253V216H252ZM262 217H263V216H262ZM262 217H260V218H262ZM20 218H22V217H20ZM52 218H53V217H52ZM62 218H63V217H62ZM115 218H116V217L109 218V219H106V220H108V221L110 222V219H111V220L114 219L112 223H116V222L118 221L117 219H119V218H117L116 220H115ZM121 218H122V217H121ZM146 218H147L148 220H147ZM222 218H223V217H222ZM222 218H221V219H222ZM248 218H249V217H248ZM3 219L0 218V220H1L2 222H3ZM54 219H53V220H54ZM65 219H66V220H65ZM83 219H84V220H83ZM225 219H226V217H225ZM21 220H22V221H21ZM46 220H48V221L46 222ZM89 220H90V219H89ZM89 220H88V221H89ZM120 220H121V219H120ZM217 220H220V219H217ZM51 221H52V220H51ZM55 221H56V220H55ZM55 221H54V222H55ZM61 221H62V222H61ZM115 221H116V222H115ZM150 221H151V220H150ZM152 221H153V220H152ZM227 221H228V220H227ZM100 222H101V221H100ZM102 222H103V221H102ZM102 222H101V223H102ZM105 222H107V221H104V223H105ZM147 222H148V223H147ZM153 222H154V221H153ZM153 222H151V223H153ZM224 222H225V221H224ZM224 222H222V223H224ZM47 223H48V224H47ZM83 223H84V224H83ZM98 223H99V222H98ZM112 223L110 222V224H112ZM119 223H120V221H119L117 224H119ZM121 223H120V225H122ZM151 223H150V225H149V224L147 225V226H149V228H147V230H148V232H151L152 236H151L150 238H152V239H151V240L148 239L147 242H146V241H143L144 243H142V240H141V243H140V242H134L133 240L131 241V239H133V238H131V237H133V235L130 236V233H132L134 230H133L132 232H130L129 234H128V231H127V232H126L127 235H124L123 233H125V232H123V229H122V232H123V233H120V234H121V235L123 234V235L126 236L127 238H125V237L121 238V237H119L120 234H117V235H114L113 239L111 240V242L115 243V244H113L112 246H114V245H115V246L118 245V246L120 247V245H121L122 247H127L128 250H126V249H124V250H126L125 253H126V256H127V257H125V258L128 260L127 262H128L129 264H138V261L140 260L139 257H141V256L143 257L144 254H145V255H144L145 257H146V256H149V257H148V258H144V257H143V259L146 260V259H150V258H151L150 260H151V261H154V263H155L156 261H159L158 263L161 262V264H225L224 262L226 261L227 257H228L229 254H230V252H229V251H231L230 249H234V250L236 249V248H233V247H232V246H234V243H233V245H232V242H230V239H231L230 236H231V235H230V236L228 235L230 232L227 234V233H225V231H223V230L217 228V229H213L212 232H211V235L208 236V237H210L211 239H210V238H207V240L209 239L210 241L208 240L209 242H208V241L206 242V240H205L206 243H204V244H205L204 248H203V249H200V251H199V252H201V250H203V252L199 253L197 249H196L197 251H192V252L189 251V252H188L187 250H188L189 248H186V249H187L186 251H184V250L180 251L182 247L180 248V250H178L179 248L175 249V248H173V247H170V246H169V245H170L169 243H166V244H165L164 242L161 243V242H160L161 239L164 240V239H166V237L168 238L169 236H168L166 233H165V234H164V233H161L160 230H159V227H156L155 224L152 225ZM227 223H228V222H227ZM2 224H3V223H2ZM2 224L0 223V225H2ZM6 224H7V225H6ZM45 224H47L48 227H47ZM82 225H83V226L86 225L85 228L87 227L88 229L86 228V230H84V228L82 227ZM99 225H101V224L99 223ZM123 225H122V226H123ZM129 225H130V226H129ZM151 225H152V226H151ZM45 226H46L47 228H46ZM115 226H116L115 228H117V225H115ZM118 226H119V225H118ZM127 226L125 227V229L128 228ZM139 226H138V227H139ZM97 227H98V225H97ZM103 227H104V225H103ZM105 227H106V226H105ZM112 227H114V226L112 225ZM119 227H121V226H119ZM3 228H4V227H3ZM45 228H46V229H45ZM106 228H107V227H106ZM136 228H137V227H136ZM139 228H140V227H139ZM143 228H146V227H143ZM221 228H222V227H221ZM48 229H49V228H48ZM82 229H83V230H82ZM93 229H95V228H93ZM137 229H138V228H137ZM87 230L90 232V234L92 233L91 237L88 236L89 233H85V235H83V233L86 232ZM102 230H105V228L102 229ZM109 230H110V229H108V231H109ZM119 230H120V229H119ZM119 230H118V232L121 231V230H120V231H119ZM130 230H132V229H130ZM139 230H140V229H139ZM142 230H143V229H141V231H142ZM150 230H151V231H150ZM210 230H211V229H210ZM82 231H83V232H82ZM136 231H137V230H136ZM143 231H144V230H143ZM1 232H2V231H1ZM12 232H13V231H12ZM47 232H48V231H46V234L44 233V234L46 235V237H47V234H48ZM52 232H53V233H52ZM78 232L80 233V234H79L80 236L78 235ZM102 232H103V231H102ZM110 232H111V231H110ZM139 232H140V231H139ZM209 232H210V231H209ZM3 233H4L6 236H8V235L11 234V233H10V234H7V233H5L4 231H3ZM13 233H16V232H13ZM40 233H38V234L40 235ZM43 233H42V234H43ZM54 233H55V236H56V235H59V236L61 237V238L59 239V242H58V243L55 241V240L58 239V238H57L58 236L55 237V236H54ZM104 233H106V232H104ZM104 233H103V234H104ZM115 233H116V232H115ZM133 233H135V232H133ZM133 233H132V234H133ZM136 233H137V232H136ZM16 234H17V233H16ZM16 234H12V236H13V235H16ZM86 234H87V235H86ZM90 234H89V235H90ZM113 234H114V233H113ZM142 234H144V233H142ZM231 234H232V233H231ZM1 235H2V233H1ZM1 235H0V236H1ZM23 235H24V234H22L21 236H23ZM82 235H83V236H82ZM107 235H108V234H107ZM111 235H112V233L109 234V237H108V238H110ZM134 235H135V234H134ZM138 235H139V234H138ZM138 235H136V237L139 238ZM10 236H11V235H10ZM12 236L9 237L10 240L13 239ZM24 236H26V235H24ZM41 236L44 237V235H41ZM53 236H54L55 238H57V239H54ZM87 236H88V238H90V239H89L90 242H88V245H86L85 242H84V243L80 244V245H82L81 247H78V246H80V245H79V240H80V241L82 240V242L85 240L86 243H87V241H89V240H86ZM105 236H106V235H105ZM232 236H233V235H232ZM234 236H235V235H234ZM234 236H233V238H234ZM15 237H16V236H15ZM80 237H82V238H85V237H86V238L83 240V239H81ZM103 237H104V236H103ZM106 237H107V236H106ZM1 238H2V237H0V244H2V243H1V242H3L2 240H4L5 242H6V240H8V239H5V238H7V237H5L4 239H1ZM50 238H51V237H50ZM147 238H149V237H147ZM233 238H232V239H233ZM17 239H18V238H17ZM23 239H24V237H23ZM28 239H30V237H29ZM31 239H32V238H31ZM35 239H36V238H35ZM37 239H39V238H37ZM43 239H44V238H43ZM106 239H107V238H106ZM135 239H136V238H134V240H135ZM235 239H236V238H235ZM10 240H8V241L10 242ZM13 240H14V239H13ZM109 240H110V239H109ZM139 240H140V238H139ZM139 240H138V241H139ZM143 240H144V239H143ZM145 240H147V239H145ZM8 241H7V242H8ZM11 241H12V240H11ZM30 241H31V240H30ZM33 241H34V240H33ZM39 241H40V240H39ZM44 241H45V240H44ZM44 241H43V242H44ZM128 241H130L131 244H132L133 242H134V243H133L132 245H130V244H128V243H129ZM12 242H13V241H12ZM21 242H23V240H22ZM27 242H28V240H27ZM27 242H26V244L29 243V242H28V243H27ZM111 242L109 241V243H111ZM201 242H202V240H201ZM3 243H4V242H3ZM10 243H11V242H10ZM13 243H15V242H13ZM16 243H17V242H16ZM160 243H161V244H160ZM202 243H203V242H202ZM230 243H231V245H232L231 247H230ZM7 244H8V243H7ZM7 244H3V245L6 246ZM26 244H24V245L26 246ZM43 244H40L41 247H43ZM127 244L130 245V246H127ZM13 245H14V244H13ZM17 245L19 246V244H17ZM71 245H73L74 248H72ZM1 246H2V245H1ZM8 246H9V245H8ZM10 246H11V245H10ZM14 246H15V245H14ZM14 246H13V247H14ZM18 246H17V247H18ZM25 246H21V247H25ZM59 246H58V247H59ZM69 246H70V247H69ZM85 246H84V247H85ZM236 246H238V245H236ZM15 247H16V246H15ZM15 247H14V248H15ZM21 247H18V248H16V249H17L18 251H21L22 249L19 250V248H21ZM27 247H28V246H27ZM77 247H78V248H77ZM109 247H110V246H109ZM234 247H235V246H234ZM5 248H6V249H7V248L9 249L10 247H5ZM44 248H45V247H44ZM44 248H43V249H44ZM85 248H86V247H85ZM193 248H195V246H194ZM193 248H192V249H193ZM238 248H241V247H238ZM2 249H3V248H2ZM11 249H13V248H11ZM23 249H25V248H23ZM52 249H53V248H52ZM55 249L57 250V246L55 247ZM68 249H70V250L68 251ZM89 249L86 248V249H84V250H88V251H89ZM118 249H120V248H118ZM122 249H123V248H122ZM182 249H184V248H182ZM241 249H243V246H242ZM241 249H240V252H241V251L243 252V250H241ZM35 250H36V249H35ZM35 250H32V251H31V250L28 249V251H30V252H34ZM46 250H48V249H46ZM46 250H45L44 252H46ZM56 250H55V251H56ZM64 250H63V252L65 253L66 251H64ZM1 251H2V250H1ZM7 251H8V250H7ZM13 251H14V250H13ZM13 251H12V252H13ZM15 251H16V250H15ZM23 251H25V250H23ZM23 251H21V252H23ZM80 251H79V252H80ZM183 251H184V252H183ZM237 251H238V250H236V251H231V252H234V253L236 252V254H237V253L239 252V251H238V252H237ZM9 252H10V251H9ZM12 252H11V253H12ZM21 252H20V253H21ZM26 252H27V251H26ZM30 252H29V254H30ZM47 252H49V250H48ZM47 252H46V253H47ZM51 252H54V251L52 250ZM59 252H60V251H59ZM63 252H62V253H63ZM74 252H73V254L70 253V255H74V254H76L75 259L79 258V254H78V252H77V251H76L77 253H74ZM84 252H85V251H84ZM86 252H87V251H86ZM96 252H95V253H92V254H94V255L96 254V255H97L98 253H96ZM120 252L122 253L123 251H121V249H120ZM228 252H229V254L227 255ZM24 253H25V252H24ZM37 253H38V252H37ZM49 253H50V252H49ZM62 253H61V254H62ZM82 253H83V251H82ZM89 253H90V251H89ZM99 253H100V252H99ZM104 253H105V252H104ZM104 253H103V254H104ZM0 254H1V256H2V254H4V252H3V253H0ZM6 254H8V256H10L9 253L6 252ZM13 254H15V253H12V255H13ZM18 254H19V252H18ZM29 254H28V252H27L26 255H29ZM33 254H35V253H33ZM40 254H41V253H40ZM56 254H57V253H56ZM77 254H78V257H77ZM80 254H81V253H80ZM105 254H106V253H105ZM107 254H108V253H107ZM240 254L243 255L244 253H240ZM240 254H237V255L240 256ZM20 255H21V254H20ZM36 255H37V254H36ZM36 255H35V256H36ZM42 255H43V254H42ZM57 255H58V254H57ZM59 255H60V254H59ZM59 255H58V256H59ZM70 255H69V256H70ZM82 255H83V254H82ZM85 255H86V254H85ZM100 255H101V253H100ZM121 255H122V254H121ZM139 255H140V256H139ZM237 255H236V256H237ZM242 255H241V256H242ZM23 256H24V254H23ZM23 256H21V257H23ZM33 256H34V255H33ZM38 256H39V255H38ZM38 256H36V257H38ZM40 256H41V255H40ZM40 256H39V257H40ZM45 256H48V255L45 254V255H44V258H45ZM49 256H50V254H49ZM51 256H52V255H51ZM63 256H65V254H64ZM86 256H87V255H86ZM92 256H93V255H92ZM97 256H98V255H97ZM106 256H107V255H106ZM4 257H7V256L4 255ZM12 257H13V260H15L16 262L18 261V260H16V257H17V256L14 255V256H11V257H9V258L12 259ZM30 257H31V256H30ZM39 257H38V258H39ZM56 257H57V256H56ZM94 257H95V256H94ZM94 257H93V258H94ZM101 257H102V256H101ZM101 257H99V258H101ZM121 257H124V256L122 255ZM26 258H29V257L26 256ZM31 258H32V257H31ZM33 258H34V257H33ZM38 258H37V259H38ZM48 258H50V257H48ZM51 258H52V257H51ZM60 258L62 259L61 256H60ZM65 258H67V257L65 256ZM68 258H69V259H68ZM68 258H67V259L70 260V259L73 258V257L70 256V257H68ZM80 258H81V257H80ZM90 258H91V257H90ZM93 258H92V259H93ZM108 258H109V256H108ZM239 258H241V257H239ZM243 258H244V255H243ZM1 259H2V258H1ZM1 259H0V262L2 263L3 261H2ZM3 259H4V258H3ZM7 259H8V258H5L6 261H9V259H8V260H7ZM23 259L25 260V256L23 257ZM35 259H36V258H35ZM35 259H34V260H35ZM37 259H36V260H37ZM41 259H42V258H41ZM53 259H54V257H53ZM53 259H52V260H53ZM102 259H103V260H102ZM102 259H99V260H100V261H99V260H98V257H96V260H94V263H93V264H111V263L109 262L110 260H108L107 258H105V259H107V260H106L107 262L104 261V258H102ZM119 259L121 260V258H118V260H119ZM122 259H123V258H122ZM126 259H125V260H126ZM141 259H142V258H141ZM152 259H153V260H152ZM13 260H11L10 263H12ZM19 260H21V259H19ZM34 260L32 259V262H35ZM39 260H40V259H38V261H39ZM47 260H48V259H47ZM49 260H51V259H49ZM62 260H63V259H62ZM62 260H61V261H62ZM82 260H83V259H82ZM82 260H80V261H82ZM101 260H102V261H101ZM118 260H117V261H118ZM150 260H148V261H150ZM6 261H4L3 263L5 264ZM22 261H23V260H22ZM38 261H37V263H38ZM43 261H44V259H43ZM56 261H58V260H54V264H55ZM61 261H60V262H61ZM71 261H73V260H71ZM84 261H85V260H83V264H84ZM92 261H93V260H92ZM103 261H104V262H103ZM114 261H116L115 258H114ZM114 261H111V262H113L112 264H115ZM117 261H116V263H117ZM16 262H15V263H16ZM23 262H25V261H23ZM29 262H30V259H29ZM32 262H30V263H32ZM46 262L48 263L49 261H46ZM52 262H53V261H52ZM60 262H59V263H60ZM87 262H90V264H92L91 261H90V259H89ZM122 262H123L124 264L127 263V262L125 263V261H123V260H122ZM139 262H140V261H139ZM143 262H144V260H143ZM143 262H142V263H143ZM1 263H0V264H1ZM3 263H2V264H3ZM13 263H14V262H13ZM20 263H21V261H20ZM42 263H43V262H42ZM47 263H46V264H47ZM63 263L66 264L67 262L65 261V262H63ZM68 263H69V262H68ZM123 263H122V264H123ZM158 263H156V264H158ZM8 264H9V263H8ZM23 264H24V263H23ZM25 264H26V262H25ZM32 264H33V263H32ZM35 264H36V263H35ZM38 264H39V263H38ZM44 264H45V263H44ZM76 264H77V263H76ZM79 264H80V263H79ZM85 264H88V263H85ZM139 264H140V263H139ZM145 264H146V263H145Z\"/></svg>", "mask_w": 264, "mask_h": 264}]
</instances>
